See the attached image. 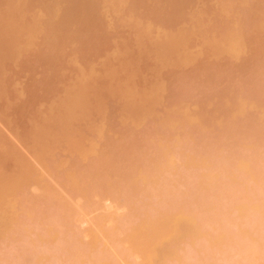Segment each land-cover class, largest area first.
<instances>
[{"label": "rangeland", "instance_id": "374dc122", "mask_svg": "<svg viewBox=\"0 0 264 264\" xmlns=\"http://www.w3.org/2000/svg\"><path fill=\"white\" fill-rule=\"evenodd\" d=\"M95 1V0H94ZM99 1V5L100 4H103L102 2H104V4H103V7H104V5H105V3H106V1H100V0H97L96 2H98ZM120 2H119V6H120V11H119V7H118V9H117V5H114V7H116V9L118 10V11H109L108 10V8L107 9H104L103 7H101V10H105V13L102 11L101 12V10L99 11V13H102L103 14V16H105L106 18H107V20H108V29L107 30H110V33L108 34L109 35V39L111 38V36H112V38L109 40V41H107L108 39H105L104 37H105V35L107 36V34H105V35H103L104 37V39H105V41H101L102 39L100 38V40H98V42H100V43H97L99 46L97 47V49H94L95 51L97 50V51H99V52H95L96 54H94V55H92L93 56V58H91V56H88L87 55V53H85V55H84V57L83 56H81V55H79V54H76L77 56L79 55V57H77V56H75V54H73L72 55V52H71V55L70 56H74V58H72V57H70L69 56V58L67 59L66 58V60H68V61H65L64 62V66L65 67H63V69H62V71H63V73H62V71H61V73L60 74H63V76H65L66 74V76L65 77H63L62 75V77H61V79H58V80H56L57 81V84L55 83V87H53V86H51V88H52V90H53V94H54V97H52V94H51V92L52 91H49V90H47V92H45V90H44V93L42 92V89L44 88H42V89H38L39 91H37L38 93H37V96L39 97V96H41V98L39 97V99H38V97L36 98L37 99V101L39 102V105H38V102L36 101V99H35V97H34V99H32L33 97H32V95H30L31 93H30V91H28V93H27V91H25V90H30L31 88L30 87H32L33 85L31 84L34 80L36 81V84L38 83V84H42L43 85V81L45 80L44 79V77L46 78V76H45V74H44V72H45V70H46V68H47V66H41V67H45L44 69H42V70H44V72L42 71L41 72V70L39 71L38 70V68H39V61H36L35 59L33 60L32 59V57L34 56V54L33 53H35L34 51H35V49L37 48V46L36 45H33L32 47H28V49L29 50H27V51H24V50H20V52L21 51H24V53L23 52H19V47H21V46H18V45H14V43L12 42V40H11V42L9 41V39H8V42H6L5 40H4V42H6L9 46H11L12 48H10V51H12L13 50V52H14V54L16 53L17 54V52H18V55H22L19 59L21 60V59H23V60H21L20 61V64H23L24 63V60H26L27 58V61L29 62H34L33 63V65H30L31 67L33 66V69H34V67H35V64L37 63V65H36V68H37V70L39 71L38 73L36 72L37 70H34L36 73L33 75L32 73L33 72H31V73H29L28 71L30 70V66H28V65H26V64H23V65H25L24 66V68L25 69H28V67H29V69H28V71L27 70H25L24 71V69H23V67H18V66H20L19 64H18V60L19 59H17V61L16 60H14V61H11V60H9V62H11V63H9L8 61V64H10V65H7L8 66V68H7V70H8V72L6 73V75H4V76H2V75H0V84H2L3 86V88L4 87H7L6 88V93H5V97L3 98L4 99V101H5V105H4V101H3V99L1 100L0 99V105H1V107H0V264H69L70 262H71V264H188V261H186V260H184V258L186 259L187 257H189L190 258V262H189V264H210V263H212V264H232L233 262H234V260H235V263L234 264H238L239 262H240V259H241V262L239 263V264H264V250H263V252H258V251H260V250H262L261 248L263 247L264 248V240L262 241L263 243H261L258 247H257V249H259V250H256L257 252V254L255 255V253H253V256H251L252 255V252H251V254H247V253H245L244 251H246V250H244V248H246V247H248V243L246 242V241H244V239H242L244 236H241V235H245V234H242V232L243 233H249L250 232V230H248L247 228L249 227V225L251 224L252 226H254L253 227V231L255 230V231H257V232H252V234H253V236H252V234L251 235H249V236H251V238H253L254 240H251L250 238H249V236L246 238V236H245V240H247L248 242H250V241H253L254 243L256 242V244L257 243H259V241H261L260 239H258L259 237H257V235H255V234H261L262 232V235L260 236L261 238H262V236H263V239H264V230H262V232H261V229H264V222H262V223H260L261 221H258V219L260 220V218H261V220L263 221L264 220V217L262 216L263 215V213L264 212H260L259 213V208H260V205H261V203H262V206H263V202H261L260 204L258 203V202H260V201H262V200H264V199H261V198H263V196H264V190L263 191H261L262 189H264V184H262V183H264V182H261V178H260V187H259V189H261L260 191H261V193L260 194H262L261 196L262 197H257V195H258V193L259 192H257V191H259V189L257 190L256 188H258V187H256V183H255V181L258 179L259 180V178L256 176L257 174H255V180L253 181L252 180V182H254L255 184H253L252 182V184L250 183L249 185H247V183H245L246 181H247V175H245L244 176V174L245 173H250L249 171H251V168L253 169V171H255L254 170V168L258 165V167H257V169L259 168V167H261V165H262V167L261 168H264V157H263V155L264 154H262V156H258L260 159H261V161H260V159L257 157V156H255V154L256 155H258V153H259V155H261V153L263 152L264 153V148H262L263 149V151H261V146L262 147H264L263 146V144H264V142L261 144V146H260V144L259 145H257L255 148H257V151H256V149L254 148V147H252V148H250V146L247 144V143H249V140H252V139H248V137L247 136H245L244 137V135L242 134V133H244V130H243V132L242 133H239V134H241V135H243L242 137H241V135H232L234 132L236 133V132H238V131H242L241 129L239 130V127H238V122H237V126L236 127H238V131H235V129H234V132H233V130H231L232 131V134H230L231 132H229V134L230 135H226L225 134V132H222V129L224 128V130H225V127H220L219 125H221L222 126V122L223 121H220V119H219V114H216L215 113V110H217L216 108H219V107H216V106H220V104L219 105H217L218 103H220L221 102V104L224 102L223 100L224 99H226L227 97H229V96H223V97H221L220 99L223 101H219L218 99H219V96H217L218 94H221V93H223L224 92V89H225V91H226V89L228 90V88H230V90L229 91H231L232 92V90H231V86L233 85V84H235V85H238V87H242L243 88V86H240L241 85V83H235L236 82V79L234 80V78H233V76L231 75V80H232V78H233V80L235 81H233L232 80V82L230 83V78H229V76H226L225 75V68H231V67H233L232 66V64H231V66H229V62H228V64H225L226 63V61H225V59H226V54H225V56H221L220 58L219 57H216V56H214V55H211V56H209V55H207L206 53H204L203 51H202V47L204 48V46H203V44H204V42L202 43V37H197V36H193L192 38L189 36V38L188 39H190V40H188L187 41V39L185 38V37H187V36H184V35H187L188 33H191V32H189V30H190V27H192L193 29H196L195 28V25H193V23L191 22H184V24L183 23H180V24H177L176 23V25H175V20H177V18L176 17H171V19H173V22H174V25H173V23L171 24V23H169V24H167V25H169L168 27H166V28H164V27H162V28H158V27H152V26H150V25H147L146 24V22H144V18L142 17H140L139 16V13H134V12H132V13H129V14H131L130 15V17H129V14L128 15H124V17L122 16V14L123 13H128L129 12V9L128 8H124V5H125V7L127 6L126 5V0L123 2V1H121V0H119ZM153 2H154V4H155V2H157L158 4H159V0H152ZM205 1H206V3H205ZM204 2H203V0H201V2H200V0H199V3H198V8H197V6H194L195 7V9H194V11L195 10H197L200 14H201V12L199 11V10H201V11H203L202 13H204L205 12V7H207V6H210L209 7V9H210V13H207V14H209V15H207L206 16V19H208L207 17H210L211 19H212V17H215L216 19H212L213 21H217V17H219L218 16V14H219V12H216V10H213V13H212V6L211 5H216V0H209V1H207V0H205ZM212 1H214V2H212ZM115 2V1H114ZM122 2V3H121ZM128 2V1H127ZM41 3H43V2H41ZM116 3V2H115ZM117 3H118V1H117ZM116 3V4H117ZM125 3V4H124ZM204 3H205V5H204ZM43 4H45V3H43ZM114 4V3H113ZM121 4H123V6L121 5ZM158 4H156L155 6H157ZM99 5H97V7H100ZM95 6H96V3H95ZM106 7H107V5H105ZM129 6V5H128ZM42 7H44V5L42 6ZM203 7L205 8V9H203ZM40 8V7H39ZM123 8L124 9H126V11L124 10L123 11ZM201 8V9H200ZM42 9V8H41ZM203 9V10H202ZM216 9V8H215ZM111 10V9H110ZM207 12V11H206ZM117 13V14H116ZM119 13H122V14H119ZM125 13V14H126ZM204 14H206V13H204ZM211 14V15H210ZM213 14H215V15H213ZM216 14H217V16H216ZM109 15V16H108ZM113 15V16H112ZM115 15V16H114ZM119 15H121L122 17H123V19H122V17H118ZM31 16V15H30ZM30 16L28 17V18H30ZM202 16H204V15H202ZM112 17V18H111ZM113 17H114V19H116L115 20V22L117 21V23H115L116 25H114V23H113ZM117 17L119 18V20H121V21H123V22H125V23H127V21H131V23H130V21L128 22V24H123V22L121 23V21L119 22V20L117 19ZM126 17V19H128V20H126L125 19V21H124V18ZM128 17V18H127ZM205 17V16H204ZM130 18H132V19H130ZM179 18V17H178ZM201 18V17H200ZM171 19H169L170 21L169 22H172V20ZM134 20V21H133ZM137 20H139L140 21V23H138L139 21H137ZM142 20V21H141ZM201 20H202V18H201ZM219 20V19H218ZM134 23H133V22ZM203 21V20H202ZM209 21V20H208ZM208 21H206V22H208ZM119 22V23H118ZM177 22V21H176ZM193 22H195L194 20H193ZM129 23H130V25H129ZM210 23H211V21H210ZM133 24H135V25H133ZM146 24V25H145ZM187 26H186V25ZM188 24H189V26H188ZM195 24H196V22H195ZM203 24H205V21H204V23ZM203 24H201V25H203ZM208 23H206L205 25H207ZM113 25H114V27H113ZM119 27H118V26ZM123 25V26H122ZM127 25H128V27H127ZM133 25V26H132ZM182 25H185L186 27H189L188 28V32H186L187 30V28L185 29L186 31H183L184 33H182V34H184L183 36L181 35V33H179V31H178V33L181 35V37H184V39H186L185 40V43L183 44L184 45V47H183V45L181 44L182 42L181 41H183V40H181V41H179V42H177V39H176V42L180 45L181 44V47H183V48H181L180 46H178V44H175V42H173V41H171L170 42V40H169V36H170V33H172V37L170 36V38H171V40H172V38L175 36V32L177 31L176 29H179L178 27H182ZM198 25V24H197ZM209 25V24H208ZM207 25V26H208ZM112 26V27H111ZM135 26L137 27V29L135 28ZM170 26H172L171 28H172V30H171V28H170ZM207 26H205V27H207ZM111 27V28H110ZM119 29V30H117V28ZM123 27V28H122ZM131 27H132V29H131ZM143 27V28H142ZM148 27V28H147ZM173 27L175 28V30L176 31H174V29H173ZM184 27V26H183ZM204 27V26H203ZM204 27V28H205ZM75 28H76V26H75ZM126 28V29H125ZM151 28V29H150ZM191 28V29H192ZM134 29L135 30H139L140 29V32H141V30L142 29H145L144 31H146V33H143L144 35H141L142 34V32H141V34H140V32H137L136 31V33H135V31H134ZM149 29V30H148ZM94 30V29H93ZM92 30V31H93ZM114 30H116V32L114 31ZM123 30V31H122ZM167 30H168V32H167ZM170 30V31H169ZM181 30V29H180ZM37 31H39L38 29H37ZM36 31V32H37ZM112 31V32H111ZM121 31V32H120ZM125 31V32H124ZM143 31V32H144ZM153 31H154V33H153ZM156 31V32H155ZM160 31V32H159ZM171 31H174V33L173 32H171ZM191 31V30H190ZM93 32H95V33H98V32H96V31H93ZM102 32V31H101ZM119 32V33H118ZM124 32V33H123ZM131 32H132V35H131ZM151 32V33H150ZM194 32H196V31H194ZM94 33V34H95ZM103 33H105L104 31H103ZM103 33H101V34H103ZM113 33V34H112ZM120 33H123V34H120ZM127 33V34H126ZM137 33H138V35H141V36H138L137 35ZM150 33V34H149ZM187 33V34H186ZM197 33V32H196ZM209 33H211V32H209ZM38 33H36V37L35 38H33V39H35V41L36 42H38V43H40V42H42L43 41V36L41 37V35L40 34H38ZM92 34V33H91ZM94 34H92V35H94ZM114 34H115V36H114ZM136 34V35H135ZM159 34H161V35H159ZM177 34V33H176ZM193 34V33H192ZM213 34V33H212ZM211 34V35H212ZM117 35V36H116ZM126 35H128L127 36V38H124ZM196 35V34H195ZM214 35H216V37H217V34L215 33ZM120 36V37H119ZM141 37L142 39H145V42L147 43V46H148V48H147V50L149 49V45H150V50L149 51H147L145 48H146V46H145V42L143 43L144 45H143V47H144V49L146 50V52L142 49V44H141V41H142V39H140V38H138V37ZM201 36V35H200ZM101 37V36H100ZM115 37V38H114ZM135 37V38H134ZM178 37H179V35H178ZM106 38H108V37H106ZM97 39H99V38H97ZM96 39V40H97ZM126 39V40H125ZM136 39H140V40H136ZM152 39H153V41H154V44H152ZM167 39V40H166ZM181 39V38H180ZM183 39V38H182ZM199 39V40H198ZM7 40V39H6ZM42 40V41H41ZM112 40V41H111ZM124 40H125V42H124ZM149 40V41H148ZM169 40V42H170V44H168L169 42H167ZM179 40V39H178ZM120 41V42H119ZM132 41V42H131ZM138 41H140V46H141V48H140V46H139V42ZM144 41V40H143ZM157 41V42H156ZM160 41V42H159ZM96 42V41H95ZM101 42L102 43H104L105 44V47L104 48H107L106 50L103 48V44H101ZM109 42V43H108ZM113 42V43H112ZM121 42H122V45H121ZM163 42V43H162ZM186 42L188 43L187 45H186ZM197 42V43H196ZM107 43V44H106ZM120 43V44H119ZM125 43V44H124ZM167 43V44H166ZM172 43V44H171ZM174 43V44H173ZM193 45H192V44ZM199 43V44H198ZM202 43V44H201ZM111 44H112V46H111ZM114 44V45H113ZM127 44V45H126ZM149 44V45H148ZM156 44L157 45H159V44H161V46L159 45L158 47L156 46ZM198 44V45H197ZM103 45V46H102ZM108 45H109V47H108ZM121 45V46H120ZM128 48H126L125 46ZM224 45H227V44H224ZM18 46V48H16ZM69 46V45H68ZM101 46V47H100ZM152 46V47H151ZM154 46H156V48L159 50L158 52H157V50H155L156 48L154 47ZM187 46V47H186ZM14 47V48H13ZM35 49H34V48ZM64 47V46H63ZM65 47H67V46H65ZM154 47V48H153ZM177 47V48H176ZM179 47V48H178ZM208 47V46H207ZM226 47V46H225ZM229 47V46H228ZM227 47V48H228ZM22 48V47H21ZM31 48V49H30ZM33 48V49H32ZM100 48V49H99ZM122 48V49H121ZM138 48V49H137ZM154 50H153V49ZM175 48H176V50H175ZM226 48V49H227ZM64 49V48H63ZM67 49H69V48H67ZM173 49H174V51H173ZM185 49V50H184ZM188 49V50H187ZM195 49H196V52H194L195 51ZM208 49V48H207ZM206 49V50H207ZM65 50H66V48H65ZM104 50H105V52H104ZM108 50H110V51H108ZM138 52H137V51ZM141 50H143L142 52H141ZM154 52H153V51ZM170 50V51H169ZM225 50V49H224ZM8 51H9V49H8ZM10 51H9V53H10ZM17 51V52H16ZM120 51V52H119ZM135 53H134V52ZM169 51V52H168ZM183 51V52H182ZM188 51V52H187ZM13 52H11L12 54H13ZM62 52H64V54H65V51H63L62 50ZM106 52H108V54L106 53ZM118 52V53H117ZM144 52H145V55H144ZM150 52V53H149ZM163 54H165V55H163ZM202 52H203V54H205L206 56H207V58H206V56H203V54H202ZM207 53L208 52H210V51H206ZM227 52V51H226ZM20 53V54H19ZM172 54V56H171V54ZM67 54L69 55L70 54V52L68 53V51H67ZM99 54V55H98ZM103 56H102V55ZM139 54V55H138ZM141 54V55H140ZM155 54V55H154ZM160 54V55H159ZM161 54H162V56H161ZM166 54H168V55H166ZM170 54V55H169ZM174 54V55H173ZM189 54H191V56L189 57ZM199 54V55H198ZM202 54V55H201ZM209 54V53H208ZM228 55H230L231 53H227ZM144 55V56H143ZM158 55L159 56H161L162 58H163V60L165 61L166 59H165V57L164 56H166V57H168L167 58V60L165 61V63H164V61L163 60H161L162 58L160 57H158ZM182 55H184L183 57H182ZM224 55V54H223ZM24 56V57H23ZM28 56V57H27ZM86 56V57H85ZM87 56H88V58H90L89 60H91L92 59V61L95 59L96 61L95 62H91L90 63V61H88L87 59ZM95 56V57H94ZM99 56V57H98ZM108 56V57H107ZM136 57V59H135V57ZM148 56V57H147ZM153 58H152V57ZM169 56H171L170 57V59H169ZM174 56V57H173ZM192 56H194L195 58L197 57V59L195 60L194 59V57H193V59H192ZM199 56H201V57H199ZM202 56L205 58V61H206V59H207V61H206V63L209 61V62H212V67H210V69L211 68H214L215 69V67H214V65L216 64L215 62L213 63V61H218V62H220L221 63V65H219L218 63V66H224L225 67V65H227L225 68H221L220 69V67H218V66H216V68L218 69V70H220V71H222L223 70V76L221 75V78H220V74H218V73H220V72H218V71H215V72H217V73H215V72H213L212 71V73H215V74H213L212 76L211 75H207L208 73L210 74L211 73V71L210 72H206L207 74H204V75H207L206 76V78L207 77H209V76H211V77H217V78H215V80H214V82H210V81H213L212 79H210L209 78V80L208 79H206L204 76H200L201 78H202V80H201V78L200 77H197V76H199L198 74H199V71H197V73H196V70H198V69H200V68H198L197 69V67H196V64L199 62L200 63V61H198L200 58L202 59ZM231 56H234V55H232L231 54ZM230 56V57H231ZM76 57V58H75ZM134 57V58H133ZM151 57V58H150ZM157 57H158V59H157ZM199 57V58H198ZM215 57V58H214ZM229 57V56H228ZM227 57V58H228ZM34 58H36V57H34ZM80 58V59H79ZM128 58V59H127ZM143 58H144V60H143ZM173 58H174V60H173ZM192 59V62H193V64H192V62H191V59ZM209 58V59H208ZM237 58V57H236ZM242 58V57H241ZM263 58H264V55H263ZM85 59H86V61H88V69H86L85 67L86 66H84V68H83V65H86L87 63H85ZM103 59H104V62H103ZM124 59V60H123ZM128 60V63H126L125 61H127ZM130 59L132 60V61H130ZM151 59V60H150ZM155 59V60H154ZM188 59H190V60H188ZM217 59V60H216ZM221 59V60H220ZM233 59V58H232ZM239 59H240V57H239ZM262 59V58H261ZM261 59H259V61H262ZM65 60V58L63 59V61ZM72 60V61H71ZM101 60V61H100ZM111 60V61H110ZM133 60H135V62L133 61ZM160 60V61H159ZM212 60V61H211ZM229 60H231V58L229 59ZM235 60V59H234ZM243 59H240V60H238V58L235 60V62H237V63H241V61H242ZM80 61V62H79ZM81 61H82V63H81ZM153 61V62H152ZM162 61H163V64H162ZM169 61V62H168ZM196 61H198V62H196ZM222 61V62H221ZM232 61V60H231ZM6 62V63H7ZM23 62V63H22ZM66 62H67V65H66ZM69 62V63H68ZM127 64L126 66H127V68H129L130 66H128V64H129V62H130V64H131V62H133V67L131 68V70L130 69H128V70H130L131 72H133V74L130 76V75H127V71L128 70H126V69H124L125 67L123 66V64H125V63ZM139 62V63H138ZM159 62H161V64L159 63ZM168 62V63H167ZM196 62V63H195ZM202 62H204V61H202ZM17 63V64H16ZM94 65H93V64ZM134 63H136V64H134ZM145 63V64H144ZM148 63V64H147ZM172 63H173V65H172ZM224 63V64H223ZM41 64H43V62H41ZM72 66H71V65ZM73 64L75 65V66H73ZM108 64H110L109 66L110 67H112V68H116L117 70H118V72H114L115 73V75H116V73H117V76H116V82L118 81V79L120 80L121 78H122V80H123V77H125V78H127L126 80H129V83H132L133 84V86L132 87H136V89H137V87L139 88V90L140 89H143L144 91H146V94L148 95H146L145 96V92L142 90V92L140 91V93H137V91H136V89H135V91L133 90V89H131L130 88V86H129V84L127 85V88H123L124 89V91L123 92H121V94H118L117 92L118 91H121L122 90V86L120 87V85H116V84H119V83H116L115 84V88L116 87H118V89H115V91L116 90H118L117 92H114L113 94L114 95H112L111 93H107L108 92V90H104V87L106 88V87H112V86H114V83L115 82H112V80L113 79H110V77L112 78V75L111 76H108V75H106V74H108V72L106 73L105 71H107L106 70V68L108 67L107 65ZM129 64V65H130ZM157 64V65H156ZM168 64V65H167ZM177 64V65H176ZM189 64V65H188ZM205 64V63H204ZM214 64V65H213ZM216 64V65H217ZM223 64V65H222ZM260 64V63H259ZM262 64V63H261ZM261 64H260V66H261ZM22 65V66H23ZM45 65V64H44ZM100 65V66H99ZM112 65V66H111ZM234 65H235V63H234ZM258 65V64H257ZM11 66V67H10ZM26 66H27V68H26ZM66 66H69V67H66ZM97 66V67H96ZM166 66V67H165ZM171 66V67H170ZM192 66V67H191ZM194 66V67H193ZM198 66H200V64H198ZM236 66H237V64H236ZM263 66V68H264V65H262ZM40 67V68H41ZM71 67V68H70ZM73 67V68H72ZM78 68V69H76V68ZM96 67V68H95ZM100 67H102V68H100ZM120 67V68H119ZM258 67H259V65H258ZM67 68V69H66ZM68 68H70V69H68ZM83 68V69H82ZM96 70H95V69ZM112 68H107V69H112ZM136 68H138V69H136ZM154 68V69H153ZM194 68H196V69H194ZM229 68V69H230ZM235 68V67H234ZM238 69H239V67H237ZM18 69V70H17ZM19 69H21V70H19ZM33 69H31L32 71H33ZM72 69V70H71ZM76 69V70H75ZM114 69H112V70H114ZM124 69V70H123ZM146 69V70H145ZM158 69H159V71H158ZM161 69L163 70V74H161L162 73V71H161ZM172 69V70H171ZM173 69H175V71L173 70ZM194 69V70H193ZM216 69V70H217ZM226 69V70H227ZM259 69H261V67H259ZM15 70H16V72H15ZM47 70H48V68H47ZM71 70V71H70ZM77 70H78V72H77ZM84 70V71H83ZM87 70H88V72H87ZM96 72H95V71ZM100 71V73H99V71ZM140 70V71H139ZM230 70H233L234 72H235V70H237V69H230ZM240 70V69H239ZM239 70H238V72H237V74L239 75ZM262 70V69H261ZM9 71H10V74H9ZM21 71V72H20ZM22 71H23V74H22ZM49 71V70H48ZM83 71V72H82ZM104 71V72H103ZM111 71V70H110ZM114 71H116V70H114ZM123 71H125V72H123ZM129 71V72H130ZM138 71V72H137ZM160 71H161V73H160ZM166 71H167V74H166ZM179 71H181V72H179ZM183 71H184V73H183ZM186 71V72H185ZM195 73V74H193V72ZM233 71H231L233 74H234V72ZM241 71V70H240ZM263 71V70H262ZM26 74H25V73ZM84 72H87L86 74L84 73ZM113 72V71H112ZM120 72V73H119ZM152 72H153V74H152ZM174 74V75H177V76H174V75H172V73ZM227 72H230L229 70L228 71H226V74H228ZM230 72V73H231ZM235 72V73H236ZM13 73V74H12ZM17 75H16V74ZM19 73V74H18ZM28 73L31 75H33L36 79H34L33 78V76L31 75L30 77L28 76ZM42 74V76H40L39 77V74ZM46 74L48 73V72H45ZM94 73V74H93ZM96 73V74H95ZM101 73H102V75H104V76H106V77H108L107 79H106V84L105 85H103V83L105 82V80H103L104 79V77H102V75H101ZM114 73H113V75H114ZM138 73V74H137ZM149 73V74H148ZM177 73H179V74H177ZM181 73H182V75H181ZM191 75H190V74ZM211 73V74H212ZM221 73V74H222ZM229 73V74H230ZM263 73V72H262ZM40 74V75H41ZM65 74V75H64ZM72 74V75H71ZM93 76H95V75H97V76H95L96 78L98 77V75H99V78H98V81H94L96 78H94V80H92V81H94V84L95 83H97V82H99V84H96V85H94L93 83H87L89 86H91L92 88H94L93 87V85L95 86V90H97V92L98 93H101V94H104V97H105V100H104V98L103 97H101L102 98V100H104V102H102V100H100L99 98V100L102 102V103H105L106 102V104L104 105L103 104V106L105 107L104 108V110L102 109V111H103V113L101 114L100 113V111L99 112H97V111H95L96 113H99V116H97V114L95 115L94 113V116L93 117H90V119L88 118V113L90 112H88L86 109H85V104H86V100H87V98L85 99L84 98V100H83V105L82 104H71L72 106H70L69 104H70V102H67V100H65L64 99V96H63V98H62V95H67V94H69V92H68V90H69V88H70V85L71 84H73V85H76L77 84V79H79V83L82 85L83 83H84V81H86V80H88L89 79V81L91 80V79H93L92 78V75ZM129 74V73H128ZM137 74V75H136ZM142 74V75H141ZM146 74H148L147 76H146ZM159 74H161V75H159ZM183 74H184V76H183ZM197 74V75H196ZM217 74V75H216ZM242 74H243V71H242ZM242 74H240V76L239 77H241V76H243L242 78L244 79V76H245V74L244 75H242ZM12 75V76H11ZM17 76V77H15V76ZM43 75H44V77H43ZM71 75V76H70ZM80 75V76H79ZM155 75V76H154ZM179 75V76H178ZM181 75V76H180ZM194 75V76H193ZM7 76H10V78L8 79V77ZM83 76V80L81 79V77ZM128 76H130V77H128ZM140 76V77H139ZM187 76V77H186ZM194 77V79H193V77ZM195 76H196V79H195ZM219 76V77H218ZM225 76V77H224ZM260 76V75H259ZM261 76H262V74H261ZM264 76V75H263ZM13 77V78H12ZM15 77V78H14ZM39 77V78H38ZM72 77H73V79H72ZM105 77V78H106ZM120 77V78H119ZM134 77V78H133ZM158 78L157 80H156V78ZM167 77V78H166ZM170 77V78H169ZM172 77V78H171ZM179 77H183V79H182V81L184 82H182L183 83V85L185 84V86H186V84H189V87L192 89V91H191V89L187 86V88H185L186 89V91H187V89H190V90H188V94H190L189 92L191 91L192 93H191V96L190 95H188V94H186L185 92H183L184 91V88L183 87H185V86H183L181 83L179 84L178 82L180 81V79L181 78H179ZM204 77V78H203ZM236 77H237V75H236ZM246 77V76H245ZM28 78V79H27ZM32 78L34 79V80H32ZM59 78V77H58ZM65 78V79H64ZM66 78H67V80H66ZM69 78V79H68ZM71 78V79H70ZM88 78V79H87ZM142 79V83H141V79ZM148 78H151V80L149 79L148 80ZM176 78V79H175ZM177 78H178V81H176L177 80ZM192 78V79H191ZM224 78V79H223ZM238 78V77H237ZM241 78V79H242ZM261 79H262V83H263V81H264V78L263 77H260ZM6 79V80H5ZM30 79H31V81H30ZM38 79V80H37ZM39 79H40V83H39ZM102 79V80H101ZM139 79V80H138ZM146 81H145V80ZM172 79H174V80H172ZM200 79V80H199ZM204 79H206V82L207 83H209V84H207V86L205 85L206 83H205V80ZM216 79H217V81H216ZM228 79V81H226ZM246 79V78H245ZM2 80H3V82H4V84H3V82H2ZM5 80V81H4ZM11 80H13V82L11 81ZM60 80H61V82H60ZM64 80H66L65 82H64ZM115 80V79H114ZM121 80V81H122ZM126 80L124 79L122 82H125L126 83ZM170 80H171V83H170ZM198 80V81H197ZM209 82H208V81ZM221 80V81H220ZM225 80V81H224ZM240 80V79H239ZM8 81H9V83H8ZM34 81V82H35ZM55 81V82H56ZM71 81V82H70ZM88 81V82H89ZM92 81H90V82H92ZM103 81V82H102ZM120 81V82H121ZM149 81H150V83H149ZM176 81V82H175ZM195 81V82H194ZM201 81V83L199 84V82ZM204 81V82H203ZM216 81V82H215ZM31 82V83H30ZM59 82V83H58ZM63 82V83H62ZM73 82V83H72ZM74 82H76V83H74ZM87 82V81H86ZM144 82V83H143ZM158 82V83H157ZM181 82V81H180ZM189 82V83H188ZM202 82H203V86L201 85L202 84ZM224 82H229V83H224ZM261 82V81H260ZM54 83V82H53ZM64 83H66V84H64ZM113 83V84H112ZM124 83V84H125ZM154 83H156L155 85H154ZM176 83V84H175ZM198 83V84H197ZM210 83L212 84V86L210 85ZM214 83V84H213ZM259 84V85H263V84ZM30 86V84L32 85V86H28V85ZM59 84V85H58ZM150 84V85H149ZM169 84V85H168ZM171 84V85H170ZM173 84H175V85H173ZM177 84H179V85H181L180 87H179V85H177ZM193 86H192V85ZM223 84V86L224 87H226V86H228V88H224V87H222L221 85ZM227 84V85H226ZM232 84V85H231ZM240 84V85H239ZM257 84V85H258ZM24 85V86H23ZM27 85V86H26ZM126 85V84H125ZM124 85V86H125ZM131 85V84H130ZM142 85V86H141ZM159 85H161L160 87H159ZM217 85H219V87L217 86ZM9 86V87H8ZM35 86H37V87H39L38 85H34L33 87H34V90L36 91V88H35ZM129 86V87H128ZM155 86V87H154ZM172 86V87H171ZM176 86H178V87H176ZM183 86V87H182ZM216 87V89L217 90H215V87ZM230 86V87H229ZM25 87V88H24ZM42 87V86H41ZM40 87V88H41ZM58 87V88H57ZM62 87V88H61ZM193 87H194V89H193ZM203 87H204V89H203ZM218 87V88H217ZM238 87H237V89H238ZM259 88L261 87V86H258ZM30 88V89H29ZM57 88V89H56ZM59 88H60V90H59ZM64 88V89H63ZM89 88V87H88ZM121 88V90H119ZM153 88V89H152ZM178 88H183V90L182 89H179V91H181V93L182 94H186L184 97H183V99H186L187 97L186 96H188V98H189V96L190 97H192V94H193V96H195L197 99L196 100H193V101H195V102H193V101H191L192 99H194V98H192L191 100L189 99L188 101L187 100H184L183 101V99L181 98V96H183L182 94L180 95V94H178V92H176L177 90H178ZM232 88H234V87H232ZM245 88V87H244ZM243 88V92H246L245 90L246 89H244ZM263 88H264V86H263ZM8 89V90H7ZM91 89V88H90ZM108 89V88H107ZM129 89V90H128ZM152 89V90H151ZM173 89V90H172ZM198 89V91H200V92H198V91H196ZM200 89V90H199ZM219 89V90H218ZM221 89V90H220ZM235 89V88H234ZM237 89L236 90H234L235 92L237 91ZM4 89H2L1 91H3ZM33 90V89H32ZM31 90V91H32ZM33 90V91H34ZM94 90V89H93ZM109 90H111V89H109ZM194 90H195V92H194ZM241 90V89H240ZM5 91V90H4ZM23 91H25V92H23ZM32 91V92H33ZM57 91V92H56ZM62 91V92H61ZM65 91H67V92H65ZM105 91V92H104ZM107 91V92H106ZM127 91H128V93H127ZM129 91H131L130 93H134L135 92V95H136V97H134L135 95L134 94H130L129 93ZM149 91V92H148ZM156 91H158L159 93H157ZM168 91H169V93H168ZM206 92V94H205V92ZM228 91V92H229ZM242 91V90H241ZM8 92V93H7ZM16 92V93H15ZM91 92H92V89H91ZM95 92V95H96V91H94ZM104 92V93H103ZM125 92V93H124ZM139 92V91H138ZM155 92V93H154ZM166 92V93H165ZM197 92V93H196ZM211 94H210V93ZM231 92H229V93H231ZM237 92H240V91H237ZM243 92L241 93L240 92V94L242 95L243 94ZM24 93V94H23ZM40 93V94H39ZM105 93L106 94H109V95H105ZM115 93L116 94H118L117 96L115 95ZM124 93V94H123ZM16 94V95H15ZM26 94H27V96L29 97H27L26 96ZM45 94V95H44ZM51 94V96H49L48 97V95H50ZM57 94V95H56ZM61 94V95H60ZM88 94V93H87ZM85 92H84V96L85 97H88V95H87ZM94 94V93H93ZM138 94V95H137ZM153 94H156L155 95V98H156V96L159 98V99H155L154 98V96H153ZM170 95V97H169V95ZM173 94V95H172ZM196 94H197V96H196ZM204 94V95H203ZM217 94V95H216ZM236 94V93H235ZM238 94V93H237ZM30 95V96H29ZM42 95H44V96H42ZM100 95V94H99ZM98 95V96H99ZM120 95V96H119ZM121 95H123V96H121ZM141 95H142V97H141ZM172 95V96H171ZM179 95V97L181 98V100H180V98L179 97H177ZM203 95V96H202ZM211 95V96H210ZM212 95H213V97H212ZM215 95V96H214ZM239 95V94H238ZM238 95H237V97H238ZM10 96H11V98H13V99H11L10 98ZM97 96V97H98ZM101 96V95H100ZM106 96H107V98H106ZM112 96V97H111ZM129 96H131V97H134V99L133 98H131V97H129ZM149 96H151V97H149ZM152 96H153V98H154V100H153V98H152ZM165 96V97H164ZM198 96H199V98H198ZM209 96V97H208ZM218 97V99H217V97ZM222 96V95H221ZM236 96V95H235ZM240 96V95H239ZM9 99H8V98ZM52 97V98H51ZM67 97V96H66ZM65 97V98H66ZM140 98L141 97V99H138V98ZM186 97V98H185ZM216 97V98H215ZM232 97V96H231ZM228 98V99H232V98ZM234 97V96H233ZM242 97H244V95H242ZM241 97V98H242ZM43 98H45V99H43ZM46 98H48V100L46 99ZM61 98L63 99L62 100V102H61ZM122 98V99H121ZM161 98V99H160ZM176 98V99H175ZM187 98V99H188ZM211 98L213 99V98H215V99H213V100H211ZM236 98V97H235ZM234 98V99H235ZM241 98H237L238 99V102L240 101V100H244V99H241ZM28 99H29V101H28ZM56 99V100H55ZM137 99V100H136ZM201 101L200 103H199V100ZM217 99V101H219V102H217V104L215 105V100ZM7 100V101H6ZM25 100H27V102H24ZM34 100V102L32 103V101ZM42 100V101H41ZM65 100V104H67V106L65 105H63V106H61L62 104H64V101ZM127 100H129V101H127ZM134 100H136L135 102H134ZM143 100V101H142ZM176 100H178V101H176ZM180 100V101H179ZM198 100V101H197ZM12 101V102H11ZM61 102V103H59V102ZM82 101V100H81ZM88 101V100H87ZM100 101H99V104H100ZM128 102V104H127V102ZM157 101V102H156ZM165 101V102H164ZM175 101V102H174ZM191 103H190V102ZM209 102V104L207 105L208 106V108H207V112L208 113H212V111H214V113L213 114H211L213 117H211V115L209 114V115H207L206 117H204L206 114V111H205V108L207 107V106H205V102L206 103H208ZM230 101V100H229ZM233 100H231L230 102H228V104L229 103H231ZM237 101V100H236ZM245 101H246V99H245ZM247 101H249V100H247ZM1 102H3V104L1 103ZM17 102V103H16ZM22 102H24V104L22 103ZM143 102L145 103V104H143ZM171 102H172V104H171ZM174 102V103H173ZM186 102H188V103H186ZM234 102H235V100H234ZM238 102H237V105H238ZM250 102V103H249ZM249 102H247V108H249V109H247V110H250V109H252L253 108V106L255 105V104H257V103H254V101H249ZM19 103H21V104H19ZM35 103H37V104H35ZM58 103H59V105L61 106H57V107H59L58 109H57V107H56V105H58ZM72 103V102H71ZM87 103H89V102H87ZM125 103V104H124ZM153 103V104H152ZM197 103V104H196ZM225 103V102H224ZM223 103V104H224ZM236 103V102H235ZM235 103H234V105H235ZM248 103H249V105H248ZM254 103V104H253ZM9 104H11V107H10V105ZM25 104H27V105H25ZM30 104V106H28ZM33 104H35V105H33ZM130 104H132V106L130 105ZM135 106H134V105ZM166 104H168V106L166 105ZM188 104H190V105H188ZM200 104H201V106H200ZM203 104V105H202ZM252 104H253V106H252ZM3 105V106H2ZM25 105V106H24ZM53 105H54V107H53ZM75 105H77L76 107L77 108H75ZM114 105V106H113ZM118 105V106H117ZM125 105H129V107L128 106H126V107H128V108H126L125 107ZM146 105H147V107H146ZM150 105H151V107H150ZM166 105V106H165ZM198 105V106H197ZM234 106L233 105V103H231V104H229V108H231V106ZM236 105V106H237ZM264 105V104H263ZM260 106V108L261 107H264V106ZM26 106H27V108H26ZM48 106V107H47ZM80 106V107H79ZM122 106V107H121ZM134 106V107H133ZM149 106V107H148ZM177 106V107H176ZM182 106V107H181ZM190 106V107H189ZM195 106V107H194ZM222 107H223V105H221ZM236 106L234 107L235 109H236ZM249 106V107H248ZM3 107V108H2ZM10 107V108H9ZM14 107V108H13ZM18 107V108H17ZM20 107H24L25 108V111L24 112H22L23 114H21V112H20V110H21V108ZM30 107H31V110L32 111H30ZM65 107V109L63 110V108ZM113 107V108H112ZM119 107V108H118ZM131 107V108H130ZM136 107V108H135ZM158 107H160V109L158 108ZM200 107H202V108H200ZM225 108L226 107H228V106H224ZM255 107V106H254ZM34 108H36V110L38 111H36V110H34ZM57 109V110H59L61 113V115L58 113V111L56 110L55 111V109ZM80 108V109H79ZM111 108V109H110ZM133 108V109H132ZM162 108V109H161ZM174 108V109H173ZM178 108V109H177ZM189 108V109H188ZM195 108H197V109H195ZM214 108V109H213ZM228 108V109H229ZM256 108H258L257 107V105H256ZM255 108V109H256ZM3 109V110H2ZM16 109V110H15ZM28 109V110H27ZM41 109H43V111L41 110ZM108 109H109V111H108ZM129 109V110H128ZM132 109V110H131ZM138 109H140L139 111H138ZM142 109V110H141ZM156 109V110H155ZM165 109V110H164ZM175 109H177V110H175ZM202 111H201V110ZM209 109V110H208ZM221 109H223V108H220V110ZM233 109V108H232ZM235 109H233L234 111H235ZM254 109V108H253ZM255 109H254V112H255ZM263 108H261L260 110H262ZM26 110H27V113H26ZM47 110V111H46ZM79 110V111H78ZM92 110L93 109H91V114H92ZM95 110V109H94ZM125 110H127V111H125ZM160 110V111H159ZM176 112V111H179L180 112V110L181 111H183L182 112V114H184V118L185 119H188L186 122H188L189 121V123L188 124H186V122H185V119H183V117H182V119L183 120H181V121H184L183 122V124H177L178 123V121L179 120H176V119H178V118H174L173 116H174V111ZM193 110H194V113L198 116V114L200 113H202L203 111L205 112L204 114H203V116L201 115V116H199L201 119L204 117V119H202L203 121H205L204 123L206 124V122H207V127L205 126V127H203L202 125H198L197 123H195L194 124V121H196L197 122V117H196V115L193 113ZM197 110H199V111H197ZM210 110H212V111H210ZM220 110H217L218 112H220ZM224 110V109H223ZM233 110L231 111L232 113H233ZM19 111V112H18ZM30 111V112H29ZM65 111H67L66 113H65ZM78 111V112H77ZM85 111H87V113L85 112ZM107 111V112H106ZM128 111H130V112H128ZM134 113H133V112ZM136 111V112H135ZM185 111H186V113H187V111L191 114V115H187V117H190L191 118V120H190V118H187V117H185L186 116V113H185ZM196 111V112H195ZM201 111V112H200ZM238 110H236L234 113H236ZM246 111V110H245ZM251 111V110H250ZM259 111V110H258ZM258 111H256L255 112V114L258 112ZM263 112H264V109L262 110ZM14 112H16V113H14ZM53 112V113H52ZM75 112V113H74ZM78 114H77V113ZM81 112H82V115H86L87 116V118H88V120H87V118H85L84 116H82V115H80L81 114ZM84 112V113H83ZM94 112V111H93ZM146 112V113H145ZM173 114H172V113ZM222 113V115L224 114V112H225V110L224 111H221ZM230 112V111H229ZM240 112H244V111H240ZM251 112H253V111H251ZM263 112H261L262 114H263V117H264V113ZM7 113H8V115H7ZM13 113V114H12ZM17 113H19L18 115H17ZM36 115H35V114ZM38 113V114H37ZM46 113H49V115L48 114H46ZM54 113H56V114H54ZM65 113V114H64ZM71 113V114H70ZM72 113H73V115H72ZM107 113V114H106ZM130 113V114H129ZM132 113H133V115H132ZM138 113V114H137ZM140 113V114H139ZM169 113H171V115L169 114ZM238 113V112H237ZM247 113H249V111H247ZM260 112L258 113V114H261ZM11 114V115H10ZM30 114V115H29ZM50 114L52 115V114H54V116L55 117H53V115L51 116V117H53V118H51V120L53 119L54 120V124H55V119H56V123H58V120H59V122H60V124L62 125V127H61V125H59V127L60 128H62V129H59L62 133H61V135H58L57 137H60L61 136V139H62V136L63 135H65V134H68V133H70L72 136L73 135H75L74 133H76L77 131H78V133L80 134V131H81V129H84V131H81V135H82V139L81 140H83V133L85 132V134H86V136L84 137V146L86 145V143L87 144H89V145H86L85 147L84 146H82V147H84V148H82L81 149V146H79V145H81V143H79V142H82L83 143V141H79V139H80V137H79V139L77 140V142L79 143H77V144H75L76 143V141H74V145H73V141L71 142V140L73 139V138H71L70 136H69V134L67 135V137H66V135H65V137H66V141H67V139H68V141H69V143H71L72 144V147L73 148H71L70 150L68 149L69 147V145L66 147L65 145L66 144H69L68 143V141L66 142L65 140H60L61 141V144H59V146H57V144H56V146L59 148H57V147H55L56 148V150L54 151L53 150V152L55 153V156H56V158H59L56 162H55V160H56V158L54 159L53 157H51V155H49L50 153H52V151H49V149H47V148H52V149H54V145H53V147L51 146V145H44V146H46V148H44L43 146H42V149L44 148V149H47L48 150V152H50V153H48V155H46L45 154V152L47 151V150H45V152L42 150V149H36L35 148V146H34V144L32 145V142H34L35 141V144L37 145L38 143L40 144V141H37V140H35L34 139V133H31V131H29V133H30V135L32 136L31 138H33V140L29 137L30 135H28L29 133H28V130H29V128H31V126H32V124H34L35 125V127H34V125L32 126V129L34 128V131L38 128V129H41L42 128V124H40V123H43L45 120H42V118H49V116H50ZM58 114V115H57ZM76 114V115H75ZM105 114V115H104ZM129 114V115H128ZM135 114V115H134ZM159 114L160 115H162V116H159ZM176 114V113H175ZM182 114H181V116H182ZM194 114V115H193ZM199 114V115H200ZM229 114V113H228ZM231 114V113H230ZM229 114V115H230ZM245 114V113H244ZM244 114H242V115H244ZM253 114V113H252ZM252 114L250 113V115L252 116ZM254 114V115H255ZM14 115V116H13ZM20 115V116H19ZM26 115V116H25ZM32 115H34L33 117H32ZM48 115V116H47ZM57 115V116H56ZM64 115V116H63ZM77 115H79V116H77ZM152 115H154V116H152ZM163 115H165V116H163ZM167 115H169V116H171L172 118H174L175 119V121L174 120H172V118H169V119H167V121L168 120H170V121H168L167 123H169V125H167V123L165 124V120L163 119L164 117L166 118V116ZM225 115H227L226 114V112H225ZM224 115V117L227 119V117L229 116H225ZM250 115H249V119H251L252 117H253V119H255L256 118V116L257 115H255V118H254V116H252V117H250ZM38 117V119H37V117ZM40 116H42V117H40ZM47 116V117H46ZM58 116H59V118H58ZM60 116H62V117H60ZM75 116V118H73ZM80 116H82V117H80ZM175 116H177V115H175ZM181 116H177V117H180L181 118ZM217 116H218V118H217ZM260 116V115H259ZM262 116V115H261ZM97 117V118H96ZM102 117V118H101ZM130 117V118H129ZM147 117H148V119H147ZM149 117H151V118H149ZM153 117V118H152ZM159 117V118H158ZM161 117V118H160ZM215 117V118H214ZM222 116H220V118H221ZM224 117H222V118H224ZM246 117V119H248V117H247V115L245 116ZM258 117V116H257ZM3 118H5V119H3ZM19 118V120H17ZM25 118V119H24ZM28 118V119H27ZM47 118V119H48ZM58 118V119H57ZM63 118V121L61 120ZM76 118L77 119H81V121L80 120H78L79 122H77V120H76ZM83 118H85V120L83 119ZM154 118H155V120H154ZM179 118V119H180ZM215 121V122H213V120ZM232 118V117H231ZM235 118H238V119H240V118H243V117H241V114L239 115V116H237V117H235ZM259 118V117H258ZM37 119V120H36ZM42 120V122H40L39 121V123L38 124H40L41 125V127L39 126H37V121L38 120ZM66 119V121H64ZM70 119H72L71 121H70ZM75 119V120H74ZM100 119V120H99ZM130 119V120H129ZM145 119H147V120H145ZM151 119V120H150ZM201 119H199L200 121H201ZM207 119V120H206ZM217 119V120H216ZM246 119H244V120H246ZM26 120H29L28 122L26 121ZM53 120H52V122H53ZM61 120V121H60ZM68 120H69V123H70V125L71 126H69V123H68ZM84 120V121H83ZM96 121V123H95V125L93 126L94 128H95V132L97 133L96 135L94 134V131H93V129L91 130V127H89V126H91L90 125V122L91 121ZM129 120V121H128ZM132 120V121H131ZM136 120V121H135ZM148 120H150V121H148ZM153 120V121H152ZM164 120V121H163ZM199 120H198V123H199ZM232 120H233V118H232ZM243 119L241 120V121H244ZM256 120H258L257 118H256ZM259 120H260V118H259ZM258 120V121H259ZM93 121L91 122V123H93ZM94 121V122H95ZM107 121V122H106ZM145 121V124L147 123V125H144V122ZM146 121H148V122H146ZM190 121H192L191 122V125H189L190 124ZM212 121V122H211ZM218 121H219V123H218ZM235 121V119L233 120V122ZM261 121V120H260ZM263 121H264V118H263ZM262 121V122H263ZM51 122V123H52ZM62 122H64V123H62ZM76 122V123H75ZM84 122H85V124H84ZM89 122V123H88ZM131 122V123H130ZM155 122V123H154ZM158 122V123H157ZM162 122V123H161ZM163 122H164V124H163ZM171 122H173V124L171 123ZM180 122V121H179ZM225 123H226V126H227V122H229L230 124H231V120L230 121H228V119H227V122L226 121H224ZM232 122V123H233ZM24 123V124H23ZM26 123H28L27 125L29 126H27L26 127ZM32 123V124H31ZM72 123V124H71ZM79 123V124H78ZM120 123V124H119ZM129 123V124H128ZM152 123V124H151ZM154 123V124H153ZM212 123H214V126L216 125V128L215 129H213V127H212ZM216 123V124H215ZM217 123L219 124L218 126H219V129H217L218 127H217ZM221 123V124H220ZM59 124V123H58ZM73 124H76L78 127H79V129H78V127L76 126V125H73ZM88 124V125H87ZM94 124V123H93ZM133 124V125H132ZM142 124V125H141ZM163 124V125H162ZM193 124H194V126H193ZM201 124H203V122L201 121ZM210 125V127H212V129H210V127H209V125ZM229 124V125H230ZM25 125V126H24ZM44 125V124H43ZM68 127H67V126ZM80 125H81V127H80ZM84 125V126H83ZM99 125V126H98ZM169 127L168 129H167V126ZM184 126V128L182 127V126ZM198 125V128L200 129V133H201V130H202V133L200 134L199 133V130L197 131V126ZM224 125V124H223ZM233 125H236V122H234L232 125H230V126H233ZM23 126V127H22ZM45 126V125H44ZM48 126V125H47ZM50 126H52V125H50ZM56 126H58L57 124L54 126V128L53 129H55V128H58V127H56ZM83 126V127H82ZM95 126H97V127H95ZM134 126V127H133ZM181 127L180 129L178 128V127ZM189 126H191L190 128H189ZM192 126H193V128H192ZM202 126V127H201ZM37 127V128H36ZM49 127V126H48ZM162 127V129H160ZM187 127L189 128V129H187ZM209 127V129H207ZM234 127V126H233ZM233 127L231 128L230 127V129H233ZM27 128V129H26ZM47 128V127H46ZM65 130H64V129ZM74 128H76V129H78L77 131H75V132H72V131H74L75 129ZM87 128H89V129H87ZM102 128V129H101ZM106 128V129H105ZM119 128V129H118ZM176 128H178V129H176ZM184 129V133L186 134V135H190V138L189 137H187L185 134H183V136H180V135H182V134H180V133H183V129ZM186 128V129H185ZM196 130H195V129ZM203 128V129H202ZM222 128V129H221ZM42 129H45L44 127L42 128ZM51 129V128H50ZM67 129V130H66ZM96 129H98V130H96ZM112 129H113V131H112ZM116 129V130H115ZM165 129H167V130H165ZM176 129V130H175ZM191 129V130H190ZM193 129V130H192ZM209 131H207V130ZM230 129H229V131H230ZM52 130V129H51ZM56 130V129H55ZM86 130V131H85ZM105 132H104V131ZM118 130V131H117ZM137 130V131H136ZM173 131V133L171 132V131ZM180 130V131H179ZM182 130V131H181ZM206 130V131H205ZM215 132H214V131ZM221 130V131H220ZM47 131H48V129H47ZM54 131V130H53ZM71 131V132H70ZM116 131V132H115ZM165 131V132H164ZM186 131H190L189 132V134H188V132H186ZM192 131V132H191ZM210 131H211V133H210ZM213 131V132H212ZM218 131V132H217ZM25 132V133H24ZM26 132H27V134H26ZM33 132V131H32ZM58 133H60L59 131H57ZM66 132V133H65ZM68 132V133H67ZM101 132L103 133V134H101ZM168 132V133H167ZM176 132V133H175ZM180 132V133H179ZM203 132H204V134H203ZM78 133H76V135H75V137H74V139L76 138V136L78 137L79 135H78ZM111 133H113V134H111ZM168 134V136H170L169 135V133L172 135V138H167L166 140H167V142H165L166 140H165V138L166 137H168V136H163L164 134ZM175 133V134H174ZM195 135H194V134ZM199 133V134H198ZM216 133V134H215ZM222 133V134H221ZM234 133V134H235ZM84 134V135H85ZM91 134V135H90ZM105 134V135H104ZM121 136H120V135ZM197 134V135H196ZM203 134V139L205 140V142H206V144H208L209 142H207V141H209V139H211L212 138V141H213V139H214V141L216 140V139H218V138H220L221 136L219 135V134H221L222 136H224L222 139H224V140H226L225 142H224V140H222V139H220V140H222V146H224L225 145V143L227 144V145H229V143L231 142L232 144H230L231 146H227V145H225L224 147H221L220 146V148L222 149V148H224V149H222L224 152L227 150V151H231V152H225L228 156H229V153H230V156L229 157H226L227 155L226 154H224V155H226L225 156V158H222V157H224V155L222 154L223 152H222V150H219L220 151V153H219V151H217L218 149H216V146L214 147V148H212V146H211V148L210 149H214L213 151H217L219 154H220V156L221 155H223L221 158H222V163H224L223 165H221V161H219L218 160V158H219V154L217 155L216 154V152H215V159H217L216 161L220 164V169H219V165H218V167H216L217 165L216 164H213V159H214V155L212 156V153L214 154V152L212 151V152H208L207 151V149L208 150H210L209 149V147H206V146H209V145H212L211 144V142H210V144H208V145H205V142H203L204 144H200V143H202V141H204L203 139L202 140H200V141H197V140H199V139H201V135ZM223 134H225L227 137H228V139H230V137H232L233 138V136H237V137H235V138H233V139H235L234 141H235V143H234V141L232 142V140L233 139H231V141H227V137L225 136V135H223ZM56 135H57V133H56ZM89 135V136H88ZM108 135V136H107ZM133 135H136V136H134L133 137ZM193 135V137H191ZM207 137H206V136ZM213 135H215V137L213 136ZM217 135V136H216ZM91 136V137H90ZM104 138H103V137ZM106 136L108 137V138H110L111 136V138L110 139H108V138H106ZM130 136V137H129ZM194 136H196V137H194ZM199 136V137H198ZM212 136V137H211ZM27 137V138H26ZM48 137V136H47ZM64 137V136H63ZM64 137V138H65ZM69 137H70V139H69ZM132 137L134 138L133 139V141H131L132 140ZM137 137V138H136ZM171 137V136H170ZM217 137V138H216ZM242 138V140H239V138ZM247 137V138H246ZM24 138V139H23ZM48 138H50V137H48ZM48 138H44L45 140H46V142L47 141H50V142H53L54 143V141H52L51 139H48ZM56 138V137H55ZM86 138V139H85ZM95 138L97 139V140H95ZM103 138V139H102ZM126 138V139H125ZM129 138H131L129 141L127 140V139H129ZM136 138V139H135ZM173 138H175V139H173ZM182 138H185V139H182ZM187 138H189L188 140H187ZM191 138H194L195 140H192ZM196 138H198V139H196ZM206 138V139H205ZM216 138V139H215ZM237 138H238V141H237ZM240 138V139H241ZM243 138H245V139H243ZM25 139H27L26 141H25ZM59 138H57L56 139V141L58 140ZM87 139H89V140H87ZM93 139V140H92ZM107 139V140H106ZM115 139H120L119 141L120 142H123V143H126L125 145L123 144V146L124 147H121L122 145L121 144H118L117 142H118V140L116 141ZM122 139L124 140V141H122ZM168 139H169V141H168ZM182 139V140H181ZM191 139V140H190ZM246 139H247V141H246ZM32 140V141H31ZM111 140H112V142H113V145L111 144V149H110V147H108V152L110 151V153L109 154H111L113 151H114V155L112 154V155H110L109 156V154L107 153V156L108 157H106V156H103V158H102V155H105V153H101V152H99V151H107V149L105 148V145H107L108 146V143L109 142H111ZM135 140L137 141V142H135ZM173 142H172V141ZM178 140V141H177ZM181 140V141H180ZM244 140V142L243 143H240L239 141H243ZM28 141V142H27ZM41 141H43V139L41 140ZM59 141V140H58ZM57 141V142H58ZM63 141V142H62ZM98 141H100V142H98ZM106 141L108 142V143H106ZM125 141H127V142H125ZM172 143H171V142ZM177 141V142H176ZM187 141H188V144H187ZM189 141H191V142H189ZM196 142V143H194V142ZM211 141V140H210ZM213 141V142H214ZM3 142V143H2ZM36 142H38V143H36ZM94 142V143H93ZM98 142V143H97ZM103 142V143H102ZM116 143V146H115V143ZM129 142H130V144H131V142L133 143V144H129ZM135 142V143H134ZM247 142V143H246ZM42 143V142H41ZM45 143V142H44ZM44 143H42V145L44 144ZM47 143H49V142H47ZM59 143V142H58ZM65 143V144H64ZM100 143H101V145H100ZM106 143V144H105ZM169 143H171L170 144V146H172V147H170L169 146ZM197 143H199V144H197ZM238 145H237V144ZM52 144V143H51ZM71 144H70V146H71ZM117 144L118 145H120L119 147L117 146ZM165 144V145H164ZM195 144H197V145H195ZM235 144V145H234ZM241 144V146H239ZM243 144H244V146H243ZM247 144V145H246ZM41 145V144H40ZM61 145H62V147H61ZM76 145H78V147L76 146ZM91 145V146H90ZM94 145H95V147H94ZM129 145V146H128ZM199 145V146H198ZM233 145V146H232ZM246 145V146H245ZM75 146V147H74ZM90 146V147H89ZM102 146V147H101ZM116 147V151H115V149L113 148V147ZM125 146H128V147H126L125 148ZM131 146V147H130ZM196 146V147H195ZM204 146L207 148H204ZM219 146V145H218ZM217 146V148H219ZM239 148H238V147ZM247 146H249V147H247ZM260 148H259V147ZM38 147H39V145H38ZM66 147V148H65ZM80 147V149L81 150H84V151H82V154H81V151L79 150V149H77L76 150V148H79ZM96 147H99L98 149H99V151L97 150V149H95ZM117 147H118V149H117ZM170 147V148H169ZM200 147H203V148H200ZM226 147L227 148H229V149H226ZM232 147V148H231ZM234 147V148H233ZM241 147V148H240ZM244 147H245V149H244ZM13 148V149H12ZM40 148V147H39ZM102 148H104V149H106V150H104V149H102ZM125 148V151H123L122 149H124ZM127 148H128V150H129V148H131L130 150H129V152H128V150H127ZM134 148H135V150H134ZM219 148V149H220ZM235 148H238V149H236V150H234ZM243 148V149H242ZM250 148V149H249ZM7 149V150H6ZM33 149V150H32ZM34 149H36V150H42L41 152L39 151V153H38V151L36 152V150H34ZM61 149V150H60ZM75 150V151H73V150ZM88 149V150H87ZM101 149V150H100ZM204 150L205 152L203 153V151H199V150ZM216 149V150H215ZM247 149H249V151L247 150ZM251 149H254L252 152H251ZM51 150V149H50ZM132 150H133V152H132ZM197 150V151H196ZM239 152H238V151ZM243 150V151H242ZM246 150L248 151V153H247V156H248V158H247V156L245 155L246 154ZM260 150V151H259ZM102 151V152H103ZM123 151V152H122ZM127 151V152H126ZM131 151V152H130ZM136 151V152H135ZM198 151L199 152H201V153H203V155L207 158H209L210 157V159H208V160H210L211 162H212V164H213V166L214 165H216V166H211V168H209V165L211 164V162L210 161H207V159H206V161H205V157L203 156H201L200 154L201 153H199V155H198ZM241 151V152H240ZM245 151V152H244ZM14 152V153H13ZM36 152V153H35ZM57 152V153H56ZM76 152V153H75ZM77 152H79L80 154H81V156H79L78 154L79 153H77ZM94 152V153H93ZM100 153V154H98L99 155V157L101 158V159H98L97 157H96V154L97 153ZM121 152V153H123V154H119V153ZM135 152V153H134ZM210 154V156H206V155H208V153ZM233 152V153H232ZM255 152V153H254ZM11 153V154H10ZM32 153V154H31ZM38 153V154H37ZM42 153L44 154V156H42V157H44L43 159H42V157H41V155H42ZM86 153H88V155L86 156ZM117 153H118V155H117ZM125 153H127V154H125ZM169 155H168V154ZM197 153V154H196ZM205 153H206V155H205ZM241 155H240V154ZM245 153V154H244ZM252 153H254V154H252ZM93 154H94V156L95 157H93L92 159H94V160H92L90 157H92L93 156ZM102 154V155H101ZM125 154V155H124ZM129 154V155H128ZM134 154V155H133ZM165 154V155H164ZM233 156H232V155ZM234 154H238V156H236L235 157V155ZM242 154L244 155V156H242ZM249 154H251L250 156H249ZM3 155H5L4 157H3ZM38 155H40L39 157H41V158H37V156ZM53 155V154H52ZM63 155V156H62ZM84 155V156H83ZM97 155V156H98ZM120 155V156H119ZM132 155V156H131ZM196 157H195V156ZM47 156H50L51 158H53L54 160H52L50 157H49V159H48V157ZM54 156V157H55ZM70 156V157H69ZM113 156H118V158H115V157H113ZM124 156V157H123ZM126 156V157H125ZM164 158H166V159H164ZM193 156L196 158H194V160H193ZM198 156V157H197ZM216 156H218V158H216ZM232 156V157H231ZM239 156H240V158H239ZM253 158H252V157ZM16 157H17V159H16ZM45 157H47V158H45ZM84 159L85 158V160H83L82 158ZM105 157H106V159H105ZM111 157H112V159H111ZM120 157V158H119ZM133 157V158H132ZM212 157V158H211ZM230 157H231V160H229L230 159ZM233 157H235L234 159V161L236 162H234L233 161ZM241 157H242V159H241ZM244 157L246 158V162H245V159H244ZM257 157V158H256ZM72 158V159H71ZM88 158H90L89 160H90V162H87L86 160H88ZM97 158V159H96ZM108 158H110L111 160L109 161V159ZM200 158H201V160H200ZM226 158H229V159H226ZM239 158V159H238ZM252 158V159H251ZM50 161V159H51V161H50V163L51 162H55V165H54V163H49L48 161ZM77 159V160H76ZM95 159H96V161H98V163H100V160H101V162L102 163H100V164H98V168L96 167V161H95ZM115 159V160H114ZM124 159V160H123ZM125 159H126V161H125ZM128 159H129V161H128ZM131 159V160H130ZM134 159H135V161H134ZM139 159V160H138ZM42 160H43V162H44V160H46L45 162L46 163H42ZM62 160V161H61ZM79 160V161H78ZM88 160V161H89ZM91 160H92V162L94 163H92L91 162ZM113 160V161H112ZM116 160H119V161H116ZM123 160V161H122ZM136 160H137V162H136ZM165 160V161H164ZM200 160V161H199ZM223 160H225L226 162H227V160H228V162L226 163L225 161L223 162ZM248 160V161H247ZM253 160V161H252ZM256 160H257V163H256ZM10 161V162H9ZM69 161V162H68ZM84 161V162H83ZM134 163H133V162ZM191 161V162H190ZM196 161V162H195ZM202 161H204V164H202L203 162ZM233 161V162H232ZM259 161H260V163H259ZM14 162V163H13ZM19 162H21V163H19ZM23 162H27V163H23ZM58 162V164H59V166H58V164H56ZM59 162H62V163H59ZM116 162V163H115ZM126 162H127V164H126ZM139 162V163H138ZM165 162V163H164ZM199 164H198V163ZM206 162V163H205ZM210 162V163H209ZM232 162V163H231ZM250 162V163H249ZM252 162V163H251ZM17 163V164H16ZM47 163H49L50 165H46ZM76 163L78 164V165H86V166H81V167H83V169H84V171H85V173H84V171H83V173H82V171H81V168L79 167V169H80V172L78 173V174H80V175H76L77 176V178H76V176H74V174H72V172L73 173H77L78 171H79V169H77L76 168V170L75 171H73V168L72 167H77L76 166ZM82 163V164H81ZM107 163H109L108 165H111V164H113V167H112V165L111 166H106V164ZM120 163V164H119ZM131 165H130V164ZM136 163V164H135ZM138 163V164H137ZM161 163V164H160ZM162 163H163V165H162ZM215 163V162H214ZM255 163H256V165H255ZM260 165H259V164ZM18 164L20 165V166H18ZM26 164V165H25ZM28 164V165H27ZM68 164V166H66ZM88 164H89V166H88ZM91 164V165H90ZM136 166H138V167H136ZM177 166H176V165ZM191 164V165H190ZM192 164H195V165H200L201 167H202V169L204 168V169H206L205 171H204V169H203V172H202V169H201V167L199 168L198 166L197 167H195L194 165H193V167L195 168H193L192 167ZM226 164H227V167H230L229 165H231L232 167H230V168H233L232 170H231V173H228L227 171H229L230 170V168H229V170H228V168L226 167ZM233 164H234V166H237V167H233ZM236 164V165H235ZM250 165V167H249V165ZM251 164L253 165V167H251ZM70 165V166H69ZM102 165V166H101ZM126 165V166H125ZM167 165V166H166ZM174 165V166H173ZM208 165V167L206 168V166ZM23 166H25L24 167V171L26 170V171H28V172H30V175H28L29 173L27 172V174H26V171H25V174H26V177H25V174L23 173L24 171H22L23 170ZM28 166V167H27ZM52 166H56L55 168L54 167H52ZM62 166H66V169H68L69 167H71L72 169V172H70L71 170L70 169H68L67 170V174H68V176H67V174L66 173H64L65 174V176H67V178L69 177V179L68 180H66V183L64 182L65 181V179L66 178H64V175H63V172H62V169H64L65 167H62ZM93 168H91V167ZM100 166H101V168L102 169H100ZM105 166V167H104ZM123 166H125V167H123ZM129 166V168H127ZM190 166V167H189ZM222 166L226 169H224V168H222ZM255 166V167H254ZM20 167H22V168H20ZM48 167V168H47ZM68 167V168H67ZM85 167H87L86 168V170H85ZM88 167H90V168H88ZM97 168V169H95V168ZM134 167V168H133ZM155 167H156V169H155ZM172 167H173V169H172ZM188 167L190 168V169H188ZM218 168V170H219V172H227L228 174H224V175H227V176H230L231 177V181L232 180H235V178L236 177H238L239 178V174H243V175H240V176H244L245 177V179H244V177L243 178H241L242 180H245L244 181V184H242L241 185V183H243V181L242 180H240L239 179V181H241V183L238 181V179H236L237 180V182H234V185L236 184V183H238V184H236L237 185V189H236V187L235 186H233L232 188H230V184H228L229 185V187H228V185H227V187L229 188V189H233L234 187H235V189H236V191H234L235 192V194H237L238 192H242L243 191V193H245L244 191L245 190H243V189H246V188H249L250 187V190H248L249 192H251L252 190V192H254L255 191V193H253V194H249V193H245V194H242V193H240V194H238V195H235V196H233V197H231L230 195L232 194V193H234V192H232L231 190H229V194H227L226 196H225V194H223L225 197H222L223 198V200L221 199V194H218L219 193V191H221V190H223V189H218V186L216 187V185H218V183H220V181L222 180H224L225 181V179H221L223 176H222V173H220L221 174V176H220V174H219V172H218V174H217V172H215V171H213L212 169H214V168ZM26 168V169H25ZM51 168V169H50ZM54 168V169H53ZM113 169V170H111V169ZM122 169V171H121V169ZM131 168H132V170L134 169V171H132L131 170ZM155 170H154V169ZM158 168H160V169H158ZM175 168H176V170H175ZM196 168H198V171H199V169H200V172H196L197 170H196ZM222 168V169H221ZM238 168H240L241 170H243V171H245V173H239V171L241 172V170L240 169H238V172H237V169ZM243 168V169H242ZM261 168H259L260 170H261ZM92 169V170H91ZM103 169H105V170H103ZM117 169H120V170H117ZM129 169V170H128ZM158 169V170H157ZM165 169V170H164ZM170 169V170H169ZM234 169H236V171H234ZM249 169V170H248ZM16 170V171H15ZM21 170V171H20ZM53 170V171H52ZM57 172V173H55V171ZM61 171L62 172V174H61V177L59 176V174H60V172L59 171ZM88 170V171H87ZM107 170H110V171H107ZM124 170H125V172H124ZM131 170V171H130ZM186 170H188L187 172H185ZM190 170V171H189ZM193 172H192V171ZM217 170V169H216ZM225 170V171H224ZM18 171V172H17ZM19 171H20V175H17L16 176V174H19ZM66 171V170H65ZM86 171H87V173H89L88 175H86L87 173H86ZM98 171V173L96 174V172ZM101 171V172H100ZM104 171H106L105 173H103ZM116 171V172H115ZM136 171H138L137 173H136ZM142 171V172H141ZM155 171V172H154ZM157 171H159L158 173H156ZM177 171H179V172H177ZM236 172V173H239V174H234V172ZM242 171V172H243ZM251 172L250 174L251 175H249L248 174V176L250 177V176H252V173H254V172ZM258 171V170H257ZM264 171V170H263ZM262 171V172H263ZM16 172V173H15ZM59 172V173H58ZM108 172V173H107ZM130 172H132V173H130ZM161 172L164 174V177H163V175L161 174ZM176 172H177V174H176ZM212 172V173H211ZM213 172H215V173H213ZM230 172V171H229ZM14 175H13V174ZM22 173V174H21ZM53 173V174H52ZM55 173V174H54ZM75 173V174H76ZM99 173H101V174H99ZM110 173V174H109ZM123 173V174H122ZM128 173H130V174H128ZM134 173V174H133ZM155 173V174H154ZM172 173V174H171ZM180 173V174H179ZM191 173V175H192V173L194 174V175H192V178L190 177V174ZM195 173L198 175V174H200V176L202 175H204V177L206 178V179H204L203 180V178L204 177H201L200 178V176L198 175H195ZM24 174V175H23ZM71 174V175H70ZM83 174V175H82ZM118 174V175H117ZM175 174V175H174ZM183 174V177L181 176ZM188 175V176H184V175ZM233 174V175H237V176H231V175ZM22 175L25 177L23 180H21L22 179ZM62 175H63V177H62ZM73 175V176H72ZM85 175V176H84ZM100 177H99V176ZM103 175H105V176H103ZM109 177H108V176ZM111 175V176H110ZM112 175H113V177H112ZM123 175H125V176H123ZM133 175V176H132ZM136 175V176H135ZM143 175V176H142ZM154 175H156V176H154ZM158 175V176H157ZM179 175H180V177H179ZM206 175V176H205ZM213 175L215 176V177H213ZM218 175H219V177H221V178H219L218 177ZM263 175H264V172H263ZM28 176H31L30 178L28 177ZM118 176V177H117ZM149 176V177H148ZM195 176H197L196 178H198L199 180L200 179H202L203 181L201 182V180H200V185L198 186V184H199V182H197V184H195V185H197V187L194 185V187L196 188H194L191 184H194L195 182H194V179L195 180H197L196 178H195ZM208 176H209V178H208ZM226 176V177H227ZM59 177V178H58ZM82 177V178H81ZM93 177H96V178H93ZM109 178L110 179V177H111V179L110 180H112L111 182L113 183V184H111V182H108V183H110L111 184V186H108L109 184L106 182L105 183V181L107 180V179H105L104 180V178ZM115 177H117V178H115ZM122 177H124L125 178V180H123L124 178H122ZM134 179H133V178ZM139 177V178H138ZM147 177H148V179H149V183H148V181H146V179H147ZM186 177H188V178H186ZM216 177H218L219 178V182H218V178L216 179ZM229 177V178H230ZM232 177H233V179H232ZM248 177V178H249ZM253 177V176H252ZM251 177V178H252ZM10 178V179H9ZM17 178V179H16ZM18 178H21V179H19V181H18ZM87 178H88V180H87ZM99 178H101L100 180H102V181H100L99 180ZM103 178V179H102ZM114 178H115V180H114ZM128 178H131L130 180L131 181H133V182H131V181H129V179ZM143 179L142 181H141V179ZM154 178V179H153ZM181 178H186V179H188L186 182L182 179V180H180ZM251 178H249V180L251 179ZM257 178V179H256ZM262 178H264V177H262ZM12 179H14V181H15V183H12V182H14ZM52 179V180H51ZM62 179V180H61ZM80 179H83V180H80ZM91 179V180H90ZM95 179V180H94ZM119 179H121V182H120V180ZM139 179H140V181L141 182H139ZM156 179V180H155ZM174 179V180H173ZM185 179V180H186ZM190 179H192L193 180V182L194 183H192V182H190L191 180ZM208 179V180H207ZM216 179V180H215ZM61 180V181H60ZM78 180V181H77ZM84 180H86V181H84ZM96 180H98V181H96ZM103 180H104V182H103ZM113 180H114V182H113ZM117 180V181H116ZM123 180V181H122ZM135 180H137V181H135ZM150 180H152V182H150ZM170 180V181H169ZM198 180V181H199ZM214 180H215V183H212V181L214 182ZM227 181H225V182H222L221 181V184H219V187H220V185L223 187V185H222V183L224 184V185H226V183L227 182H230V179H229V181H228V179H226ZM235 180V181H236ZM12 181V182H11ZM17 181V182H16ZM64 183H63V182ZM68 181V182H67ZM75 181H76V184H75ZM79 181H81L82 182V184L83 185H81V183H79ZM99 181H100V183H99ZM115 181H116V183H115ZM119 181V182H118ZM127 182V183H124V182ZM157 181V182H156ZM181 181H183V183L185 184V186H186V183H188V181L190 182V184L188 183L187 185L188 186H190L192 189H193V192L191 191L190 192V187H188V188H186L185 186H183L182 185V183H181ZM204 181H206V187L207 188H209L210 189V192L212 191L211 189H213L214 187H216V189H214V190H216L217 191V189L219 190L218 192H217V194L219 195V196H217V199H216V196H214V194L212 195L211 194V196H214V198L213 197H211V200H212V198L213 199H216V200H213L212 201V204H215L214 202L215 201H219L220 199L222 200V201H224V199H228L229 200V198L227 197L228 195L230 196V200L229 201H231L232 199H234V200H232L231 202H233V201H235L236 199H237V201H235V205L232 203V205H234L232 208H230L229 210L230 211H228V212H232L231 214L229 213H227V211H223V212H225V214L228 216V215H230V217L228 216V218H227V216L225 215L224 216V213H221L222 211V209H225V210H227V208H225V207H222V205H224L225 204V202H226V200H225V202H224V204H222L221 205V207L220 206H218L217 205V207H216V205H215V207H216V209L217 208H221V209H214L215 210V212H216V214L217 215H221V214H223L222 216H224V218H226V219H223V221L225 220H227L225 223H226V225L224 224V223H220V226H222L221 224H223V229L224 228H228V230L227 229H225L227 232L230 230V231H232L231 229L232 228H230L229 229V227H230V224L232 225L231 227H233V223H236L235 225H239L240 226V224H244L242 227L244 228H241V226L239 227L238 226V228L237 227H235V225H234V227L235 228H237V230L235 229V231H232V233L230 232L229 234H231V238H230V236L228 235V233H227V235H228V239H226V241H224L225 243L226 242H228L229 241V238L231 239L230 240V243H228L227 245L223 242V244H225V246L226 247H224L223 249H226V252L224 253V255H221L220 253L222 252L221 250H223L222 249V247L224 246H222V243H221V245L218 243L219 241H217V236H219V234L221 233V230L220 229H222L221 227H219L218 229L217 228H215V226L217 225V227L219 226V223H218V221L217 220H215L216 221V224H214V220L213 219H215V217H216V215H215V213L214 214H212L213 213V211H211L210 212V210H212V208H214L213 207V205L211 204V202L209 201L210 199L209 198H207V195H205L206 197H204V194L203 193H205V194H208V189H207V191L205 190V186L203 187V182ZM264 181V180H263ZM44 182V183H43ZM48 182V183H47ZM69 182H71L70 184H69ZM78 182V183H77ZM88 182V183H87ZM123 182V183H122ZM170 182V183H169ZM207 182L208 183H210L208 186H210V185H212V186H210V187H208L207 186ZM233 182V181H232ZM232 182H230L231 183V185H232ZM258 183H259V181H257ZM95 183H97V184H95ZM101 183H104V184H101ZM134 183V184H133ZM137 183V184H136ZM139 183V184H138ZM146 183H148V184H146ZM158 183V185L156 186V184ZM49 184V185H48ZM61 184V185H60ZM63 184H65V185H63ZM69 184V185H68ZM86 184V185H85ZM92 185V186H88V185ZM99 184H100V186H99ZM107 184V185H106ZM124 184V185H123ZM128 184H132V187H133V189H131L132 187L131 186H128ZM152 186H151V185ZM154 184V185H153ZM181 184V185H180ZM215 186H214V185ZM48 185V186H47ZM63 185V186H62ZM78 185H80V187H81V189H79V190H81V191H79L78 190V192H77V189L79 188V186ZM113 185V186H112ZM118 185V186H117ZM136 185V186H135ZM139 185V187H137ZM149 185V186H148ZM241 185V187H239ZM258 185V184H257ZM75 186H77V188L75 187ZM95 186V187H94ZM104 186V187H103ZM122 186H124V188L123 189H125L126 190V187H127V190H128V188L130 187V189L129 190H131L130 191V195L129 194H127V195H129L130 197H134V195H135V199L133 198L132 200H134V202L132 201V200H130L129 199V201H127L125 198H126V193H129V191H126V193H125V195L123 196L122 194H124L123 192L125 191H123V190H120V188ZM134 186H135V188H134ZM161 186H162V191H161ZM177 186H179V187H177ZM182 186V187H181ZM245 186V187H244ZM259 186V185H258ZM261 186H263L262 188H261ZM53 187V189H51V188ZM65 187V188H64ZM75 187V188H74ZM85 187V188H84ZM88 187V188H87ZM103 187V188H102ZM120 187V188H119ZM138 189H137V188ZM147 187H149L148 189H147ZM151 187H153V188H151ZM156 187H160V190H159V188H156ZM185 187V188H184ZM199 187V188H198ZM201 187V188H200ZM212 187V188H211ZM221 187V188H222ZM226 186H225V188H227ZM242 187H243V189H242ZM251 187H253V189H251ZM256 187V188H255ZM46 189V191H45V189ZM51 189V191H52V195H50L49 197H48V194H51L50 192H48V194H47V199H44L43 200V198H45V196H46V193H47V190L48 189ZM115 188V189H114ZM144 188H146V189H144ZM155 188L157 189V190H159L158 191V193L160 194L159 196H161V195H164V193L167 195L169 192V194H171V195H173L174 194V190H178L179 188H182L183 190L182 191H180L181 189H179L178 191H180L179 193H185L186 192V194H187V191L189 192V194H191V195H193V193H194V196H192L191 198H192V203L190 202V200L188 201H186V200H184V199H186V196H185V198L184 199H181V198H179V199H181V200H184L185 201V203L182 201V203L183 204H179V203H175L176 202V200H175V202H174V204H171L172 203V201H174L173 200V198L174 197H176V194L177 193H175L174 194V197H172V196H170L169 197V194H168V197H164V199H163V203H161L162 202V197L160 198H156V197H153V196H155V193H153V192H155ZM164 188H166V189H164ZM178 188V189H177ZM198 188V189H197ZM204 188V189H203ZM242 189V190H240V189ZM254 188L257 190H254ZM55 189V190H54ZM68 189V190H67ZM72 189V190H71ZM98 189V190H97ZM108 189V190H107ZM118 189H119V191H118ZM135 189V190H134ZM143 189V190H142ZM151 189V190H150ZM170 189V190H169ZM184 189H187V191H185ZM189 189V190H188ZM201 189H203V191L201 190ZM234 189V190H235ZM70 190V191H69ZM86 191L87 193L85 194V193H83V191ZM90 190H92V192L90 191ZM101 190V191H100ZM112 190H114V192L116 191V193L115 194H117V195H115L113 192L111 193L110 191H112ZM140 192H139V191ZM147 190V191H146ZM152 190H154V191H152ZM156 190V191H157ZM164 190H169L168 191V193H166ZM195 190V191H194ZM197 190V191H196ZM226 190V189H225ZM225 190H223V191H225ZM227 190V191H228ZM240 190V191H239ZM247 190V189H246ZM42 191H45L44 193H45V196H44V193L42 192ZM55 191H56V194H59V193H61L60 195H58V197H57V195H55ZM70 192V193H66V192ZM106 191H108V192H106ZM121 191H123L122 193H121ZM139 192V195H137V193H135V194H133V192ZM142 191V192H141ZM146 191V194L144 193ZM152 191V194H150V192ZM164 191V192H163ZM172 191H174V192H172ZM184 191V192H183ZM200 191V192H199ZM201 191L203 192V193H201ZM248 191H246V192H248ZM10 192V193H9ZM58 192V193H57ZM79 192H81L82 194H84V195H80V193ZM89 192V193H88ZM96 192H98L97 194L99 195V196H97V195H94V194H96ZM118 192V193H117ZM163 192V193H162ZM177 192V191H176ZM196 192V193H195ZM209 192V193H210ZM215 192V191H214ZM231 192V193H230ZM256 192H257V195H256ZM7 193V194H6ZM94 193V194H93ZM108 193H110L111 194V196L112 197H110V194H108ZM122 195L121 197L119 196L120 194ZM131 193H132V196H131ZM148 193H149V195H148ZM162 193V194H161ZM65 196H64V195ZM69 194V195H68ZM70 194H72L73 196H71L70 197ZM75 194V195H74ZM78 194V195H77ZM87 194H89L88 196H85V195H87ZM114 194V195H113ZM182 194V195H183ZM200 194V195H199ZM217 194H215V195H217ZM254 194H255V196H254ZM259 194V195H260ZM53 195H54V197L55 198H52L53 197ZM80 195V196H79ZM137 195V196H136ZM150 195H153V196H150ZM156 195H157V197H158V194H157V192H156ZM178 195V194H177ZM181 197H182V195L181 194H179ZM188 195V194H187ZM202 195H203V198H202ZM233 195V194H232ZM246 195H248V199H247V196ZM251 195V196H250ZM258 195V196H259ZM41 196H43V197H41ZM62 196V197H61ZM87 197V198H85V197ZM96 196V197H95ZM146 196H150V197H153L152 199L154 200V201H156V202H160V200H161V202H160V204H165V202H166V204H167V207H168V205L170 206H172V205H175L176 204V206L178 205V208L179 207H183V208H180V211H179V209L178 208H176V209H174L173 208V206H172V208L175 210H173V212L174 213H172V211H171V209L169 210V208H164L163 209V206L162 207H160V204H158V203H155L150 197L149 198H147ZM179 196V197H180ZM195 196H197V197H195ZM199 196V197H198ZM201 196V197H200ZM241 196V197H240ZM246 196V197H245ZM253 196H254V199H257V198H259V199H257V201L256 202H253L252 203V200L253 201H255L254 199H253ZM67 197V198H66ZM68 197H69V200H67L68 199ZM90 197H92V198H90ZM94 197V198H93ZM108 197H110L109 199H108ZM116 197H117V199H116ZM128 197V196H127ZM190 197V196H189ZM220 197V198H219ZM237 197H239V198H237ZM51 200H50V199ZM61 198V199H60ZM72 198V199H71ZM112 198V199H111ZM116 199V200H114V202H112V200L113 199ZM129 198V197H128ZM204 198H207L208 199V201H209V203H208V205L206 206V199L204 200ZM219 198V199H218ZM232 198V199H231ZM236 198V199H235ZM243 198H245V199H247V201L246 200H243L242 201V199ZM252 198V199H251ZM4 199V200H3ZM49 199V200H48ZM55 199V200H54ZM58 199H60L59 201H58ZM71 199V200H70ZM85 199V200H84ZM123 199H125V200H123ZM148 199H151L152 201L151 202H148L149 200ZM160 199V200H159ZM176 199H177V202H178V198L176 197ZM188 199V198H187ZM194 199L195 200H199V204H194L193 206L195 207V206H197V208L196 209H198L197 211H199V209H200V211H204L206 214H212V215H215V217H213L212 219H211V215H207L208 217L205 219V214L203 213V212H201V213H203L204 214V216H202L203 214H201V216H202V218H204V222L202 221V218H201V216H200V218H201V221L198 223L199 224V226H200V224L201 225H204L203 223H205V220H206V222H208V221H210V220H213V223H209V227H208V224L206 225H204L205 227L207 226L208 227V229H207V227H206V229L207 230H204L203 228H202V230H204L203 232H201V228L198 226V224L196 225V223L198 222H196V220H198V219H196L197 217H199V216H196L197 215V212H196V210H195V212H196V214H193V213H189L190 211L188 210V213H185V211L186 210H184V212H183V209H185L186 207L185 206H187V208H188V205L187 204H190V205H192L193 204V201H194ZM201 199V200H200ZM202 199L205 201V202H203L202 201ZM67 200V201H66ZM126 201L125 202V204L123 205L122 204V202L123 201ZM136 200V201H135ZM171 202H170V201ZM181 200H179L180 202H181ZM260 200V201H259ZM47 203H46V202ZM60 201H62V202H60ZM66 201V202H65ZM68 201H70V202H68ZM110 201V202H109ZM120 201H121V203H120ZM130 201H132L131 203H130ZM165 201V202H164ZM168 201V202H167ZM200 201H202L204 204L202 205V209L200 208L201 207V205H200ZM207 201V202H208ZM246 201V202H245ZM49 202V203H48ZM54 204H53V203ZM71 202H73V204H75L74 206L75 207H73V205H71L72 203ZM90 203V204H87V203ZM112 202V203H111ZM147 202L149 203V204H147ZM187 202H189V203H187ZM197 202V201H196ZM217 202H216V204H217ZM240 202V203H239ZM247 202H248V204H247ZM251 202V203H250ZM3 203V204H2ZM58 203H60V204H58ZM65 205V204H68V203H71V204H69V205H67L68 207L70 206V209L68 208V207H66V205H65V207H63V204ZM124 203V202H123ZM128 203H130V204H128ZM133 203H136L135 205L133 204ZM195 203V202H194ZM220 203H223V202H221L220 201ZM226 203H228V202H226ZM243 203V204H242ZM58 204V205H57ZM109 204H110V206H109ZM113 204H115V205H113ZM126 204H128V205H126ZM132 204H133V206H132ZM151 204V205H150ZM186 204V205H185ZM231 204V203H230ZM250 204V205H249ZM258 204H259V206H258ZM53 205V206H52ZM57 205V206H56ZM61 205H62V207L65 209V212L63 211L64 209L61 207ZM79 205H80V207H79ZM112 205V206H111ZM121 205H122V207H121ZM132 207H131V206ZM189 205V206H190ZM198 205H200V207L198 206ZM205 205V206H204ZM210 205V206H209ZM220 205V204H219ZM228 205H229V203H228ZM232 205H229V206H232ZM50 206V207H49ZM58 206H59V210H58ZM73 208H72V207ZM113 206H115V207H113ZM120 206V207H119ZM123 206H128L126 209H125V207H123ZM159 206V210H158V207ZM242 206H244V207H242ZM61 207V208H60ZM79 209H78V208ZM81 207H82V209H81ZM119 207V208H118ZM165 207H166V205H165ZM206 208V207H208V208H206V210L204 209V208ZM212 207V208H211ZM228 207V206H227ZM248 207H250L249 209H247ZM56 208V209H55ZM68 210H70V211H68ZM75 208H77V210H74ZM124 208V209H123ZM130 208H132V210L130 209ZM133 208H135V209H133ZM137 208V209H136ZM156 208H157V210L158 211H156ZM160 208H162V210H160ZM171 208V207H170ZM211 208V209H210ZM229 208V207H228ZM235 208V209H234ZM251 208H254V209H257L256 211H257V213H259V214H261L260 216L261 217H257L256 218V216L254 217L255 219V221L256 222H252L253 221V219H252V216H254L255 214L257 215V213H255L254 214V211L255 210H253L252 211V209ZM264 208V207H263ZM263 208H261V209H263ZM9 209V210H8ZM54 209V210H53ZM182 209V210H181ZM234 209V211H232V210ZM243 209V210H242ZM244 209H246V210H244ZM260 209V210H261ZM8 210V211H7ZM67 210V211H66ZM81 211V213H80V211ZM163 210H164V212H163ZM166 210H169L171 213H166ZM194 210V209H193ZM192 210V211H193ZM219 210L221 211L220 213H219ZM235 210H236V214H235ZM239 210V211H238ZM242 210V211H241ZM52 211H54V212H52ZM55 211H57L56 212V214L57 215H55V217H54V219H53V216H54V214H55ZM73 211H75L74 213H73ZM162 211V212H161ZM255 211V212H256ZM262 211H264V210H262ZM59 212V213H58ZM61 212H63V215L61 214ZM83 212V213H82ZM158 212H161V213H158ZM8 213V214H7ZM53 215H52V214ZM66 213L69 215V213H70V215H71V219H69L70 218V215L69 216H67L66 215ZM73 213V214H72ZM76 213H77V216H75L76 215ZM131 213L133 214V215H131ZM176 213V214H175ZM185 213V214H184ZM237 213H239L241 216H236V215H239V214H237ZM11 214V215H10ZM61 214V216H59ZM79 214H81V216H82V214H83V216L81 217ZM167 214V215H166ZM188 214V215H187ZM189 214H193V216H191V215H189ZM199 214H200V212H199ZM233 214V215H232ZM245 214H246V217L248 218H250V219H252V221L250 220V219H247V218H244L242 215H244L245 216ZM247 214L249 215V216H247ZM165 215V216H164ZM57 216V217H56ZM65 216H66V218H65ZM133 216V217H132ZM138 216V217H137ZM147 216H150V218H148ZM165 218H164V217ZM173 216V217H172ZM222 216L220 217V216H218V217H216V218H218V220L220 219H222ZM232 216V217H231ZM233 216H234V219H231V218H233ZM52 217V218H51ZM58 217H59V219H58ZM64 218L65 219V221L66 220H68L69 222L67 223V221H66V223L67 224H62V222H63V219L62 218ZM67 217H68V219H67ZM210 217V218H209ZM242 217V218H241ZM57 218V219H56ZM61 218V219H60ZM128 218H130V219H128ZM210 220H209V219ZM231 219V221H230V219ZM236 218H238V220L236 219ZM49 219H51L52 221L53 220H55V221H50ZM77 221H76V220ZM169 221H167V220ZM242 219H243V221H242ZM245 219H247L248 221H251V222H249L248 223V221L246 222V224H248V227L245 225ZM62 220V221H61ZM150 220V221H149ZM164 220V221H163ZM208 220V221H207ZM234 220V221H233ZM61 221V222H60ZM120 223H119V222ZM147 221H149V223H147ZM168 222V223H166V222ZM222 221V222H223ZM240 221H242V222H240ZM52 222V223H51ZM154 222V223H153ZM220 222V221H219ZM231 222V223H230ZM239 222H240V224H239ZM60 223V224H59ZM65 223V222H64ZM151 223V224H150ZM227 223L229 224V225H227ZM252 223H255L256 225H254V224H252ZM259 225H258V224ZM54 224H55V226H54ZM56 224H58L57 226L58 227H61L60 225L62 224V227L61 228H59V229H57L58 227L56 226ZM116 224V225H115ZM118 224V225H117ZM166 224V225H165ZM169 224V225H168ZM173 224V225H172ZM210 224H212L211 225V228H210ZM19 225H20V228H19ZM22 225V226H21ZM66 225H69V227L68 226H66ZM158 225H160V226H158ZM162 225H163V227H162ZM164 225H165V229H164ZM215 225V226H214ZM224 225H225V227H224ZM250 225V226H251ZM258 225V226H257ZM65 226V227H64ZM136 226V227H135ZM170 227L169 229H168V227ZM204 226H202V227H204ZM226 226H229V227H226ZM251 226V227H252ZM162 227V228H161ZM196 227H197V229H196ZM234 227H233V230H234ZM247 227V228H246ZM136 228V229H135ZM149 228V229H148ZM200 228V229H199ZM211 229V231L212 230H214V228H215V230H220V233H217L218 235L216 236V234L213 236V238L214 239H212L211 238V235L213 234L212 232V234L211 235H209L210 233H209V230ZM241 228V229H240ZM247 230H246V229ZM255 228V229H254ZM256 228H258L257 230H256ZM151 229V230H150ZM249 229H250V227H249ZM59 230V231H58ZM137 230V231H136ZM150 230V231H149ZM164 230V231H163ZM214 230V231H215ZM224 230V231H225ZM252 230V229H251ZM58 231V232H57ZM62 231V232H61ZM63 231H68V233H66V232H63ZM139 231H140V233H139ZM145 231L146 232H148L149 233V235H148V238L146 237L147 236V234L148 233H145ZM169 231V232H168ZM172 231V232H171ZM240 233H239V232ZM159 232V233H158ZM165 232V233H164ZM167 232V233H166ZM216 232H218V231H216ZM261 232V233H260ZM110 233V234H109ZM112 233V234H111ZM142 233H143V235H142ZM144 233H145V235H144ZM154 233V234H153ZM164 233V234H163ZM204 233V234H203ZM208 233V234H207ZM233 233H235L236 234V237H234L235 236V234L233 235ZM237 233H238V235H237ZM62 234V235H61ZM138 234L140 235V237H138ZM151 234H152V238L150 239V237H151ZM157 234V235H156ZM202 234V235H201ZM159 235H161V236H159ZM203 237V235H204V237H205V240H207L208 239V242L207 243H209L210 245H207L206 247H204L205 245H203L202 243H201V241L203 242L204 240V238H201V239H199V242L201 243V244H199V246L200 245H203L202 246V249L200 248V247H196L197 245H198V243H197V241L195 242L194 240H198V238H196V237ZM205 235H209L210 236V239L212 240H210L209 238H207L208 236H205ZM221 235V234H220ZM143 236H145V237H143V239L145 238H147L146 240L147 241H143V242H141L143 239H142V237ZM150 236V237H149ZM188 236H189V238H188ZM193 236V237H192ZM240 236V238H238ZM257 238H256V237ZM130 237V238H129ZM135 237V238H134ZM153 237H155V238H153ZM185 237L186 238H188V240L186 241V239H185ZM137 238V239H136ZM140 238L142 239L141 241H139L138 242V240H140ZM232 238H234V239H232ZM248 238L250 239V241L248 240ZM255 238L257 239V240H255ZM11 239V240H10ZM131 239V240H130ZM156 239V240H155ZM238 239V240H237ZM132 240H134V242L132 241ZM150 240V241H149ZM201 240V241H200ZM189 241H190V243H189ZM193 241L195 242V244L193 245ZM210 241V242H209ZM234 241V242H233ZM240 241V242H239ZM131 242V243H130ZM137 242H138V245H137ZM182 242V243H181ZM187 242L191 245H189V244H187ZM206 242V241H205ZM216 243V244H214V246L216 245V247H218L217 245L219 244L220 245V249H218V248H216L217 250L216 251H213L210 247H212L213 245V243ZM233 242V243H232ZM238 242V243H237ZM252 242V243H253ZM133 243V244H132ZM145 243L147 244V245H149V246H147V245H145ZM218 243V244H217ZM241 243V244H240ZM244 243H246V247H244L243 246V244ZM253 243V244H254ZM142 244H143V246H142ZM204 244H206V243H204ZM172 245H174V246H172ZM228 245H230V247H228V249H227V246ZM242 245V246H241ZM245 245V244H244ZM251 245V244H250ZM261 245H263V246H261ZM135 246V247H134ZM210 246V247H209ZM213 246V247H214ZM222 246V247H221ZM241 246V247H240ZM72 247V249H70ZM76 247H77V249H76ZM192 247V248H191ZM195 247H196V249L199 251L200 249L201 250H203L205 253H203L202 252V254H201V252L199 253V260H198V255H196V251H194V250H196L195 249ZM208 247L210 248V251H211V257H215V259L214 258H212L211 260H207V262H205L204 260V258H203V260L201 261L200 259H202V257H206V255H207V259H210L209 257H210V255H208L209 254V250H207L208 251V253H207V251H206V249L205 248H207L208 249ZM256 247V246H255ZM115 248V249H114ZM117 248H118V250H117ZM139 248H140V250H139ZM147 248V249H146ZM194 248V250H192ZM200 248V249H199ZM204 248V249H203ZM215 248V247H214ZM241 248H243V250L241 249ZM253 248H254V245H253ZM252 247H251V250L253 249ZM76 249V250H75ZM137 249V250H136ZM256 249V248H255ZM200 250V251H201ZM218 250H220V251H218ZM249 250V249H248ZM248 250H247V252H248ZM71 251V252H70ZM73 251V252H72ZM197 251V252H198ZM243 251V252H242ZM118 252H119V254H118ZM216 253L217 254V258H216V254L213 256V254L212 253ZM218 252H220V253H218ZM242 252V253H241ZM253 252H255V250L253 249ZM141 253V254H140ZM144 253H145V255H144ZM240 253H241V255H240ZM244 253V255L242 256V254ZM248 253H250V252H248ZM76 254V255H75ZM198 254V253H197ZM201 254V255H200ZM205 254V255H204ZM240 255L241 257H236L237 255ZM246 254H247V257H245L246 256ZM69 255V256H68ZM70 255H72V256H70ZM74 255H75V259H74ZM77 255L79 256V257H77ZM193 255V256H192ZM194 255H195V257H194ZM202 255H204V256H202ZM180 256L182 257V258H180ZM192 258H191V257ZM202 256V257H201ZM184 257V258H183ZM231 257H236V259H238V258H240V259H238V260H236L235 258H232L233 259V261L231 260ZM249 257H251L250 259H248ZM71 258V259H70ZM76 258H78V259H76ZM195 258V259H194ZM246 258V259H245ZM180 259H182V260H184L183 262H181L182 260H180ZM230 259V260H229ZM243 259H245V261H247V262H243L242 260ZM188 260V259H187ZM191 260H192V262H191ZM194 260H196V262L195 263H193V261ZM216 261V262H215ZM229 261H231V262H229ZM236 261H237V263H236ZM187 262V263H186ZM201 262V263H200ZM205 262V263H204Z\"/></svg>", "mask_w": 264, "mask_h": 264}, {"label": "bare ground", "instance_id": "6f19581e", "mask_svg": "<svg viewBox=\"0 0 264 264\" xmlns=\"http://www.w3.org/2000/svg\"><path fill=\"white\" fill-rule=\"evenodd\" d=\"M97 0H0V75H2V76H4V75H6V73L8 72V70H7V68H8V66L7 65H10V64H8V62H9V60H11V61H14V60H16L17 61V59H19L22 55H18V52H17V54L15 53L14 54V52H13V50L12 51H10V48H12L11 46H9L6 42H8V39H9V41L11 42V40H12V42L14 43V45L16 44V45H18V46H21V47H19V52H20V50H24V51H27V50H29L28 49V47H32L33 45H36L37 46V48L35 49L34 47V49H35V53H33L34 54V56L32 57V59L34 60H36V61H39V68H38V70L40 71L41 70V72L43 71L44 72V68L45 67H41V66H47V68H48V70H47V68H46V70H45V72H48L47 74L44 72V74H45V76H46V78L44 77V75H43V77H44V83H43V85L42 84H36V81L34 80V79H36L33 75L37 72H39L38 70H37V68H36V65H37V63L35 64V67H34V69H33V66L31 67L30 65H33V63L34 62H28L27 61V59L26 60H24V63L23 64H26V65H28V66H30L31 68H30V70L28 71V69H29V67H28V69H25L24 68V66L25 65H23V64H20V61L21 60H23V59H19L18 60V64L20 65V66H18V67H23V69H24V71L25 70H27L29 73H31V72H33L31 75L33 76V78H32V80H34L33 82L31 81V79H30V81L32 82H30L32 85L34 84V85H38L39 87H37V86H35V88H36V91L34 90V85L32 86L31 84H30V86H32V87H30L28 84V86L31 88H29L30 90H25V91H27V93H28V91H30V95H32V99H34V97H35V99L38 97L37 96V91H39L38 89H42L43 87V89H42V92L44 93V90H45V92H47V90H49V91H52L51 92V94H52V97H54V92H53V90L55 89H53L52 90V88H51V86H53V87H55V83L57 84V81L56 80H58V79H61V77L63 76V74H60L61 73V71H62V69H63V67H65L64 66V62L65 61H68V60H66V58L68 57L69 58V56L71 55V52H72V55L73 54H75V56H77L76 54H79V55H81V56H83L84 57V55H85V53H87V55L88 56H91V58H93V56L92 55H94V54H96L95 52H99V51H95L94 49H97V47L99 46L97 43H100V42H98V40H100V38L102 39L101 41H105V39H108L107 41H109L111 38H112V36H111V38L109 39V33H110V30H107L109 27H108V20H107V18L105 17V16H103V14L102 13H99V11L101 10V7H103V4H104V2H102L103 4H98L99 3V1L98 2H96ZM101 1V0H100ZM102 1H106V3H105V5H107V7L104 5V9H107L108 8V10L109 11H118L117 9H118V7H119V11L121 10L120 9V6L118 5L119 4V0H102ZM117 3V1H118V3L116 4L115 2ZM121 1H123V0H121ZM125 1V0H124ZM123 1V2H124ZM128 1V2H127ZM205 0H203V2H204ZM207 1H209V0H207ZM217 2H216V5L214 4V5H211L212 6V13H213V10H216V12H219V14H218V16L219 17H217V21H213L212 19L214 18V19H216L215 17H212V19L210 18V17H207L208 19H206V16L207 15H209V14H207V13H210L211 11H210V9H209V7L210 6H207V7H203V9H205V12L204 13H206V14H204V13H202L203 11H201V10H199L200 12H201V14L197 11V10H195L194 11V9H195V7L194 6H197L198 5V3H199V0H159V4L157 3V2H155V4H154V2L152 1V0H126V7H125V5H124V8H128L129 9V12L128 13H119V14H122V16L124 17V15H128L129 13H132V12H134V13H139V16L141 17H143L144 18V22H146V24L147 25H150V26H152V27H158V28H162V27H164V28H166V27H168L169 25H167V24H169V23H173V25H174V22H175V25H176V23L177 24H180V23H183L184 24V22L186 23V22H192L193 23V25H195V28L196 29H193L192 27H190L189 26V24L191 23H189L188 24V26L190 27V30H189V32H191V33H186L187 35H184V34H182V33H184L183 31H186V32H188V28L189 27H186L185 25H182V27H178L179 29H176L175 30V28L173 27V29H174V31H176L175 32V36L172 38V40H171V38H170V36L172 35V33H170V36L168 37L169 38V40H170V42L171 41H173V42H175V44H178L177 42H179V41H181V40H183V41H181L182 43V45L185 43V40L187 39V41L188 40H190L193 36L195 37V36H197V37H202L201 39V41H202V43L204 42V44H203V46H204V48L202 47V51L204 52V53H206L207 55H209V56H211V55H214V56H216V57H221V56H225V54H226V56L228 57H226V59H225V61H226V63L225 64H228V62L230 63L229 64V66H231V64H232V66L233 67H231L232 69H237V70H235V72L237 71L238 72V70H239V75L237 74V72L235 73L233 70H230L229 68L227 69V68H225L227 65H225V67L224 66H222L223 68H225V75L226 76H229V78H230V83L232 82V80H233V78H234V80L236 79V84L237 83H241V85L240 86H243V88L244 89H246L245 91L246 92H243L244 90H243V88L241 87H238V85H235V84H231L232 86H231V90H232V92L231 91H229L230 90V88H228V86H226V87H224L223 86V84L221 85L222 87H224V88H228V90L226 89V91H225V89H224V92L223 93H221V94H216L217 96H219V99H218V97H217V99L220 101L221 99V97H227V96H229V97H227L226 99H222L221 101L224 103H222L221 104V102L220 103H218L217 104V102H219V101H217V99L215 100V105L217 104V105H219L220 104V106H216V107H219V108H216L217 110H220V108H223L224 110H225V112H226V114L227 115H225V112H224V114L222 115L221 113V111H224L223 109H221L220 110V112H218L217 110H215V113L216 114H219L218 116H219V119H220V121H223L222 123L224 124H222V126L221 125H219L218 123H219V121H218V123H217V129H219V126L220 127H225V130H224V128L222 129V132H225V134L227 135H230V134H232V131L231 130H233V132H234V129H235V131H238V127H239V130L241 129L242 131H238V132H234L232 135H241V134H239V133H242L243 132V130H244V133H242L243 135H244V137L245 136H247L248 137V139H252V140H249V143H247L248 141H247V139H246V143L250 146V148H252V147H256L257 145H259L260 144V146H261V144L264 142V121H263V114L261 113V112H263L262 110L264 109V107H261V108H263L262 110H260L261 108H260V106H262L263 104H264V88H263V86H264V81H263V83H262V79L260 78V77H263L264 78V68H263V66L262 65H264V58H263V55H264V0H216ZM41 2H43V3H45V4H43V3H41ZM198 2V3H197ZM200 2H201V0H200ZM212 2H214V1H212ZM95 3H96V6H95ZM114 3V4H113ZM122 3V2H121ZM124 3V4H125ZM205 3H206V1H205ZM205 3H204V5H205ZM156 4H158L157 6H155ZM207 4V3H206ZM44 5V7H42ZM97 5H99L100 7H97ZM114 5H117V9H116V7H114ZM122 6H123V4H121ZM129 5V6H128ZM40 7V8H39ZM42 8V9H41ZM123 8V11L125 10L126 11V9H124ZM197 8H198V6H197ZM216 8V9H215ZM111 9V10H110ZM201 9V8H200ZM202 9V10H203ZM103 10H101V12H102ZM207 11V12H206ZM104 13H105V10L103 11ZM117 14V13H116ZM31 15V16H30ZM130 15L131 14H129V17H130ZM202 15H204V16H202ZM211 15V14H210ZM213 15H215V14H213ZM30 16V18H28ZM109 16V15H108ZM113 16V15H112ZM115 16V15H114ZM121 15H119L118 17H122ZM216 16H217V14H216ZM117 17V19L119 20V18ZM123 17H122V19H123ZM141 17V18H142ZM171 17L173 18V17H176L177 18V20H175L174 22H173V19H171ZM179 17V18H178ZM202 18V20H201V18ZM112 18V17H111ZM128 18V17H127ZM113 19H114V17H113ZM125 19H126V17L124 18V21H125ZM130 19H132V18H130ZM169 19H171L172 20V22H169L170 20ZM219 19V20H218ZM115 20L116 19H114L113 20V23H114V25H116L115 23H117V21L115 22ZM126 20H128V19H126ZM193 20L196 22V24H195V22H193ZM209 20V21H208ZM121 20H119V22H120ZM130 21V20H129ZM129 21H127V23H125V22H123V21H121V23L123 22V24H128V22ZM134 21V20H133ZM132 21V22H133ZM137 21H139V20H137ZM142 21V20H141ZM177 21V22H176ZM204 21H205V24L206 23H208L207 25H205V24H203L204 23ZM206 21H208V22H206ZM210 21H211V23H210ZM118 22V23H119ZM130 23H131V21H130ZM130 23H129V25H130ZM134 23V22H133ZM138 23H140V21L138 22ZM132 24V23H131ZM145 24V25H146ZM198 24V25H197ZM201 24H203V25H201ZM114 25H113V27H114ZM133 25H135V24H133ZM132 25V26H133ZM75 26H76V28H75ZM118 26V25H117ZM123 26V25H122ZM131 26V25H130ZM166 26V27H165ZM184 26V27H183ZM205 26H207V27H204ZM112 27V26H111ZM110 27V28H111ZM119 27V26H118ZM127 27H128V25H127ZM172 26H170V28H171ZM187 29H186V28ZM117 28V27H116ZM123 28V27H122ZM135 28L137 29V27L135 26ZM143 28V27H142ZM148 28V27H147ZM169 28V27H168ZM192 28V29H191ZM37 29L39 30V31H37ZM94 29V30H93ZM126 29V28H125ZM131 29H132V27H131ZM151 29V28H150ZM156 29V28H155ZM181 29V30H180ZM186 29V30H185ZM96 31V32H98V33H95V32H93V31ZM117 30H119L118 28H117ZM145 29H142L141 30V32H142V34H141V32H140V29L137 31V30H135L134 29V31H135V33H136V31L137 32H140V34L141 35H144L143 33H146V31H144ZM149 30V29H148ZM171 30H172V28H171ZM37 31V32H36ZM102 31V32H101ZM103 31L105 32V33H103ZM115 32H116V30H114ZM123 31V30H122ZM144 31V32H143ZM170 31V30H169ZM174 31H171V32H173L174 33ZM178 31H179V33H181V35L183 36H187V37H185L186 39H184V37H181V35L178 33ZM194 31H196V32H194ZM112 32V31H111ZM121 32V31H120ZM125 32V31H124ZM123 32V33H124ZM156 32V31H155ZM160 32V31H159ZM167 32H168V30H167ZM209 32H211V33H209ZM36 33H38V34H40L41 35V37L43 36V41L42 42H40V43H38V42H36L35 41V39H33V38H35L36 37ZM94 34V35H92V34ZM101 33H103V34H101ZM119 33V32H118ZM123 33H120V34H123ZM151 33V32H150ZM149 33V34H150ZM153 33H154V31H153ZM169 33V32H168ZM177 33V34H176ZM193 33V34H192ZM213 33V34H212ZM217 34V37H216V35H214V34ZM37 34V35H38ZM105 34H107V36L105 35ZM113 34V33H112ZM127 34V33H126ZM196 34V35H195ZM212 34V35H211ZM103 35H105V37L103 36ZM131 35H132V32H131ZM136 35V34H135ZM137 35H138V33H137ZM141 35H138V36H141ZM159 35H161V34H159ZM178 35H179V37H178ZM191 37L190 39H188L189 38V36ZM193 35V36H192ZM201 35V36H200ZM101 36V37H100ZM114 36H115V34H114ZM117 36V35H116ZM127 36L128 35H126L124 38H127ZM137 36V37H138ZM105 39H104V38ZM106 37H108V38H106ZM120 37V36H119ZM142 37V36H141ZM141 37H138V38H140V39H142ZM172 37V36H171ZM97 38H99V39H97ZM115 38V37H114ZM135 38V37H134ZM181 38V39H180ZM183 38V39H182ZM7 39V40H6ZM97 39V40H96ZM140 39H136V40H140ZM146 39V38H145ZM145 39H142V41H141V44H140V41H138L139 43V46L141 45L142 46V49L146 52V50H147V48H148V46H147V43L145 42ZM176 39H177V42H176ZM179 39V40H178ZM4 40L6 41V42H4ZM126 40V39H125ZM125 40H124V42H125ZM144 40V41H143ZM167 40V39H166ZM169 40L167 41V42H169ZM199 40V39H198ZM96 41V42H95ZM112 41V40H111ZM149 41V40H148ZM110 42V41H109ZM108 42V43H109ZM120 42V41H119ZM132 42V41H131ZM145 44V46H146V50L144 49V47H143V43ZM157 42V41H156ZM160 42V41H159ZM170 42L168 43V44H170ZM184 42V43H183ZM189 42V41H188ZM113 43V42H112ZM163 43V42H162ZM180 43V42H179ZM197 43V42H196ZM201 43V44H202ZM101 44H103L102 46H103V48L105 47V44L104 43H102L101 42ZM107 44V43H106ZM120 44V43H119ZM125 44V43H124ZM152 44H154V41H153V39H152ZM167 44V43H166ZM172 44V43H171ZM174 44V43H173ZM181 44L179 45L178 44V46H180L181 47ZM188 43L186 42V45H187ZM192 44V43H191ZM199 44V43H198ZM197 44V45H198ZM224 44H227V45H224ZM15 45V46H16ZM69 45V46H68ZM114 45V44H113ZM121 45H122V42H121ZM120 45V46H121ZM127 45V44H126ZM149 45V44H148ZM160 46H161V44H159ZM159 45H157L156 44V46L158 47ZM193 45V44H192ZM18 46L16 47V48H18ZM64 46V47H63ZM65 46H67V47H65ZM111 46H112V44H111ZM125 46V45H124ZM141 46H140V48H141ZM156 46H154L155 48H156ZM208 46V47H207ZM226 46V47H225ZM229 46V47H228ZM101 47V46H100ZM108 47H109V45H108ZM126 47V46H125ZM152 47V46H151ZM153 47V48H154ZM162 47V46H161ZM183 47H184V45H183ZM183 47H181V48H183ZM187 47V46H186ZM228 47V48H227ZM14 48V47H13ZM32 48V49H33ZM64 48V49H63ZM65 48H66V50H65ZM67 48H69V49H67ZM127 48V47H126ZM152 48V49H153ZM177 48V47H176ZM176 48H175V50H176ZM179 48V47H178ZM208 48V49H207ZM227 48V49H226ZM8 49H9V51H10V53H9V51H8ZM31 49V48H30ZM100 49V48H99ZM105 50L107 49V48H104ZM122 49V48H121ZM128 49V48H127ZM138 49V48H137ZM207 49V50H206ZM225 49V50H224ZM62 50L63 51H65V54H64V52H62ZM105 50H104V52H105ZM143 50H141V52L143 51ZM150 50V45H149V49L147 50V51H149ZM154 50V49H153ZM152 50V51H153ZM155 50H157V52L159 51L157 48L155 49ZM185 50V49H184ZM188 50V49H187ZM24 51H21V52H23L24 53ZM67 51H68V53L70 52V54L68 55L67 54ZM108 51H110V50H108ZM137 51V50H136ZM170 51V50H169ZM168 51V52H169ZM173 51H174V49H173ZM206 51H210V52H206ZM227 51V52H226ZM11 52H13V54L11 53ZM20 52V53H21ZM120 52V51H119ZM134 52V51H133ZM138 52V51H137ZM145 52H144V55H145ZM154 52V51H153ZM183 52V51H182ZM188 52V51H187ZM194 52H196V49H195V51ZM203 52H202V54H203ZM19 53V54H20ZM107 54H108V52H106ZM118 53V52H117ZM135 53V52H134ZM150 53V52H149ZM162 53V52H161ZM227 53H231L232 55H234V56H231V54L230 55H228ZM163 54V53H162ZM162 54H161V56H162ZM171 54V53H170ZM169 54V55H170ZM201 54V55H202ZM224 54V55H223ZM79 55L77 56V57H79ZM99 55V54H98ZM102 55V54H101ZM139 55V54H138ZM141 55V54H140ZM143 55V56H144ZM155 55V54H154ZM160 55V54H159ZM158 55V57L160 58L161 56H159ZM163 55H165V54H163ZM166 55H168V54H166ZM174 55V54H173ZM199 55V54H198ZM88 56H87V58H88ZM103 56V55H102ZM171 56H172V54H171ZM171 56H169V59H170V57ZM184 55H182V57H183ZM191 56V54H189V57ZM203 56H206L205 54H203ZM202 56V59L200 58L198 61H200V63L198 62V61H196V62H198L197 64H196V67H197V69L198 68H200V69H198V70H196V73H197V71H199V76H197V77H200V76H204L205 78H206V76L207 75H213V74H215V73H217V72H215V71H218V72H220V73H218V74H220V78H221V75L223 76V70L222 71H220V70H218L217 68H216V66H218V64L220 63V62H216V61H213V63L215 62L216 64L214 65V67H215V69L214 68H211L210 69V67H212V62H207L206 63V61H207V59H206V61H205V58ZM231 56V57H230ZM24 57V56H23ZM28 57V56H27ZM34 57H36V58H34ZM70 57H72V58H74V56H70ZM86 57V56H85ZM95 57V56H94ZM99 57V56H98ZM108 57V56H107ZM135 57V56H134ZM133 57V58H134ZM148 57V56H147ZM152 57V56H151ZM150 57V58H151ZM158 57H157V59H158ZM165 57V59L167 60V58L168 57H166V56H164ZM174 57V56H173ZM193 57L194 56H192V59H193ZM199 57H201V56H199ZM198 57V58H199ZM238 58V60H240V59H243L242 61H241V63H237V62H235V60ZM239 57H240V59H239ZM242 57V58H241ZM22 58V57H21ZM65 58V60L63 61V59ZM67 58V59H68ZM76 58V57H75ZM153 58V57H152ZM162 58V57H161ZM206 58H207V56H206ZM215 58V57H214ZM222 58V57H221ZM224 58V57H223ZM222 58V59H223ZM231 58V60H229ZM233 58V59H232ZM262 58V59H261ZM80 59V58H79ZM90 58H88L87 60L88 61H90V63L91 62H95L96 60V58L92 61V59L91 60H89ZM128 59V58H127ZM126 59V60H127ZM135 59H136V57H135ZM191 59V58H190ZM190 59H188V60H190ZM192 59H191V62H192ZM194 59L196 60L197 59V57L195 58L194 57ZM209 59V58H208ZM235 59V60H234ZM259 59H261L262 61H259ZM124 60V59H123ZM143 60H144V58H143ZM151 60V59H150ZM155 60V59H154ZM161 60H163V58L161 59ZM165 60V61H166ZM173 60H174V58H173ZM217 60V59H216ZM221 60V59H220ZM8 61V62H7ZM72 61V60H71ZM88 61H86V59H85V63H87L86 65H83V68H84V66H86L85 68L86 69H88L87 67L89 66L88 64ZM101 61V60H100ZM111 61V60H110ZM130 61H132L131 59H130ZM134 62H135V60H133ZM160 61V60H159ZM164 61V60H163ZM163 61H162V64H163ZM165 61H164V63H165ZM202 61H204V62H202ZM212 61V60H211ZM7 62V63H6ZM41 62H43V64H41ZM80 62V61H79ZM103 62H104V59H103ZM126 63H128V60L127 61H125ZM124 62V63H125ZM153 62V61H152ZM169 62V61H168ZM167 62V63H168ZM195 62V63H196ZM222 62V61H221ZM9 63H11V62H9ZM69 63V62H68ZM81 63H82V61H81ZM123 64V66L125 67L124 69H126V70H128V69H130L131 70V68L134 66L133 65V62H131V64H130V62H129V64H128V66H132L131 68L129 67V68H127V64ZM139 63V62H138ZM160 64H161V62H159ZM205 63V64H204ZM234 63H235V65H234ZM261 64V66H260V64ZM17 64V63H16ZM45 64V65H44ZM93 64V63H92ZM134 64H136V63H134ZM145 64V63H144ZM148 64V63H147ZM192 64H193V62H192ZM198 64H200V66H198ZM224 64V63H223ZM222 64V65H223ZM236 64H237V66H236ZM259 65V67H261V69L263 70H261V69H259V67H258V65ZM23 65V66H22ZM41 65V66H40ZM66 65H67V62H66ZM71 65V64H70ZM94 65V64H93ZM110 64H108L107 66V68H112V67H110L109 66ZM157 65V64H156ZM168 65V64H167ZM172 65H173V63H172ZM177 65V64H176ZM189 65V64H188ZM219 65H221V63L219 64ZM72 66V65H71ZM73 66H75L74 64H73ZM100 66V65H99ZM11 67V66H10ZM41 67V68H40ZM66 67H69V66H66ZM97 67V66H96ZM95 67V68H96ZM166 67V66H165ZM171 67V66H170ZM192 67V66H191ZM194 67V66H193ZM218 67H220V69L222 68L221 66H218ZM235 67V68H234ZM237 67H239V69L237 68ZM26 68H27V66H26ZM71 68V67H70ZM70 68H68V69H70ZM73 68V67H72ZM76 68V67H75ZM82 68V69H83ZM84 68V69H85ZM94 68V69H95ZM100 68H102V67H100ZM106 68V70L107 71H105L106 73L108 72V74H106V75H108V76H111L112 75V78L110 77V79H113L112 80V82H115L114 83V86H112V87H104V90H108V92L107 93H111L112 95H114L113 93L114 92H117L118 90H116L115 91V89H118V87H116L115 88V84L116 83H119V84H116L117 86L118 85H120V87L122 86V90H121V88L119 89V90H121V91H118L117 93L118 94H121V92H123L124 91V89L123 88H127V85L129 84V86H130V88L133 86V84L132 83H129V80H126L127 78H125V77H123V80L125 79L126 80V83L125 82H122L123 80H122V78L119 80L118 79V81L116 82V76H117V73H116V75H115V73L114 72H118V70L115 68H112V69H114V70H116V71H114V70H112V69H107ZM120 68V67H119ZM222 68V69H223ZM22 69V68H21ZM21 69H19V70H21ZM31 69H33V71L31 70ZM42 69H44V70H42ZM67 69V68H66ZM76 69H78V68H76ZM75 69V70H76ZM123 69V70H124ZM136 69H138V68H136ZM154 69V68H153ZM194 69H196V68H194ZM193 69V70H194ZM217 69V70H216ZM227 69V70H226ZM18 70V69H17ZM34 70H37L36 72L34 71ZM72 70V69H71ZM70 70V71H71ZM96 70V69H95ZM94 70V71H95ZM111 70V71H110ZM130 70H128L127 72L129 73H127V75H132L133 74V72H131ZM146 70V69H145ZM172 70V69H171ZM174 71H175V69H173ZM211 71V73H212V71L213 72H215V73H208V72H210ZM215 70V71H214ZM233 71L234 72V74L231 72H227L228 74H226V71ZM31 71V72H30ZM84 71V70H83ZM82 71V72H83ZM99 71V70H98ZM113 71V72H112ZM130 71V72H129ZM140 71V70H139ZM158 71H159V69H158ZM161 71H162V73H161ZM161 71H160V73L161 74H163V70L161 69ZM242 71H243V74H242ZM15 72H16V70H15ZM21 72V71H20ZM77 72H78V70H77ZM87 72H88V70H87ZM87 72H84L85 74L87 73ZM96 72V71H95ZM104 72V71H103ZM123 72H125V71H123ZM138 72V71H137ZM179 72H181V71H179ZM186 72V71H185ZM193 72V71H192ZM208 74H207V73ZM263 72V73H262ZM25 73V72H24ZM28 73V76L30 77L31 75ZM62 73H63V71H62ZM99 73H100V71H99ZM113 73H114V75H113ZM120 73V72H119ZM172 73V72H171ZM183 73H184V71H183ZM222 73V74H221ZM230 73V74H229ZM9 74H10V71H9ZM13 74V73H12ZM16 74V73H15ZM19 74V73H18ZM22 74H23V71H22ZM26 74V73H25ZM41 74V73H40ZM39 74V77L40 76H42V74L40 75ZM88 74V73H87ZM94 74V73H93ZM96 74V73H95ZM111 74V75H110ZM138 74V73H137ZM136 74V75H137ZM149 74V73H148ZM148 74H146V76L148 75ZM152 74H153V72H152ZM161 74H159V75H161ZM166 74H167V71H166ZM177 74H179V73H177ZM190 74V73H189ZM193 74H195L194 72H193ZM204 74H207V75H204ZM240 74H242V75H244L245 74V76H244V79L242 78L243 76H241V77H239L240 76ZM261 74H262V76H261ZM17 75V74H16ZM62 75V76H61ZM65 75V74H64ZM67 75V74H66ZM65 75V76H66ZM72 75V74H71ZM70 75V76H71ZM92 75V74H91ZM101 75H102V73H101ZM105 75V74H104ZM104 75H102V77H104V79L103 80H105V82L103 83V85H105L106 84V79L108 78V77H106V76H104ZM130 75V76H131ZM142 75V74H141ZM172 75H174L173 73H172ZM181 75H182V73H181ZM180 75V76H181ZM191 75V74H190ZM197 75V74H196ZM217 75V74H216ZM231 75L233 76V78H232V80H231ZM236 75H237V77H236ZM260 75V76H259ZM12 76V75H11ZM15 76V75H14ZM65 76H63V77H65ZM80 76V75H79ZM95 76H97V75H95ZM95 76H93L92 75V78L93 79H91L90 81H92V80H94V78H96ZM130 76H128V77H130ZM155 76V75H154ZM174 76H177V75H174ZM179 76V75H178ZM183 76H184V74H183ZM194 76V75H193ZM192 76V77H193ZM211 76H209V77H207L206 79H208L209 80V78L210 79H212L213 81H210V82H214V80H215V78H217L216 76L215 77H211ZM214 76V75H213ZM8 77V79L10 78V76H7ZM15 77H17V76H15ZM14 77V78H15ZM38 77V78H39ZM59 77V78H58ZM67 77V76H66ZM106 77V78H105ZM140 77V76H139ZM185 77V76H184ZM187 77V76H186ZM203 77V78H204ZM219 77V76H218ZM225 77V76H224ZM13 78V77H12ZM31 78V77H30ZM98 78H99V75H98V77L94 80V81H98ZM120 78V77H119ZM134 78V77H133ZM156 78V77H155ZM159 78V77H158ZM158 78H156V80L158 79ZM167 78V77H166ZM170 78V77H169ZM172 78V77H171ZM179 78H181V77H179ZM201 78V77H200ZM242 78V79H241ZM246 78V79H245ZM28 79V78H27ZM65 79V78H64ZM69 79V78H68ZM71 79V78H70ZM72 79H73V77H72ZM81 79L83 80V76L81 77ZM88 79V78H87ZM115 79V80H114ZM141 79V78H140ZM151 80V78H148V80ZM160 79V78H159ZM176 79V78H175ZM182 79H183V77L180 79V81L178 82L179 84L181 83L182 85H183V81H182ZM192 79V78H191ZM193 79H194V77H193ZM195 79H196V76H195ZM206 79H204L205 80V85L207 86V84H209V83H207L206 82ZM224 79V78H223ZM240 79V80H239ZM6 80V79H5ZM4 80V81H5ZM38 80V79H37ZM66 80H67V78H66ZM66 80H64V82L66 81ZM102 80V79H101ZM122 80V81H121ZM139 80V79H138ZM145 80V79H144ZM172 80H174V79H172ZM200 80V79H199ZM201 80H202V78H201ZM207 80V81H208ZM12 82H13V80H11ZM56 81V82H55ZM77 81V84L76 85H73V84H71L70 85V88H69V90H68V92H69V94H67L66 96L65 95H62V98H63V96H64V99L65 100H67V102H70V106H72L71 104H84L83 103V100H84V98L86 99L87 98V100H86V106H85V109L89 112H91V109H93L92 110V114L89 112L88 114V118L90 119V117H93L94 116V114L96 115L97 114V116H99V113H96L95 111H97V112H99L100 111V113L102 112L103 113V111H102V109L104 110V106H103V104L105 105L106 104V102L105 103H102V102H104V100H105V97H104V94H101V93H98L97 92V90H95V86L94 85H96V84H99V82H97V83H95L94 84V81H92V82H90L89 81V79L88 80H86V81H84V83L81 85L80 83H79V79H77L76 80ZM89 81V82H88ZM121 81V82H120ZM146 81V80H145ZM176 81H178V78H177V80ZM175 81V82H176ZM198 81V80H197ZM216 81H217V79H216ZM215 81V82H216ZM221 81V80H220ZM225 81V80H224ZM226 81H228V79L226 80ZM261 81V82H260ZM2 82H3V80H2ZM54 82V83H53ZM60 82H61V80H60ZM71 82V81H70ZM103 82V81H102ZM183 82V83H182ZM195 82V81H194ZM204 82V81H203ZM203 82H202V86L204 85L203 84ZM209 82V81H208ZM8 83H9V81H8ZM39 83H40V79H39ZM59 83V82H58ZM63 83V82H62ZM73 83V82H72ZM74 83H76V82H74ZM89 83H93L94 85H93V87L94 88H92L91 86H89L88 84ZM126 85H125V84ZM141 83H142V79H141ZM144 83V82H143ZM149 83H150V81H149ZM158 83V82H157ZM170 83H171V80H170ZM189 83V82H188ZM201 83V81L199 82V84ZM224 83H229V82H224ZM263 84V85H259V84ZM3 84H4V82H3ZM64 84H66V83H64ZM113 84V83H112ZM131 84V85H130ZM156 83H154V85H155ZM176 84V83H175ZM175 84H173V85H175ZM179 84H177V85H179ZM198 84V83H197ZM214 84V83H213ZM258 84V85H257ZM26 85V86H27ZM59 85V84H58ZM125 85V86H124ZM150 85V84H149ZM169 85V84H168ZM171 85V84H170ZM192 85V84H191ZM210 85L212 86V84L210 83ZM227 85V84H226ZM3 85L2 84H0V99L2 100L4 97H5V93H6V88L7 87H2ZM24 86V85H23ZM42 86V87H41ZM128 86V87H129ZM142 86V85H141ZM161 85H159V87H160ZM181 85H179V87H180ZM183 86H185V84L183 85ZM182 86V87H183ZM187 86L189 87V84H186V86L185 87H183L184 88V91L183 92H185L186 94H188L187 92H188V90H190L191 88V86L189 87L190 89H187V91H186V89L185 88H187ZM193 86V85H192ZM218 87H219V85H217ZM258 86H261L260 88L258 87ZM9 87V86H8ZM41 87V88H40ZM89 87V88H88ZM155 87V86H154ZM172 87V86H171ZM176 87H178V86H176ZM215 87V86H214ZM217 87V88H218ZM230 87V86H229ZM232 87H234V88H232ZM237 87H238V89H237ZM25 88V87H24ZM58 88V87H57ZM56 88V89H57ZM62 88V87H61ZM92 89V92H91V89ZM108 88V89H107ZM134 87H132L131 89H133ZM183 88H178V90L176 91V92H178L179 91V89H182L183 90ZM2 89H4L3 91H1ZM34 91H33V90ZM64 89V88H63ZM94 89V90H93ZM109 89H111V90H109ZM135 89H136V87L133 89L134 91H135ZM153 89V88H152ZM151 89V90H152ZM193 89H194V87H193ZM203 89H204V87H203ZM237 89V91H240L241 93L243 92V94L242 95H244V97H242V95L240 94V92H235L234 90H236ZM242 91H241V90ZM8 90V89H7ZM33 92H32V91ZM59 90H60V88H59ZM129 90V89H128ZM139 92H138V91ZM142 90L143 89H140L139 90V88L137 87V89H136V91H137V93H140V91L142 92ZM173 90V89H172ZM181 90V91H182ZM200 90V89H199ZM215 90H217L216 89V87H215ZM219 90V89H218ZM221 90V89H220ZM25 91H23V92H25ZM41 91V90H40ZM39 91V92H40ZM48 91V92H49ZM94 91H96V95H95V92ZM135 91V92H136ZM144 91V90H143ZM181 91H179L178 92V94H182L181 93ZM191 91H192V89H191ZM189 92L190 94H188V95H190L191 96V93L192 92ZM196 91H198V89L196 90ZM231 92V93H229V92ZM47 92V93H48ZM57 92V91H56ZM62 92V91H61ZM65 92H67V91H65ZM67 92V93H68ZM84 92L88 95V97H85L84 96ZM105 92V91H104ZM103 92V93H104ZM131 91H129V93H130ZM135 92L134 93H130V94H134L135 95ZM145 93V96L148 94H146V91H144ZM149 92V91H148ZM157 93H159L158 91H156ZM194 92H195V90H194ZM198 92H200V91H198ZM205 92V91H204ZM8 93V92H7ZM16 93V92H15ZM94 93V94H93ZM125 93V92H124ZM123 93V94H124ZM127 93H128V91H127ZM155 93V92H154ZM166 93V92H165ZM168 93H169V91H168ZM197 93V92H196ZM210 93V92H209ZM236 93V94H235ZM240 95H238V94ZM24 94V93H23ZM40 94V93H39ZM51 94L50 95H48V97L49 96H51ZM101 96H100V95ZM118 94H116L115 93V95L117 96ZM185 94V95H186ZM205 94H206V92H205ZM211 94V93H210ZM16 95V94H15ZM29 95V96H30ZM45 95V94H44ZM44 95H42V96H44ZM57 95V94H56ZM61 95V94H60ZM99 95V96H98ZM105 95H109V94H106L105 93ZM138 95V94H137ZM155 95L156 94H153V96H154V98H155ZM169 95V94H168ZM173 95V94H172ZM171 95V96H172ZM183 96H181V98L183 99V97L185 96L184 94H182ZM204 95V94H203ZM202 95V96H203ZM207 95V94H206ZM222 95V96H221ZM236 95V96H235ZM237 95H238V97H237ZM26 96H27V94H26ZM98 96V97H97ZM120 96V95H119ZM121 96H123V95H121ZM148 96V95H147ZM153 96H152V98H153ZM189 96V98H188V96H186L185 98L186 99H183V101L184 100H191L192 98H194V99H192L191 101H193V100H196L197 98L195 97V96H193V94H192V97H190ZM196 96H197V94H196ZM211 96V95H210ZM215 96V95H214ZM232 96V97H231ZM234 96V97H233ZM28 97V96H27ZM40 98H41V96H39ZM39 97H38V99H39ZM51 97V98H52ZM66 97V98H65ZM101 97H103L104 98V100H102V98L100 99ZM112 97V96H111ZM129 97H131V96H129ZM134 97H136V95L134 96ZM134 97H131V98H133L134 99ZM141 97H142V95H141ZM141 97L140 98H138V99H141ZM149 97H151V96H149ZM165 97V96H164ZM169 97H170V95H169ZM177 97H179V95L177 96ZM209 97V96H208ZM212 97H213V95H212ZM215 97V98H216ZM232 98V99H228V98ZM236 97V98H235ZM242 97V98H241ZM8 98V97H7ZM10 98H11V96H10ZM29 98V97H28ZM61 98V102H62V99ZM102 100V102L99 100ZM106 98H107V96H106ZM154 98H153V100H154ZM156 98L157 99H159L157 96H156ZM155 98V99H156ZM180 98V97H179ZM181 98H180V100H181ZM198 98H199V96H198ZM215 98H213V99H215ZM235 98V99H234ZM237 98H241V99H244V100H240L239 102H238V99ZM9 99V98H8ZM11 99H13V98H11ZM34 99V100H35ZM43 99H45V98H43ZM47 100H48V98H46ZM122 99V98H121ZM161 99V98H160ZM176 99V98H175ZM212 98H211V100H213ZM245 99H246V101H245ZM34 100L32 101V103L34 102ZM40 100V99H39ZM38 100V101H39ZM56 100V99H55ZM65 100L63 101L64 102V104H60L61 106H67V104H65ZM82 100V101H81ZM137 100V99H136ZM136 100H134V102L136 101ZM179 100V101H180ZM199 100V99H198ZM197 100V101H198ZM231 100H233L231 103H233V105H234V103H235V105L234 106H231V108H229V104H231V103H229L228 104V102H230ZM234 100H235V102H234ZM237 100V101H236ZM247 100H249V101H254V103H257V104H255L254 106H253V104H252V106H253V108L255 109L256 108V105H257V107L258 108H256L255 109V112L256 111H258L256 114H255V112H254V109L252 108V109H250L251 111H253V112H251L250 110H247V109H249V108H247L246 106H247V102H249V101H247ZM3 101H4V99H3ZM7 101V100H6ZM28 101H29V99H28ZM36 101H37V99H36ZM37 101V102H38ZM42 101V100H41ZM99 101H100V104H99ZM127 101H129V100H127ZM126 101V102H127ZM143 101V100H142ZM176 101H178V100H176ZM12 102V101H11ZM24 102H27V100H25ZM24 102H22L23 104H24ZM59 102V101H58ZM61 102H59V103H61ZM72 102V103H71ZM87 102H89V103H87ZM157 102V101H156ZM165 102V101H164ZM175 102V101H174ZM173 102V103H174ZM190 102V101H189ZM193 102H195V101H193ZM201 101L199 100V103H200ZM208 102V101H207ZM237 102H238V105H237ZM2 104H3V102H1ZM17 103V102H16ZM59 103H58V105H56V107L57 106H60L59 105ZM186 103H188V102H186ZM191 103V102H190ZM250 103V102H249ZM249 103H248V105H249ZM6 103H5V101H4V105H5ZM19 104H21V103H19ZM35 104H37V103H35ZM35 104H33V105H35ZM125 104V103H124ZM127 104H128V102H127ZM143 104H145L144 102H143ZM153 104V103H152ZM171 104H172V102H171ZM197 104V103H196ZM209 104V102L208 103H206L205 102V106H207V105ZM10 105V107H11V104H9ZM25 105H27V104H25ZM24 105V106H25ZM38 105H39V102H38ZM131 106H132V104H130ZM134 105V104H133ZM167 106H168V104H166ZM165 105V106H166ZM188 105H190V104H188ZM203 105V104H202ZM221 105H223V107L221 106ZM237 105V106H236ZM3 106V105H2ZM28 106H30V104L28 105ZM60 106V107H61ZM77 105H75V108H77L76 107ZM114 106V105H113ZM118 106V105H117ZM126 106H128L129 107V105H125V107ZM135 106V105H134ZM133 106V107H134ZM198 106V105H197ZM200 106H201V104H200ZM224 106H228V107H224ZM236 106V109L234 108ZM250 106V105H249ZM248 106V107H249ZM264 106V105H263ZM0 107H1V105H0ZM9 107V108H10ZM48 107V106H47ZM53 107H54V105H53ZM80 107V106H79ZM122 107V106H121ZM128 107H126V108H128ZM146 107H147V105H146ZM149 107V106H148ZM150 107H151V105H150ZM177 107V106H176ZM182 107V106H181ZM190 107V106H189ZM195 107V106H194ZM3 108V107H2ZM14 108V107H13ZM18 108V107H17ZM21 108V110H20V112L22 111V112H24L25 111V108L24 107H20ZM26 108H27V106H26ZM59 107H57V109H58ZM63 108V107H62ZM113 108V107H112ZM119 108V107H118ZM131 108V107H130ZM136 108V107H135ZM159 109H160V107H158ZM200 108H202V107H200ZM207 108H208V106L205 108V111H206V113L203 111L202 113L205 115L204 117H206L207 115H211V114H213L214 113V111H212V110H210V111H212V113L210 112V113H208L207 112ZM229 108V109H228ZM235 109V111L236 110H238L236 113H234L235 111L233 110V109ZM55 109V108H54ZM57 109H55V111L57 110ZM65 109V107L63 108V110ZM80 109V108H79ZM95 109V110H94ZM111 109V108H110ZM133 109V108H132ZM131 109V110H132ZM162 109V108H161ZM174 109V108H173ZM178 109V108H177ZM177 109H175V110H177ZM189 109V108H188ZM195 109H197V108H195ZM214 109V108H213ZM3 110V109H2ZM16 110V109H15ZM28 110V109H27ZM27 110H26V113H27ZM34 110H36V108H34ZM42 111H43V109H41ZM129 110V109H128ZM140 109H138V111H139ZM142 110V109H141ZM156 110V109H155ZM165 110V109H164ZM201 110V109H200ZM203 110V109H202ZM201 110V111H202ZM209 110V109H208ZM233 110V113L231 112ZM246 110V111H245ZM30 111H32L31 110V107H30ZM29 111V112H30ZM37 111V110H36ZM47 111V110H46ZM58 111V113L60 114L61 112L59 111V110H57ZM79 111V110H78ZM77 111V112H78ZM87 111H85L86 113H87ZM94 111V112H93ZM108 111H109V109H108ZM125 111H127V110H125ZM160 111V110H159ZM174 111V110H173ZM197 111H199V110H197ZM200 111V112H201ZM230 111V112H229ZM240 111H244L243 113L242 112H240ZM247 111H249V113H247ZM19 112V111H18ZM21 112V114H23ZM38 112V111H37ZM67 111H65V113H66ZM76 112V113H77ZM107 112V111H106ZM110 112V111H109ZM128 112H130V111H128ZM133 112V111H132ZM136 112V111H135ZM182 112L183 111H181L180 110V112L179 111H174L173 113H174V118H178V119H176V120H179L178 121V123L177 124H183V122L184 121H181V120H183V119H185L184 118V114H182ZM190 112V111H189ZM188 111H187V113H186V111H185V113H186V116L185 117H187V115H191L190 113H189ZM196 112V111H195ZM261 113V114H258V113ZM14 113H16V112H14ZM53 113V112H52ZM64 113V114H65ZM75 113V112H74ZM84 113V112H83ZM94 113V114H93ZM101 113V114H102ZM134 113V112H133ZM133 113H132V115H133ZM146 113V112H145ZM172 113V112H171ZM171 113H169L170 115H171ZM172 113V114H173ZM176 113V114H175ZM193 113H194V110H193ZM198 114V116L196 115V117H197V119L199 120V119H201L199 116H203V114ZM230 115H229V114ZM245 113V114H244ZM250 113L252 114V116H254V118H255V115H257L259 118H260V120H259V118L256 116V118L259 120H256V118L255 119H253V117L250 115ZM264 113V112H263ZM13 114V113H12ZM19 113H17V115H18ZM35 114V113H34ZM38 114V113H37ZM46 114H48L49 115V113H46ZM54 114H56V113H54ZM54 114H52L53 115V117H55L54 116ZM62 114V113H61ZM60 114V115H61ZM71 114V113H70ZM78 114V113H77ZM107 114V113H106ZM130 114V113H129ZM128 114V115H129ZM138 114V113H137ZM140 114V113H139ZM181 114H182V116H181ZM193 114V115H194ZM241 114V117H243V118H240V119H238V118H235V117H237V116H239ZM242 114H244V115H242ZM255 114V115H254ZM7 115H8V113H7ZM11 115V114H10ZM24 115V114H23ZM30 115V114H29ZM36 115V114H35ZM47 115V116H48ZM51 114H50V116H49V118L47 119V118H42V120H45L43 123H40V124H42V128L44 127L45 129H38L37 127V129L34 131V128L32 129V126L34 125V124H32V126H31V128H29V130H28V133H29V131H31V133H34V139L35 140H37V141H40V144L38 143V142H36V143H38L37 145L35 144V141L33 140V138H31L32 136L30 135V133L28 134V135H30L29 137L34 141V142H32V145L34 144V146H35V148L37 149H42V146L44 147V148H46V146H44V145H51L52 147H53V145H54V149H52L51 147L50 148H47V149H49V151H52V153H50V152H48V150L47 149H42L44 152H45V150H47L46 152H45V154L46 155H48V153H50L49 155H51V157H53L54 159L56 158V156H55V153L53 152V150L55 151L56 150V148L55 147H57V146H59V144H61V141L60 140H65L66 141V137H67V135L69 134V136L71 137L72 135L70 134V133H68V134H65L66 135V137H65V135H63L62 136V139H61V136L60 137H57L58 135H61V131L59 130V129H62V128H60L59 127V125H61L60 124V122H59V120H58V123H56L57 121H56V119H55V124H54V118L53 117H51L52 116ZM58 115V114H57ZM56 115V116H57ZM72 115H73V113H72ZM76 115V114H75ZM80 115H82V112H81V114ZM93 115V116H92ZM105 115V114H104ZM135 115V114H134ZM175 115H177V116H181V118L180 117H177V116H175ZM224 115L227 117L228 115V117H227V119H228V121H230L231 120V124L229 123V122H227V119L224 117ZM247 115V117H248V119H246V116ZM249 115H250V117H252L251 119H249ZM260 115V116H259ZM262 115V116H261ZM14 116V115H13ZM20 116V115H19ZM26 116V115H25ZM34 115H32V117H33ZM64 116V115H63ZM77 116H79V115H77ZM82 116H84L85 118H87V116L86 115H82ZM82 116H80V117H82ZM90 116V117H89ZM152 116H154V115H152ZM159 116H162V115H160L159 114ZM163 116H165V115H163ZM218 116H217V118H218ZM220 116H222V117H224V118H220ZM37 117V116H36ZM40 117H42V116H40ZM60 117H62V116H60ZM182 117H183V119H182ZM204 117L202 118V119H204ZM208 117V116H207ZM211 117H213L212 115H211ZM233 118V120L235 119V121L234 122H236V125H233V126H230V125H232L234 122H233V120H232V118ZM51 118H53L52 120H53V122H52V120H51ZM58 118H59V116H58ZM57 118V119H58ZM73 118H75V116L73 117ZM85 118H83L84 120H85ZM88 118H87V120H88ZM97 118V117H96ZM102 118V117H101ZM130 118V117H129ZM149 118H151V117H149ZM153 118V117H152ZM159 118V117H158ZM161 118V117H160ZM169 118H172L171 116H169V115H167L166 116V118L164 117L163 119L165 120H163L164 122H165V124L168 122V121H170V120H168L167 121V119H169ZM174 118H172V120H174L175 121V119ZM180 118V119H179ZM187 118H190V117H187ZM209 118V117H208ZM215 118V117H214ZM3 119H5V118H3ZM25 119V118H24ZM28 119V118H27ZM37 119H38V117H37ZM36 119V120H37ZM82 119V118H81ZM81 119L79 118V119H77L76 118V120H77V122H79L78 120H80L81 121ZM147 119H148V117H147ZM147 119H145V120H147ZM201 119V121L203 122V124H201V121L199 120V123H198V120H197V122L196 121H194V124L195 123H197L199 126L200 125H204L205 123V121H203ZM212 119V118H211ZM244 120V119H246V120H244V121H241V120ZM17 120H19V118L17 119ZM42 120L40 119V120H38L37 121V126L39 125L40 127H41V125L40 124H38L39 123V121L40 122H42ZM62 121H63V118L61 119ZM60 120V121H61ZM72 119H70V121H71ZM75 120V119H74ZM83 120V121H84ZM100 120V119H99ZM130 120V119H129ZM128 120V121H129ZM151 120V119H150ZM150 120H148V121H150ZM154 120H155V118H154ZM188 119H185V122L187 121ZM190 120H191V118H190ZM207 120V119H206ZM213 120V119H212ZM217 120V119H216ZM20 121V120H19ZM27 122L29 121V120H26ZM64 121H66V119L64 120ZM73 121V120H72ZM86 121V120H85ZM93 121V120H92ZM91 121V122H92ZM95 121V120H94ZM93 121V123H91L90 122V125L91 126H89V127H91V130L93 129V131L95 130V128L93 127L94 125H95V123H96V121L94 122ZM132 121V120H131ZM136 121V120H135ZM148 121H146V122H148ZM153 121V120H152ZM156 121V120H155ZM224 121H226L228 124H227V126H226V123L224 122ZM263 121V122H262ZM52 122V123H51ZM67 122V121H66ZM82 122V121H81ZM107 122V121H106ZM164 122H163V124H164ZM191 122L192 121H190V124L189 125H191ZM212 122V121H211ZM213 122H215L214 120H213ZM233 122V123H232ZM237 122H238V124H237ZM62 123H64V122H62ZM68 123H69V120H68ZM76 123V122H75ZM89 123V122H88ZM131 123V122H130ZM144 123V125H147V123L145 124V121L143 122ZM149 123V122H148ZM155 123V122H154ZM153 123V124H154ZM158 123V122H157ZM162 123V122H161ZM172 124H173V122H171ZM189 123V121L188 122H186V124H188ZM193 123V122H192ZM24 124V123H23ZM28 123H26V127L28 126L27 125ZM45 126H44V125ZM58 125V126H56V127H58V128H55V129H53L54 128V126L55 125ZM72 124V123H71ZM79 124V123H78ZM84 124H85V122H84ZM120 124V123H119ZM129 124V123H128ZM152 124V123H151ZM162 124V125H163ZM164 124V125H165ZM194 124H193V126H194ZM206 124H207V122H206ZM204 125L203 127H207V125ZM216 124V123H215ZM221 124V123H220ZM230 124V125H229ZM49 127H48V126ZM50 125H52V126H50ZM73 125H76V124H73ZM88 125V124H87ZM133 125V124H132ZM142 125V124H141ZM167 125H169V123H167ZM166 125V126H167ZM184 125V124H183ZM198 125L196 126L197 127V131L199 130V133H200V129L198 128ZM209 125V124H208ZM211 125V124H210ZM210 125H209V127H210ZM219 125V126H218ZM238 125V127H236ZM25 126V125H24ZM38 126V127H39ZM67 126V125H66ZM69 126H71L70 125V123H69ZM77 126V125H76ZM84 126V125H83ZM82 126V127H83ZM99 126V125H98ZM182 126V125H181ZM193 126H192V128H193ZM201 126V127H202ZM214 126V123H212V127ZM23 127V126H22ZM29 127V126H28ZM34 127H35V125H34ZM47 127V128H46ZM61 127H62V125H61ZM68 127V126H67ZM78 127V126H77ZM80 127H81V125H80ZM95 127H97V126H95ZM134 127V126H133ZM183 128H184V126H182ZM191 126H189V128H190ZM209 127L207 128V129H209ZM212 127H210V129H212ZM230 127L232 128L233 127V129H230ZM52 130H51V129ZM169 127L167 126V129H168ZM179 129L181 128L180 126L178 127ZM178 128H176V129H178ZM182 128V129H183ZM188 127H187V129H189ZM216 128V125L213 127V129H215ZM27 129V128H26ZM31 129V130H30ZM47 129H48V131H47ZM64 129V128H63ZM75 130L74 131H72V132H75V131H77L78 129H79V127H78V129H76V128H74ZM87 129H89V128H87ZM102 129V128H101ZM106 129V128H105ZM119 129V128H118ZM160 129H162V127L160 128ZM167 129H165V130H167ZM175 129V130H176ZM186 129V128H185ZM195 129V128H194ZM203 129V128H202ZM206 129V130H207ZM209 129V130H210ZM229 129H230V131H229ZM54 130V131H53ZM65 130V129H64ZM67 130V129H66ZM96 130H98V129H96ZM116 130V129H115ZM169 130V129H168ZM191 130V129H190ZM193 130V129H192ZM196 130V129H195ZM205 130V131H206ZM57 131H59L60 133H58ZM81 131H84V129H81ZM81 131H80V134L78 133V131L76 132V133H78V137L76 136V138L74 139V137H75V135H76V133H74L75 135H73L71 138H73L72 140H71V142L73 141V145H74V141H76V143L75 144H77L81 139H82V135H81ZM86 131V130H85ZM104 131V130H103ZM112 131H113V129H112ZM118 131V130H117ZM137 131V130H136ZM171 131V130H170ZM180 131V130H179ZM182 131V130H181ZM208 131V130H207ZM214 131V130H213ZM212 131V132H213ZM221 131V130H220ZM71 132V131H70ZM105 132V131H104ZM116 132V131H115ZM165 132V131H164ZM172 133H173V131H171ZM186 132H188V131H186ZM190 132V131H189ZM189 132H188V134H189ZM192 132V131H191ZM209 132V131H208ZM215 132V131H214ZM218 132V131H217ZM229 132H231L230 134H229ZM25 133V132H24ZM56 133H57V135H56ZM64 133V132H63ZM62 133V134H63ZM66 133V132H65ZM168 133V132H167ZM176 133V132H175ZM174 133V134H175ZM180 133V132H179ZM198 133V134H199ZM201 133H202V130H201ZM200 133V134H201ZM210 133H211V131H210ZM26 134H27V132H26ZM85 134V132L83 133V140H81V141H83V143L82 142H79V143H81V145H79V146H81V149L82 148H84L86 145H89V144H87L86 143V145L84 146V137L86 136V134ZM94 134L96 135L97 133L94 131ZM101 134H103L102 132H101ZM111 134H113V133H111ZM180 134H182V135H180V136H183V134H185L184 133V129H183V133H180ZM194 134V133H193ZM203 134H204V132H203ZM203 134L201 135V139H199V140H197V141H200V140H202L203 139ZM216 134V133H215ZM222 134V133H221ZM221 134H219L222 138L224 137V136H222ZM225 134H223V135H225ZM91 135V134H90ZM105 135V134H104ZM120 135V134H119ZM168 136V134H164L163 136ZM169 135L171 136H168V137H166L165 138V140L167 139V138H172V135L169 133ZM186 135V134H185ZM195 135V134H194ZM197 135V134H196ZM225 135V136H226ZM237 135V136H238ZM243 135H241V137L243 136ZM50 137V138H48V137ZM89 136V135H88ZM108 136V135H107ZM106 136V138H108ZM121 136V135H120ZM134 136H136V135H133V137ZM187 137H189L190 138V135L188 136V135H186ZM206 136V135H205ZM208 136V135H207ZM206 136V137H207ZM214 137H215V135H213ZM217 136V135H216ZM237 136H233V138H235V137H237ZM56 137V138H55ZM70 137H69V139H70ZM79 137H80V139H79ZM91 137V136H90ZM103 137V136H102ZM112 137V136H111ZM110 137V138H111ZM130 137V136H129ZM132 137V140L131 141H133V138ZM184 137V136H183ZM191 137H193V135L191 136ZM194 137H196V136H194ZM199 137V136H198ZM212 137V136H211ZM218 138V139H216L215 141H214V139H213V141H212V138L211 139H209V141H207V142H209L208 144H210V142H211V144L212 145H209V146H206V147H209V149L211 148V146H212V148H214L215 146H216V149H218L217 151H219V150H222V149H224V148H220V146L221 147H224L225 145H227L226 143H225V145L224 146H222V140H224V139H222V138ZM227 137V136H226ZM240 137V138H241ZM246 137V138H247ZM27 138V137H26ZM46 138H48V139H51L52 141H54V143L53 142H50V141H47V142H49V143H47L46 142V140L45 139ZM57 138H59L57 141L59 142H57L56 141V139ZM104 138V137H103ZM102 138V139H103ZM110 138H108V139H110ZM137 138V137H136ZM135 138V139H136ZM189 138H187V140L189 139ZM232 137H230V139H228V137L226 138L227 139V141L229 140V141H231V139H233ZM239 138V140H242V138L240 139ZM24 139V138H23ZM43 139V141H41ZM79 139V141L77 142V140ZM86 139V138H85ZM126 139V138H125ZM124 139V140H125ZM131 138H129V139H127L128 141L130 140ZM173 139H175V138H173ZM182 139H185V138H182ZM181 139V140H182ZM192 140H195L194 138H191ZM190 139V140H191ZM196 139H198V138H196ZM206 139V138H205ZM220 139H222V140H220ZM243 139H245V138H243ZM27 139H25V141H26ZM31 140V141H32ZM87 140H89V139H87ZM93 140V139H92ZM95 140H97L96 138H95ZM107 140V139H106ZM116 141L118 140V139H115ZM120 140V139H119ZM118 140V144H121L122 146L121 147H124L123 146V144L125 145L126 143H123V142H120ZM123 139H122V141H124ZM180 140V141H181ZM204 140V139H203ZM211 140V141H210ZM235 139H233L232 140V142L234 141ZM67 141H68V139H67ZM66 141V142H67ZM168 141H169V139H168ZM172 141V140H171ZM170 141V142H171ZM178 141V140H177ZM176 141V142H177ZM196 141V142H197ZM226 140H224V142H225ZM228 141V142H229ZM237 141H238V138H237ZM28 142V141H27ZM44 143L43 145H42V143ZM63 142V141H62ZM98 142H100V141H98ZM97 142V143H98ZM125 142H127V141H125ZM135 142H137L136 140H135ZM134 142V143H135ZM165 142H167V140L165 141ZM173 142V141H172ZM171 142V143H172ZM189 142H191V141H189ZM194 142V141H193ZM196 142H194V143H196ZM201 142V141H200ZM203 142H205V140L204 141H202V143H200V144H204ZM240 143H243L244 142V140L243 141H239ZM3 143V142H2ZM52 143V144H51ZM57 144V146H56V144ZM68 143H69V141H68ZM78 143V144H79ZM94 143V142H93ZM103 143V142H102ZM106 143H108L107 141H106ZM105 143V144H106ZM113 145V142H112V140H111V142H109L108 143V146L107 145H105V148L107 149V151L105 152V151H99V147H96L95 149H97L99 152H101V153H105V155H102V158H103V156H106V157H108L107 156V153L109 154L110 153V151L108 152V147H110L111 146V144ZM115 143V142H114ZM123 143V144H122ZM128 143V142H127ZM171 143H169V146H170V144ZM234 143H235V141H234ZM65 144V143H64ZM70 144L71 143H69V144H66L65 146L67 147L68 145V149L70 150L71 148H73L72 147V144H71V146H70ZM117 144V146L119 147L120 145H118ZM129 144H130V142H129ZM131 144H133L132 142H131ZM130 144V145H131ZM187 144H188V141H187ZM197 144H199V143H197ZM197 144H195V145H197ZM208 144H206V142H205V145H208ZM230 144H232L231 142L229 143V145H227V146H231ZM237 144V143H236ZM239 144V143H238ZM237 144V145H238ZM246 144V145H247ZM38 145H39V147H38ZM100 145H101V143H100ZM110 145V146H109ZM165 145V144H164ZM219 145V146H218ZM235 145V144H234ZM245 145V146H246ZM1 146V145H0ZM77 147H78V145H76ZM82 146H84V147H82ZM91 146V145H90ZM89 146V147H90ZM115 146H116V143H115ZM113 147L114 149H115V151H116V147ZM129 146V145H128ZM128 146H125V148L126 147H128ZM199 146V145H198ZM214 146V147H213ZM217 146L220 148H217ZM233 146V145H232ZM239 146H241V144L239 145ZM243 146H244V144H243ZM249 146H247V147H249ZM263 146H264V144H263ZM61 147H62V145H61ZM65 147V148H66ZM75 147V146H74ZM94 147H95V145H94ZM102 147V146H101ZM118 147H117V149H118ZM131 147V146H130ZM170 147H172V146H170ZM169 147V148H170ZM196 147V146H195ZM205 146H204V148H206ZM238 147V146H237ZM259 147V146H258ZM58 148V147H57ZM86 148V147H85ZM125 148L124 149H122L123 151H125ZM200 148H203V147H200ZM232 148V147H231ZM234 148V147H233ZM239 148V147H238ZM238 148H235L234 150H236V149H238ZM241 148V147H240ZM249 148V149H250ZM260 148V147H259ZM262 148H264V147H262L261 146V151H263V149ZM13 149V148H12ZM36 149H34V150H36ZM51 149V150H50ZM59 149V148H58ZM77 149H79L80 151H81V154H82V151H84V150H81L80 149V147L79 148H76V150ZM102 149H104V148H102ZM106 149H104V150H106ZM110 149H111V147H110ZM131 148H129V150H130ZM207 149V148H206ZM215 149V150H216ZM226 149H229V148H227L226 147ZM243 149V148H242ZM244 149H245V147H244ZM249 149H247L248 151H249ZM256 149V151H257V148H255ZM7 150V149H6ZM33 150V149H32ZM42 150H39L40 152L42 151ZM61 150V149H60ZM73 150V149H72ZM88 150V149H87ZM101 150V149H100ZM127 150H128V148H127ZM129 150H128V152H129ZM134 150H135V148H134ZM205 150V149H204ZM203 149L202 150H199V151H203V153L205 152ZM212 149H210V150H208L207 149V151L208 152H212L211 151ZM230 150V149H229ZM246 150V156H247V153H248V151ZM254 149H251V152L253 151ZM38 150H36V152H37ZM39 151H38V153H39ZM42 151V152H43ZM73 151H75V150H73ZM78 151V150H77ZM122 151V152H123ZM197 151V150H196ZM198 151V155H199V153H201V152H199ZM217 151H213L214 152V154L212 153V156L214 155V159H213V164H216V165H214V166H216V167H218V165H219V169H220V164L218 163L219 161H221V165H223L224 163H222V158H225V156L227 155L225 152H231V151H223L222 150V154L224 155V154H226V155H224V157H222L223 155H221L220 156V151H219V153L217 152ZM238 151V150H237ZM243 151V150H242ZM255 151V150H254ZM255 151V152H256ZM260 151V150H259ZM35 152V153H36ZM48 152V153H47ZM97 153L96 154V157L98 158L99 157V155L98 154H100V153ZM127 152V151H126ZM131 152V151H130ZM132 152H133V150H132ZM136 152V151H135ZM134 152V153H135ZM207 152V153H208ZM215 152H216V154L218 153L219 154V158H218V156H216V158H218V160L217 159H215ZM239 152V151H238ZM241 152V151H240ZM245 152V151H244ZM254 152V153H255ZM14 153V152H13ZM37 153V154H38ZM57 153V152H56ZM76 153V152H75ZM77 153H79V152H77ZM94 153V152H93ZM114 153V151L111 153V154H109V156L110 155H112ZM119 153V152H118ZM118 153H117V155H118ZM121 153V152H120ZM119 153V154H120ZM203 153H201L200 155L202 156L203 155ZM233 153V152H232ZM254 153H252V154H254ZM11 154V153H10ZM32 154V153H31ZM53 154V155H52ZM81 154L79 153L78 155L79 156H81ZM121 154H123V153H121ZM125 154H127V153H125ZM124 154V155H125ZM168 154V153H167ZM197 154V153H196ZM211 154V153H210ZM210 154L208 153V155H206V153H205V155L206 156H210ZM217 154V155H218ZM240 154V153H239ZM257 154V153H256ZM255 154V156H262V154H264L263 152L261 153V155H259V153H258V155H256ZM88 155V153H86V156ZM98 155V156H97ZM114 155V154H113ZM129 155V154H128ZM134 155V154H133ZM165 155V154H164ZM169 155V154H168ZM199 155V156H200ZM232 155V154H231ZM235 155V157L236 156H238V154H234ZM241 155V154H240ZM251 154H249V156H250ZM5 155H3V157H4ZM40 155H38L37 156V158H41L42 156H44V154L42 153V155H41V157H39ZM55 156V157H54ZM63 156V155H62ZM84 156V155H83ZM120 156V155H119ZM132 156V155H131ZM195 156V155H194ZM193 156V160H194V158L196 157H194ZM204 156V155H203ZM202 156V157H203ZM229 156H230V153H229ZM228 155L226 156V157H229ZM233 156V155H232ZM231 156V157H232ZM242 156H244L243 154H242ZM48 157V159H49V157L50 156H47ZM47 157H45V158H47ZM50 157V158H51ZM70 157V156H69ZM93 157H95L94 156V154H93V156L92 157H90L91 159L93 158ZM106 157H105V159H106ZM113 157H115V156H113ZM124 157V156H123ZM126 157V156H125ZM163 157V156H162ZM198 157V156H197ZM205 157V156H204ZM222 157V158H221ZM231 157H230V159L229 158H226V159H229V160H231ZM235 157H233V161L235 160L234 158ZM252 157V156H251ZM256 157V158H257ZM263 157H264V155H263ZM44 157H42V159H43ZM53 158H51L52 160H54ZM82 158V157H81ZM90 158H88V160L90 159ZM96 158V159H97ZM115 158H118V156H116ZM120 158V157H119ZM133 158V157H132ZM164 158V157H163ZM212 158V157H211ZM237 158V157H236ZM239 158H240V156H239ZM238 158V159H239ZM247 158H248V156H247ZM253 158V157H252ZM251 158V159H252ZM259 158V157H258ZM16 159H17V157H16ZM51 159H50V161H51ZM59 158H56V160H55V162L58 160ZM72 159V158H71ZM83 159V158H82ZM96 159H95V161H96ZM98 159H101L100 157L98 158ZM109 159V161L112 159V157H111V159L110 158H108ZM164 159H166V158H164ZM196 159V158H195ZM206 159H207V161H210V160H208V159H210V157L208 158H206L205 157V161H206ZM241 159H242V157H241ZM244 159H245V162H246V158L244 157ZM260 159V158H259ZM18 160V159H17ZM47 160V159H46ZM46 160H44V162H43V160H42V163H46L47 161ZM77 160V159H76ZM83 160H85V158L83 159ZM88 160H86L87 162H90V160L88 161ZM92 160H94V159H92ZM92 160H91V162H92ZM107 160V159H106ZM115 160V159H114ZM124 160V159H123ZM122 160V161H123ZM131 160V159H130ZM139 160V159H138ZM200 160H201V158H200ZM199 160V161H200ZM218 162H217V161ZM46 161V162H45ZM50 161H48L49 163H50ZM62 161V160H61ZM79 161V160H78ZM99 161V160H98ZM98 161H96L97 163V165H96V167L98 166V164H100V163H102L101 162V160H100V163H98ZM113 161V160H112ZM116 161H119V160H116ZM125 161H126V159H125ZM128 161H129V159H128ZM134 161H135V159H134ZM165 161V160H164ZM225 160H223V162H224ZM232 161V162H233ZM248 161V160H247ZM253 161V160H252ZM260 161H261V159H260ZM260 161H259V163H260ZM264 161V160H263ZM10 162V161H9ZM55 162H51V163H54V165H55ZM69 162V161H68ZM84 162V161H83ZM133 162V161H132ZM136 162H137V160H136ZM191 162V161H190ZM196 162V161H195ZM203 163L202 164H204V161H202ZM211 162V161H210ZM209 162V163H210ZM212 162H211V164L209 165V168H211V166H213V164H212ZM215 162V163H214ZM226 162V161H225ZM227 162H228V160H227ZM226 162V163H227ZM231 162V163H232ZM235 162V161H234ZM14 163V162H13ZM19 163H21V162H19ZM23 163H27V162H23ZM49 163H47L46 165H50ZM59 163H62V162H59ZM93 163V162H92ZM116 163V162H115ZM134 163V162H133ZM139 163V162H138ZM137 163V164H138ZM165 163V162H164ZM198 163V162H197ZM206 163V162H205ZM236 163V162H235ZM250 163V162H249ZM252 163V162H251ZM256 163H257V160H256ZM256 163H255V165H256ZM258 163V164H259ZM17 164V163H16ZM22 164V163H21ZM20 164V165H21ZM56 164H58V162L56 163ZM82 164V163H81ZM94 164V163H93ZM109 163H107L106 164V166L108 165ZM120 164V163H119ZM126 164H127V162H126ZM130 164V163H129ZM136 164V163H135ZM134 164V165H135ZM161 164V163H160ZM199 164V163H198ZM19 164H18V166H20ZM26 165V164H25ZM28 165V164H27ZM87 165V164H86ZM86 165H81V166H86ZM91 165V164H90ZM112 165V167H113V164H111ZM111 165H108V166H111ZM131 165V164H130ZM162 165H163V163H162ZM176 165V164H175ZM191 165V164H190ZM193 165L195 166V167H197L198 165H195V164H192V167H193ZM225 165V164H224ZM223 165V166H224ZM232 165V164H231ZM231 165H229L230 167H232ZM236 165V164H235ZM249 165V164H248ZM260 165V164H259ZM264 165V164H263ZM58 166H59V164H58ZM66 166H68V164L66 165ZM66 166H62V167H65L64 169H62V172H63V175H64V178H66L65 179V183H66V180H68L69 179V177L67 178V176H68V174H67V170L68 169H72L73 168V171H75L76 170V168L77 169H79V167L81 168V171H82V173H83V171H84V169H83V167H81L80 165H78L77 163H76V166L77 167H67L68 169H66ZM70 166V165H69ZM88 166H89V164H88ZM102 166V165H101ZM101 166H100V169H102L101 168ZM126 166V165H125ZM125 166H123V167H125ZM136 166V165H135ZM167 166V165H166ZM174 166V165H173ZM177 166V165H176ZM204 166V165H203ZM202 166V167H203ZM213 166V167H214ZM222 166V168H224ZM24 167L25 166H23V170L22 171H24ZM28 167V166H27ZM52 167H54V166H52ZM56 167V166H55ZM54 167V168H55ZM91 167V166H90ZM90 167H88V168H90ZM105 167V166H104ZM136 167H138V166H136ZM190 167V166H189ZM188 167V169H190ZM199 168L201 167L200 165L198 166ZM202 167H201V169H202ZM205 167V166H204ZM208 167V165L206 166V168ZM214 168V169H212L213 171H215V172H217V174H218V172H219V170H218V168ZM226 167H227V164H226ZM225 167V168H226ZM230 167H227L228 168V170H229V168ZM233 167L235 168V167H237V166H234V164H233ZM249 167H250V165H249ZM251 167H253V165L251 164ZM255 167V166H254ZM257 167H258V165L254 168V170L255 171H253V169L251 168V171H249L250 173L253 171L254 173H252V176H248V174L249 175H251L250 173H245V171H243V170H241L240 168H238V169H240L241 170V172L239 171V173H245L244 174V176L245 175H247V181L245 182V183H247V185H249L251 182H252V180L254 181L255 180V174H257L256 176L258 177L259 175V177L261 178V182H264L263 180H264V178H262V177H264V175H263V170H264V168H261L262 167V165H261V167H259V168H261V170L258 168L257 169ZM20 168H22V167H20ZM48 168V167H47ZM53 168V169H54ZM86 168L87 167H85V170H86ZM92 168V167H91ZM95 168V167H94ZM98 168V167H97ZM97 168H95V169H97ZM114 168V167H113ZM127 168H129V166L127 167ZM134 168V167H133ZM194 168V167H193ZM221 168V169H222ZM224 168V169H225ZM26 169V168H25ZM51 169V168H50ZM93 169V168H92ZM91 169V170H92ZM111 169V168H110ZM121 169V168H120ZM120 169H117V170H120ZM154 169V168H153ZM155 169H156V167H155ZM154 169V170H155ZM158 169H160V168H158ZM157 169V170H158ZM172 169H173V167H172ZM195 169V168H194ZM204 169V168H203ZM203 169H202V172H203ZM217 169V170H216ZM233 168H230V172L229 171H227L228 173H231V170H232ZM237 169V168H236ZM236 169H234V171H236ZM238 169H237V172H238ZM66 170V171H65ZM103 170H105V169H103ZM111 170H113V169H111ZM129 170V169H128ZM131 170H132V168H131ZM130 170V171H131ZM161 170V169H160ZM165 170V169H164ZM170 170V169H169ZM175 170H176V168H175ZM196 172H200V169H199V171H198V168H196ZM206 169H204V171H205ZM226 170V169H225ZM224 170V171H225ZM249 170V169H248ZM258 170V171H257ZM16 171V170H15ZM21 171V170H20ZM20 171H19V174H16V176L17 175H20ZM26 171V170H25ZM25 171L23 172L24 174H25ZM53 171V170H52ZM55 171V170H54ZM59 171V170H58ZM69 171V170H68ZM88 171V170H87ZM87 171H86V173H87ZM107 171H110V170H107ZM121 171H122V169H121ZM132 171H134V169L132 170ZM188 170H186L185 172H187ZM190 171V170H189ZM192 171V170H191ZM207 171V170H206ZM233 171V172H234ZM243 171V172H242ZM263 171V172H262ZM18 172V171H17ZM27 172L28 171H26V174H27ZM60 172V174H59V176L61 177V174H62V172L61 171H59ZM58 172V173H59ZM70 172H72V170L70 171ZM80 172V169H79V171L75 174V173H73L72 172V174H74V176H76L78 173ZM101 172V171H100ZM106 171H104L103 173H105ZM116 172V171H115ZM123 172V171H122ZM124 172H125V170H124ZM138 171H136V173H137ZM142 172V171H141ZM155 172V171H154ZM159 171H157L156 173H158ZM177 172H179V171H177ZM177 172H176V174H177ZM193 172V171H192ZM215 172H213V173H215ZM227 172H219V174L220 173H222V176H221V174H220V176L222 177H219V175H218V177L219 178H221V179H225V181H227L226 179H228V181H229V179H230V182H232V185H231V183L230 182H227L226 183V185H224L223 183H222V185H223V187L220 185V187H219V184H221V181L219 180V178L218 177H216V179L218 178V182L220 181V183H218V185H216V187L218 186V189L220 188V189H223V190H225V191H223V190H221V191H219L218 189H217V191L216 190H214V189H216V187H214L213 189H211L212 191L210 192V189L209 188H207L205 185H206V181H204L203 182V187L205 188V190L207 191V189H208V191L210 192H208V194H205V193H203L204 191H203V189H201L202 191H201V193H203L204 194V197H206L205 195H207V198H209L210 200V202H211V204H212V201L213 200H216L217 199V196H219L218 194H221V199L223 200V198L222 197H225L227 194H229V190H233L232 192H234V191H236V189H237V185L236 184H238V183H236L235 185H234V182H237V180L236 179H238V181H239V179L240 180H242L241 178H243L242 176H240V175H243V174H239V173H236V172H234V174L236 173V174H239L238 176H239V178L238 177H236L235 178V180H232L231 181V177L230 176H227V175H224V174H228ZM1 173V172H0ZM16 173V172H15ZM14 173V174H15ZM29 174L28 175H30V172H28ZM55 173H57L56 171H55ZM54 173V174H55ZM64 173H66L67 174V176H65V174ZM81 173V172H80ZM84 173H85V171H84ZM83 173V174H84ZM98 173V171L96 172V174ZM108 173V172H107ZM130 173H132V172H130ZM130 173H128V174H130ZM201 173V172H200ZM212 173V172H211ZM13 174V173H12ZM13 174V175H14ZM22 174V173H21ZM23 174V175H24ZM26 174H25V177H26ZM53 174V173H52ZM82 174V175H83ZM89 173H87L86 175H88ZM99 174H101V173H99ZM110 174V173H109ZM123 174V173H122ZM134 174V173H133ZM155 174V173H154ZM161 174L163 175V177H164V174L161 172ZM172 174V173H171ZM180 174V173H179ZM22 175V179L21 178H18V181H19V179H21V180H23L25 177ZM63 175H62V177H63ZM71 175V174H70ZM78 175H80V174H78ZM118 175V174H117ZM175 175V174H174ZM190 175V177L192 178V175H194L193 173H192V175H191V173L189 174ZM195 175H197L196 173H195ZM199 176H200V174H198ZM197 175V176H198ZM231 175V174H230ZM73 176V175H72ZM85 176V175H84ZM99 176V175H98ZM103 176H105V175H103ZM108 176V175H107ZM111 176V175H110ZM123 176H125V175H123ZM133 176V175H132ZM136 176V175H135ZM143 176V175H142ZM154 176H156V175H154ZM158 176V175H157ZM182 177H183V174L181 175ZM184 176H188V175H184ZM197 176H195V178L197 177ZM206 176V175H205ZM227 176V177H226ZM231 176H237V175H231ZM18 177V176H17ZM29 178L31 177V176H28ZM100 177V176H99ZM109 177V176H108ZM112 177H113V175H112ZM118 177V176H117ZM117 177H115V178H117ZM126 177V176H125ZM149 177V176H148ZM148 177H147V179H146V181H148V183H149V179H148ZM179 177H180V175H179ZM201 177H204V175L202 176H200V178ZM213 177H215L214 175H213ZM230 177V178H229ZM241 177V178H240ZM246 177V176H245ZM245 177H244V179H245ZM251 178L250 180H249V178ZM258 177V178H259ZM59 178V177H58ZM76 178H77V176H76ZM82 178V177H81ZM93 178H96V177H93ZM115 178H114V180H115ZM122 178H124V177H122ZM133 178V177H132ZM139 178V177H138ZM186 178H188V177H186ZM186 178H181L180 180H184L185 182L188 180V179H186ZM194 178V177H193ZM192 178V179H193ZM208 178H209V176H208ZM260 178H259V180L257 179L256 181H255V183H256V187H258V188H256L257 190L259 189V187H260ZM10 179V178H9ZM17 179V178H16ZM78 179V178H77ZM101 178H99V180H100ZM103 179V178H102ZM105 179H107L106 181H105V183L108 181V182H111L112 180H110L111 179V177H110V179L109 178H104V180ZM118 179V178H117ZM129 179V181H131L130 179L131 178H128ZM134 179V178H133ZM141 179V178H140ZM140 179H139V182H141L143 179H141V181H140ZM154 179V178H153ZM186 179V180H185ZM192 179H190L191 181L190 182H192V183H194L195 181V183L194 184H191L193 187H194V185L195 184H197V182H199V184H198V186L200 185V180H201V182L204 180V179H206L205 177L203 178V180L202 179H198V178H196L197 180H195L194 179V182H193V180ZM210 179V178H209ZM215 179V180H216ZM232 179H233V177H232ZM13 181H14V179H12ZM52 180V179H51ZM62 180V179H61ZM60 180V181H61ZM80 180H83V179H80ZM87 180H88V178H87ZM91 180V179H90ZM95 180V179H94ZM104 180H103V182H104ZM114 180H113V182H114ZM120 180V182H121V179H119ZM123 180H125V178L123 179ZM122 180V181H123ZM156 180V179H155ZM174 180V179H173ZM199 180V181H198ZM208 180V179H207ZM215 180H214V182L212 181V183H215ZM78 181V180H77ZM84 181H86V180H84ZM96 181H98V180H96ZM100 181H102V180H100ZM100 181H99V183H100ZM117 181V180H116ZM116 181H115V183H116ZM135 181H137V180H135ZM170 181V180H169ZM224 180L222 181V182H225ZM243 181V183H241V181H239L240 183H241V185L242 184H244V181L245 180H242ZM250 183H249V182ZM257 181H259V183L257 182ZM12 182V181H11ZM17 182V181H16ZM63 182V181H62ZM63 182V183H64ZM68 182V181H67ZM107 182V183H108ZM119 182V181H118ZM128 182V181H127ZM126 181L124 182V183H127ZM131 182H133V181H131ZM150 182H152V180H150ZM157 182V181H156ZM184 182V183H185ZM190 182L188 181V183L190 184ZM12 183H15V181L14 182H12ZM44 183V182H43ZM48 183V182H47ZM71 182H69V184H70ZM78 183V182H77ZM79 183H81V185H83L82 184V182L81 181H79ZM88 183V182H87ZM123 183V182H122ZM129 183V182H128ZM148 183H146V184H148ZM153 183V182H152ZM170 183V182H169ZM181 183H182V185L183 186H185V184L183 183V181H181ZM188 183H186V188H188V187H190V186H188L187 184ZM253 184H255L254 182H252ZM251 183V184H252ZM68 184V185H69ZM75 184H76V181H75ZM95 184H97V183H95ZM101 184H104V183H101ZM109 185L108 186H111V184H113L112 182H111V184L110 183H108ZM134 184V183H133ZM137 184V183H136ZM139 184V183H138ZM210 183H208L207 182V186L209 185ZM228 184H230V188H232L233 186H235L236 187V189H235V187L233 188V189H229L228 187H229V185ZM259 186H258V185ZM262 184H264V183H262ZM49 185V184H48ZM47 185V186H48ZM61 185V184H60ZM63 185H65V184H63ZM62 185V186H63ZM86 185V184H85ZM107 185V184H106ZM124 185V184H123ZM151 185V184H150ZM154 185V184H153ZM158 185V183L156 184V186ZM181 185V184H180ZM214 185V184H213ZM214 185V186H215ZM227 185H228V187H227ZM239 185V184H238ZM241 185L239 186V187H241ZM79 186V188L77 189V192H78V190L79 189H81V187H80V185H78ZM88 186H92V185H88ZM99 186H100V184H99ZM113 186V185H112ZM118 186V185H117ZM128 186H131L132 187V184L130 185V184H128ZM127 186V187H128ZM136 186V185H135ZM135 186H134V188H135ZM149 186V185H148ZM152 186V185H151ZM188 186V187H187ZM196 187H197V185H195ZM210 186H212V185H210ZM210 186H208V187H210ZM225 186L227 187V188H225ZM243 186V185H242ZM76 188H77V186H75ZM74 187V188H75ZM95 187V186H94ZM101 187V186H100ZM104 187V186H103ZM102 187V188H103ZM121 187V186H120ZM119 187V188H120ZM123 188H124V186H122ZM120 188V190H125V189H123V188ZM127 187H126V190L123 192V191H121V193L123 192L124 194H122L123 196L125 195V193H126V191H129V193H126V200L127 201H129V199L130 200H132L133 198L135 199V195H134V197L132 198V197H130L129 195H130V191L131 190H129L130 189V187L128 188V190H127ZM137 187H139V185L137 186ZM136 187V188H137ZM177 187H179V186H177ZM182 187V186H181ZM184 187V188H185ZM222 187V188H221ZM245 187V186H244ZM263 186H261V188H262ZM51 188V187H50ZM48 189L47 190V193H46V196H45V191H46V189H45V191H42L43 193H44V196H45V198H43V200L44 199H47V194H48V192H50L51 191V189H53V187L51 188V189ZM65 188V187H64ZM85 188V187H84ZM88 188V187H87ZM140 188V187H139ZM149 187H147V189H148ZM151 188H153V187H151ZM156 188H159V190H160V187H156ZM155 188V192H153V193H155V196H153V195H150V196H153V197H156L157 199L160 197H162V202H161V200H160V202L161 203H163V199H164V197L166 196V197H168V194L170 193H168V191L170 190H164L166 193H168L167 195L164 193V195H161V196H159L160 194L158 193V191L159 190H157ZM195 188V187H194ZM199 188V187H198ZM197 188V189H198ZM201 188V187H200ZM212 188V187H211ZM254 188V190H256ZM115 189V188H114ZM131 189H133V187L131 188ZM138 189V188H137ZM144 189H146V188H144ZM164 189H166V188H164ZM178 189V188H177ZM179 189H181L180 191H182L183 189L182 188H179ZM178 189V190H179ZM190 192L192 191L193 192V189L190 187ZM196 189V188H195ZM229 189V190H228ZM235 189V190H234ZM240 189V188H239ZM242 189H243V187H242ZM242 189H240V190H242ZM247 189V190H246ZM246 189H243V190H245L244 192L247 194V193H249V194H253V193H255V191L254 192H249L248 190H250V187L249 188H246ZM251 189H253V187H251ZM50 190V191H49ZM55 190V189H54ZM68 190V189H67ZM72 190V189H71ZM98 190V189H97ZM108 190V189H107ZM135 190V189H134ZM143 190V189H142ZM149 190V189H148ZM151 190V189H150ZM157 190V191H156ZM178 190H174V191H172V192H174V194L175 193H177L176 194V197L179 199V198H181V199H184L185 198V196H186V199H184V200H190V202L192 203V196H194V193H193V195H191V194H189V192L187 191V189H184L185 191H187V194H186V192L183 194L182 192L181 193H179L180 191H178ZM189 190V189H188ZM228 190V191H227ZM238 190V189H237ZM239 190V191H240ZM256 190V191H257ZM261 189H259V191H257V192H259L258 193V195L261 193V191H263L264 189H262L261 191H260ZM70 191V190H69ZM79 191H81V190H79ZM83 191V190H82ZM91 192H92V190H90ZM101 191V190H100ZM118 191H119V189H118ZM139 191V190H138ZM147 191V190H146ZM146 191L144 192L145 194H146ZM152 191H154V190H152ZM152 191L150 192V194H152ZM161 191H162V186H161ZM163 191V192H164ZM177 191V192H176ZM195 191V190H194ZM197 191V190H196ZM215 191V192H214ZM219 191V193L217 194V192ZM246 191H248V192H246ZM106 192H108V191H106ZM111 193L113 192L114 194L116 193V191L114 192V190H112V191H110ZM120 192V191H119ZM140 192V191H139ZM139 192H133V194H135V193H137V195H139ZM142 192V191H141ZM156 192H157V194H158V197H157V195H156ZM162 192V193H163ZM184 192V191H183ZM200 192V191H199ZM257 192H256V195H257ZM264 192V191H263ZM10 193V192H9ZM51 194H48V197L50 196V195H52V191L50 192ZM58 193V192H57ZM66 193H70V192H66ZM80 193V195L82 194L81 192H79ZM83 193H87L86 191H83ZM89 193V192H88ZM98 192H96V194H94V195H97V196H99L98 194H97ZM118 193V192H117ZM161 193V194H162ZM196 193V192H195ZM231 193V192H230ZM240 193H242V194H245V193H243V191L241 192H238L237 194H235V192L234 193H232L230 196L231 197H233V196H235V195H238V194H240ZM7 194V193H6ZM61 193H59V194H56V191H55V195H57V197H58V195H60ZM108 194H110V193H108ZM113 194V195H114ZM120 194V193H119ZM127 194H129V195H127ZM172 194V193H171ZM171 194H169V197L170 196H172V197H174V194L173 195H171ZM179 194H183L182 195V197L179 195ZM211 194L213 195L214 194V196H216V199H213L214 198V196H211ZM215 194H217V195H215ZM223 194H225V196L223 195ZM263 194V193H262ZM262 194H260L259 196L257 195V197H262L263 195ZM64 195V194H63ZM66 195V194H65ZM64 195V196H65ZM69 195V194H68ZM75 195V194H74ZM78 195V194H77ZM79 195V196H80ZM82 195H84V194H82ZM89 194H87V195H85V196H88ZM115 195H117V194H115ZM121 194L119 195L120 197L122 196ZM136 195V196H137ZM148 195H149V193H148ZM200 195V194H199ZM241 195V194H240ZM262 195V196H261ZM71 196H73L72 194H70V197ZM84 196V197H85ZM129 198H128V197ZM131 196H132V193H131ZM149 196V197H150ZM180 196V197H179ZM190 196V197H189ZM213 197L212 198V200H211V197ZM230 196L228 195L227 197L229 198V200H230ZM239 196V195H238ZM242 196V195H241ZM240 196V197H241ZM247 196V199H248V195H246ZM245 196V197H246ZM251 196V195H250ZM254 196H255V194H254ZM254 196H253V199H254ZM41 197H43V196H41ZM62 197V196H61ZM96 197V196H95ZM110 197H112L111 196V194H110ZM110 197H108V199L110 198ZM147 198H149L148 196H146ZM153 197H150L151 199L153 198ZM176 197H174L173 198V200L174 201H172V203L171 204H174V202H175V200H176V204L177 203H181V204H183L182 203V201L185 203V201L184 200H181V199H179V200H181V202L178 200V202H177V199H176ZM192 197V198H191ZM195 197H197V196H195ZM199 197V196H198ZM201 197V196H200ZM243 197V196H242ZM52 198H55L54 197V195H53V197ZM67 198V197H66ZM85 198H87V197H85ZM90 198H92V197H90ZM94 198V197H93ZM188 198V199H187ZM202 198H203V195H202ZM207 198H204V200L206 199L207 201H208V199ZM220 198V197H219ZM218 198V199H219ZM226 198V197H225ZM234 198V197H233ZM237 198H239V197H237ZM50 199V198H49ZM48 199V200H49ZM61 199V198H60ZM60 199H58V201L60 200ZM72 199V198H71ZM70 199V200H71ZM88 199V198H87ZM112 199V198H111ZM116 199H117V197H116ZM115 198L112 200V202H114V200H116ZM125 199H123V200H125ZM151 199H148L149 201L148 202H151L152 200ZM219 200L218 202L217 201H215L214 203L215 204H212L213 205V207L214 208H212V210H210V212L211 211H213L214 209H216V207H217V205L218 206H220L221 207V205L222 204H224V202H225V200L226 199H224V201H222V200ZM232 199V198H231ZM236 199V198H235ZM247 199H245V198H243L242 199V201L243 200H246L247 201ZM252 199V198H251ZM257 199H259V198H257ZM257 199H254L255 201H253L252 200V203L253 202H256L257 201ZM261 199H264V196H263V198H261ZM4 200V199H3ZM51 200V199H50ZM55 200V199H54ZM67 200H69V197H68V199ZM66 200V201H67ZM85 200V199H84ZM122 200V201H123ZM155 200V199H154ZM153 200V201H154ZM201 200V199H200ZM203 199H202V201L203 202H205ZM228 199L226 200V202H228L229 203V205H232V203L235 205V201H237V199L235 200V201H233V202H231L232 200H234V199H232L231 201H229ZM65 201V202H66ZM133 202H134V200H132ZM132 201H130V203L132 202ZM136 201V200H135ZM152 201V202H153ZM170 201V200H169ZM170 201V202H171ZM197 201V202H196ZM202 201H200L201 203H200V205H201V207H200V205H198L201 209H202V205L204 204ZM206 201V206L208 205V203H209V201L207 202ZM220 201L221 202H223V203H220ZM245 201V202H246ZM260 201V200H259ZM46 202V201H45ZM60 202H62V201H60ZM68 202H70V201H68ZM110 202V201H109ZM111 202V203H112ZM124 202V203H123ZM122 202V204L124 205L125 204V202L126 201H123ZM147 202V204H149ZM155 203H158V204H160V202H156V201H154ZM165 202V201H164ZM168 202V201H167ZM195 202V203H194ZM199 202V200H195L194 199V201H193V204L192 205H190V204H187L188 205V208H187V206H185L186 208L185 209H183V212H184V210H186L185 211V213H188V210L190 211L194 206V204H199L198 203ZM216 202H217V204H216ZM225 202V204L224 205H222V207H225V208H227V210H225V209H222L221 211L219 210V213L221 212V213H224V216L228 213H232V212H228V211H230L229 209L230 208H232L234 205H232V206H229L228 205V203H226ZM258 202V201H257ZM261 202H263L264 203V200H262V201H260V202H258L259 204L261 203ZM47 203V202H46ZM49 203V202H48ZM53 203V202H52ZM72 203V204H71ZM71 203H68V204H65L66 205V207H68L67 205H69V204H71V205H73V207H75L74 205L75 204H73V202H71ZM120 203H121V201H120ZM130 203H128V204H130ZM187 203H189V202H187ZM231 203V204H230ZM240 203V202H239ZM251 203V202H250ZM3 204V203H2ZM54 204V203H53ZM58 204H60V203H58ZM57 204V205H58ZM63 204V203H62ZM87 204H90L89 202L87 203ZM128 204H126V205H128ZM134 205L136 204V203H133ZM133 204H132V206H133ZM168 204V203H167ZM167 204H166V202H165V204H160V207H162L163 206V209L165 208H169V210L171 209V211H172V213H174L173 212V210L174 209H176V208H178V205L176 206V204L175 205H172L173 206V208H172V206L170 205H168V207H167ZM180 204V205H181ZM210 204V203H209ZM220 204V205H219ZM243 204V203H242ZM247 204H248V202H247ZM259 204H258V206H259ZM56 205V206H57ZM65 205L63 204V207H65ZM113 205H115V204H113ZM151 205V204H150ZM162 205V206H161ZM165 205H166V207H165ZM186 205V204H185ZM190 205V206H189ZM215 205H216V207H215ZM250 205V204H249ZM53 206V205H52ZM109 206H110V204H109ZM112 206V205H111ZM129 206V205H128ZM127 206V207H128ZM131 206V205H130ZM131 206V207H132ZM182 206V205H181ZM193 206V207H192ZM205 206V205H204ZM210 206V205H209ZM229 208H228V207ZM50 207V206H49ZM61 207H62V205H61ZM60 207V208H61ZM62 207V208H63ZM72 207V206H71ZM72 207V208H73ZM79 207H80V205H79ZM113 207H115V206H113ZM120 207V206H119ZM118 207V208H119ZM121 207H122V205H121ZM123 207H125V209L127 208L126 206H123ZM171 207V208H170ZM196 208H197V206H195ZM193 208L189 213H193V214H196V212H197V215L196 216H199V217H197L196 219H198V220H196V225L201 221V218H202V216H204V214L206 215L205 216V219L209 216V215H211L210 217H211V219L213 218V217H215V215H216V217H218V216H222L223 214H221V215H217L216 214V212H215V210L213 211V213L212 214H214L215 213V215H212V214H206L204 211H200V209H199V211H197L198 209H196V208ZM217 208V209H221V208ZM242 207H244V206H242ZM264 204H263V206H262V203H261V205H260V208H259V213L260 212H264V211H262V210H264ZM69 209H70V206L68 207ZM78 208V207H77ZM77 208H75L74 210H77ZM129 208V207H128ZM127 208V209H128ZM158 208V210H159V206L157 207ZM157 208H156V211H158L157 210ZM180 208H183V207H179L178 209H179V211H180ZM204 208V207H203ZM206 208H208V207H206ZM206 208H204L205 210H206ZM210 208V209H211ZM250 207H248L247 209H249ZM261 208H263V209H261ZM56 209V208H55ZM64 209V208H63ZM67 209V208H66ZM79 209V208H78ZM81 209H82V207H81ZM124 209V208H123ZM131 210H132V208H130ZM133 209H135V208H133ZM137 209V208H136ZM164 209V210H165ZM173 209V210H172ZM216 209V210H217ZM235 209V208H234ZM234 209L232 210V211H234ZM252 209V211L253 210H257V209H254V208H251ZM261 209V210H260ZM9 210V209H8ZM7 210V211H8ZM54 210V209H53ZM58 210H59V206H58ZM68 210V209H67ZM66 210V211H67ZM160 210H162V208H160ZM164 210H163V212H164ZM169 210H166V213H171ZM177 210V209H176ZM182 210V209H181ZM195 210H196V212H195ZM243 210V209H242ZM241 210V211H242ZM244 210H246V209H244ZM64 212H65V209L63 210ZM68 211H70V210H68ZM80 211V210H79ZM175 211V210H174ZM178 211V210H177ZM207 211V210H206ZM218 211V210H217ZM223 211H227V213L225 214V212H223ZM239 211V210H238ZM254 211V214L255 213H257V211L255 212ZM52 212H54V211H52ZM56 212L57 211H55V214H54V216H53V219H54V217H55V215H57L56 214ZM75 211H73V213H74ZM162 212V211H161ZM161 212H158V213H161ZM199 212H200V214H199ZM201 212H203V213H201ZM59 213V212H58ZM72 213V214H73ZM80 213H81V211H80ZM83 213V212H82ZM184 213V214H185ZM259 213H257V215L255 214L254 216H252V219H253V221H252V219H250L249 217L247 218L246 217V214H245V216L244 215H242L244 218H247V219H250L252 222H256L254 219V217L256 216V218L259 216V217H261L260 215L261 214H259ZM8 214V213H7ZM52 214V213H51ZM52 214V215H53ZM61 214L63 215V212H61ZM61 214L59 215V216H61ZM75 214V213H74ZM134 214V213H133ZM132 213H131V215H133ZM176 214V213H175ZM193 214H189V215H191V216H193ZM201 214H203L202 216H201ZM235 214H236V210H235ZM237 214H239V213H237ZM11 215V214H10ZM66 215L67 216H69L70 215V213H69V215L66 213ZM80 216H81V214H79ZM167 215V214H166ZM188 215V214H187ZM208 215V216H207ZM233 215V214H232ZM64 216V215H63ZM75 216H77V213H76V215ZM82 216H83V214H82ZM81 216V217H82ZM165 216V215H164ZM163 216V217H164ZM200 216H201V218H200ZM213 216V217H212ZM224 216H222V219L220 220H218V218H216L215 217V219H213L214 221L215 220H217L218 221V223H219V226L217 227V225L215 226V228H219V227H223V224H221L222 226H220V223H224L225 225H226V221L224 222L223 221V219H226V218H224ZM227 216V215H226ZM229 217H230V215H228ZM228 216H227V218H228ZM237 217L238 216H241L240 214L239 215H236ZM247 216H249L248 214H247ZM263 217H264V213H263V215H262ZM57 217V216H56ZM133 217V216H132ZM138 217V216H137ZM148 218H150V216H147ZM173 217V216H172ZM209 217V218H210ZM232 217V216H231ZM52 218V217H51ZM62 218V217H61ZM60 218V219H61ZM65 218H66V216H65ZM165 218V217H164ZM208 218V219H209ZM239 218V217H238ZM238 218H236L237 220H238ZM242 218V217H241ZM57 219V218H56ZM55 219V220H56ZM58 219H59V217H58ZM63 219V222H62V224H67L69 221V219H71V215H70V218L68 219V217H67V219L68 220H66L67 221V223H66V221H65V219L64 218H62ZM128 219H130V218H128ZM230 219V218H229ZM231 219H234V216H233V218H231ZM231 219H230V221H231ZM247 219H245V225L248 227V224H246V222L248 221ZM50 221H52L51 219H49ZM55 220H53V221H55ZM76 220V219H75ZM167 220V219H166ZM204 220V218H202V221ZM210 220V219H209ZM213 220H210V221H208V222H206V220H205V223H203L204 225L207 223L208 224V227H209V223H213ZM247 220V221H246ZM52 221V222H53ZM57 221V220H56ZM62 221V220H61ZM60 221V222H61ZM77 221V220H76ZM150 221V220H149ZM149 221H147V223H149ZM164 221V220H163ZM168 221V220H167ZM201 221V222H202ZM220 221V222H219ZM223 221V222H222ZM234 221V220H233ZM242 221H243V219H242ZM242 221H240V222H242ZM251 221H248V223L249 222H251ZM258 221H261L260 223H262V222H264V220L262 221L261 220V218H260V220L258 219ZM51 222V223H52ZM65 222V223H64ZM119 222V221H118ZM166 222V221H165ZM169 222V221H168ZM168 222H166V223H168ZM204 222V221H203ZM228 222V221H227ZM240 222H239V224H240ZM54 223V222H53ZM70 223V222H69ZM120 223V222H119ZM154 223V222H153ZM231 223V222H230ZM60 224V223H59ZM62 224L60 225L61 227H62ZM71 224V223H70ZM151 224V223H150ZM202 224V223H201ZM200 224V226H199V224H198V226L201 228V232H203L204 230H207L208 229V227H207V229H206V227L204 226V225H201ZM206 224V225H207ZM214 224H216V221L214 222ZM234 225L236 224V223H233ZM252 224H254V225H256L255 223H252ZM258 224V223H257ZM58 224H56V226H57ZM72 225V224H71ZM116 225V224H115ZM118 225V224H117ZM166 225V224H165ZM165 225H164V229H165ZM169 225V224H168ZM173 225V224H172ZM211 225L212 224H210V228H211ZM225 225H224V227H225ZM227 225H229L228 223H227ZM234 225H233V227H234ZM242 224H240V226H241ZM244 225V224H243ZM242 225V226H243ZM251 225V224H250ZM249 225V227H250V229H249V227L247 228L248 230H250V232L249 233H243L242 232V234H245V235H241V236H244L242 239H244V241H246L247 243H248V247H246V243H244L243 244V246L244 247H246V248H244V250H246V251H244L243 250V248H241L245 253H247V254H251V252H252V255L251 256H253V253H255V255L258 253V252H263V250H264V248L262 247L261 249L262 250H260V251H256V250H259V249H257V247L261 244V243H263L264 241V239H263V236H262V238L260 237L261 235H262V230H264V229H261V234H255V235H257V237H259L258 239H260L261 241H259V243H257L256 244V242L258 241L256 238H255V240H257L255 243L253 242V241H250V239L251 240H254L253 238H251V236H249V235H251L252 234V232H257V231H253V227L254 226H250ZM259 225V224H258ZM257 225V226H258ZM22 226V225H21ZM54 226H55V224H54ZM59 226V225H58ZM57 226V227H58ZM66 226H68L69 227V225H66ZM158 226H160V225H158ZM202 226H204V227H202ZM232 225L230 224V227L229 226H226V227H229V229L230 228H232L231 230L232 231H235V229L237 230V228H238V226L237 225H235V227H237V228H235L234 227V230H233V227H231ZM239 226V227H240ZM241 226V228H243ZM61 227H58L57 229H59V228H61ZM65 227V226H64ZM136 227V226H135ZM162 227H163V225H162ZM161 227V228H162ZM168 227V226H167ZM19 228H20V225H19ZM170 227H168V229H169ZM199 228V229H200ZM202 228L204 229V230H202ZM209 228V229H210ZM215 228H214V230H215ZM240 228V229H241ZM245 228V229H246ZM136 229V228H135ZM149 229V228H148ZM196 229H197V227H196ZM212 229V228H211ZM211 229L209 230V235H211L212 233V235H211V238L212 239H214L213 238V236L216 234V236L218 235L217 233H220V230H221V235L219 234V236H217V241H219L218 243L221 245V243H222V249L224 248V247H226L225 246V244L227 245L228 243H230V238L232 237L231 236V234H229L230 232L232 233V231H226L225 229H227L228 230V228H222V229H220V230H212L211 231ZM239 229V228H238ZM244 229V228H243ZM246 229V230H247ZM252 229V230H251ZM255 229V228H254ZM258 228H256V230H257ZM60 230V229H59ZM58 230V231H59ZM151 230V229H150ZM149 230V231H150ZM225 230V231H224ZM57 231V232H58ZM137 231V230H136ZM164 231V230H163ZM216 231H218V232H216ZM252 231V232H251ZM62 232V231H61ZM63 232H66V233H68V231H63ZM169 232V231H168ZM172 232V231H171ZM212 232V233H211ZM236 232V231H235ZM239 232V231H238ZM139 233H140V231H139ZM145 233H148V232H146L145 231ZM145 233H144V235H145ZM159 233V232H158ZM165 233V232H164ZM163 233V234H164ZM167 233V232H166ZM215 233V234H214ZM227 233H228V235L230 236V238H229V241L228 242H224V241H226V239H228V235H227ZM240 233V232H239ZM110 234V233H109ZM112 234V233H111ZM154 234V233H153ZM204 234V233H203ZM208 234V233H207ZM235 233H233V235H234ZM249 234V235H248ZM62 235V234H61ZM142 235H143V233H142ZM148 235H149V233L147 234V238H148ZM157 235V234H156ZM202 235V234H201ZM209 235H205V236H208L207 238H209L210 239V236ZM237 235H238V233H237ZM247 235V236H246ZM159 236H161V235H159ZM200 236V235H199ZM245 236H246V238L249 236V238H248V240L250 241V242H248L247 240H245ZM252 236H253V234H252ZM138 237H140V235L138 234ZM142 237V236H141ZM143 237H145V236H143ZM143 237H142V239H143ZM150 237V236H149ZM193 237V236H192ZM234 237H236V234H235V236ZM130 238V237H129ZM135 238V237H134ZM146 238V239H147ZM152 238V234H151V237H150V239ZM153 238H155V237H153ZM188 238H189V236H188ZM188 238H186L185 237V239H186V241L188 240ZM196 238H198V240L196 239V240H194L195 242L197 241V243H198V245L196 246L197 248L198 247H200L201 249H202V246L203 245H205L204 247H206L207 245H210L209 243H207L208 242V239L207 240H205V237H204V235H203V237H196ZM201 238H204L203 240V242L201 241V243L203 244V245H200L199 246V244H201L200 242H199V239H201ZM238 238H240V236L238 237ZM137 239V238H136ZM141 238H140V240H138V242L139 241H141L142 240ZM145 238L141 241V242H145V241H147ZM232 239H234V238H232ZM11 240V239H10ZM131 240V239H130ZM156 240V239H155ZM211 240V239H210ZM238 240V239H237ZM133 242H134V240H132ZM150 241V240H149ZM193 241V245L195 244V242ZM206 241V242H205ZM212 241V240H211ZM263 241V242H262ZM138 242H137V245H138ZM210 242V241H209ZM223 242L225 243V244H223ZM234 242V241H233ZM232 242V243H233ZM240 242V241H239ZM254 244H253V243ZM131 243V242H130ZM182 243V242H181ZM189 243H190V241H189ZM188 242H187V244H189ZM204 243H206V244H204ZM217 243V244H218ZM238 243V242H237ZM133 244V243H132ZM214 244H216L215 242L212 244L213 246H214ZM217 245L218 247H216V245L213 247H210L213 251H216L217 249L216 248H218V249H220V245ZM241 244V243H240ZM251 244V245H250ZM259 244V245H258ZM264 244V243H263ZM145 245H147L146 243H145ZM190 245V244H189ZM196 245V244H195ZM253 245H254V248H253ZM142 246H143V244H142ZM147 246H149V245H147ZM172 246H174V245H172ZM191 246V245H190ZM242 246V245H241ZM240 246V247H241ZM256 246V247H255ZM261 246H263V245H261ZM135 247V246H134ZM144 247V246H143ZM196 247H195V249H196ZM208 247V249L207 248H205L206 249V251L207 250H209V254L208 255H210V259H207L208 257H207V255H206V257H202V256H204L206 253L203 251V250H201L200 248V250L198 251L197 249L196 250H194V248L192 249V250H194V251H196L195 253H196V255H198V260H199V253L201 252V254H202V252L203 253H205L204 255H202L201 257H202V259H200L201 261L203 260V258L205 259L204 261L205 262H207V260H211L212 258H214L215 259V257H211V251H210V248ZM228 247H230V245H228L227 246V249H228ZM251 247L255 250V252H253V249L251 250ZM260 247V246H259ZM192 248V247H191ZM256 248V249H255ZM70 249H72V247L70 248ZM76 249H77V247H76ZM75 249V250H76ZM115 249V248H114ZM147 249V248H146ZM204 249V248H203ZM249 249V250H248ZM117 250H118V248H117ZM137 250V249H136ZM139 250H140V248H139ZM247 250H248V252H250V253H248L247 252ZM198 251V252H197ZM212 251V252H213ZM218 251H220V250H218ZM222 251V252H221ZM220 252H218V253H220L221 255H224V253L226 252V249H223V250H221ZM225 251V252H224ZM242 251V252H243ZM71 252V251H70ZM73 252V251H72ZM241 252V253H242ZM257 252V253H256ZM198 253V254H197ZM207 253H208V251H207ZM217 253V252H216ZM215 252L214 253H212L213 254V256L216 254ZM241 253H240V255H241ZM118 254H119V252H118ZM141 254V253H140ZM200 254V255H201ZM247 254H246V256L245 257H247ZM76 255V254H75ZM75 255H74V259H75ZM144 255H145V253H144ZM239 254L236 256V257H241ZM244 255V253L242 254V256ZM69 256V255H68ZM70 256H72V255H70ZM193 256V255H192ZM216 256V258H217V254L215 255ZM77 257H79L78 255H77ZM191 257V256H190ZM194 257H195V255H194ZM236 257H231V260L233 261V259L232 258H235L236 259ZM180 258H182L181 256H180ZM184 258V257H183ZM192 258V257H191ZM251 257H249L248 259H250ZM71 259V258H70ZM76 259H78V258H76ZM188 259V260H187ZM195 259V258H194ZM238 259H240V258H238ZM238 259H236V260H238ZM246 259V258H245ZM245 259H243L242 261L243 262H247V261H245ZM180 260H182V259H180ZM184 260H186V261H188V264H189V260H190V258L189 257H187L186 259L184 258ZM184 260H182L181 262H183ZM230 260V259H229ZM191 262H192V260H191ZM196 262V260H194L193 261V263H195ZM204 262V263H205ZM216 262V261H215ZM229 262H231V261H229ZM240 262H241V259H240ZM239 262V263H240ZM184 263V262H183ZM187 263V262H186ZM201 263V262H200ZM235 263V260H234V262L232 263V264H234ZM236 263H237V261H236ZM238 263V264H239ZM69 264H71V262L69 263ZM206 264V263H205ZM210 264H212V263H210ZM231 264V263H230Z\"/></svg>", "mask_w": 264, "mask_h": 264}]
</instances>
